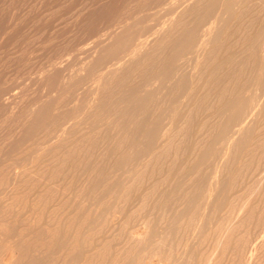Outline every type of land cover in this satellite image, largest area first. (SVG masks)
Masks as SVG:
<instances>
[{"label":"bare ground","instance_id":"obj_1","mask_svg":"<svg viewBox=\"0 0 264 264\" xmlns=\"http://www.w3.org/2000/svg\"><path fill=\"white\" fill-rule=\"evenodd\" d=\"M17 2H18V0H16ZM25 1H27V4L29 3V4H34L35 2H36V0H35V2L33 1L32 2V0H31V2L32 3H30V0L28 1V0H25ZM45 1V0H44ZM49 1H51V0H49ZM53 1V0H52ZM52 1L51 2H49V3H51L52 4V6L54 5L53 3H55L57 0H55L53 3H52ZM68 1V0H67ZM81 1H83V0H81ZM93 1V0H92ZM96 1H98V0H96ZM95 0H94V2H96ZM101 1V0H100ZM135 1V3L137 2V0H111V2L110 3H108V1H104L105 3H108L109 4V6L107 7V8H105V9H107L106 11L107 12H105V11H103V10H100L101 12L103 11V12H105V14H103V16H102V13L100 14L102 17H101V19L99 20V18L100 17H98L97 15H99V14H95V12L93 11V10H91L89 7H88V5L87 6H85L84 8L82 7V9H86V7H88L89 9H90V13H92L93 15H96L97 17L95 18L96 20H99L100 21V23H98L97 25H94V26H96V27H90L89 26V24H87V22L89 21V17L88 16H90V15H92V14H89V10H87L86 9V11L84 12V13H86L87 11H88V16L87 15H85L86 17H87V20H85L86 19V17H83L84 15H83V13H81V12H79V10H78V12L79 13H81L83 16H81L82 17V19H83V21L85 20L86 21V24L90 27H87V29L85 30L84 28L86 27L85 25V27L82 29L83 30V33H84V30L85 31H87L88 30V28L89 29H94V31H93V33H96V32H98L99 30L101 31V29H102V31L104 30V28L106 27V28H110L111 26H116V27H114L115 29H118L119 31L118 32H115V31H117V30H115L114 31V29H112V31L111 32H109L110 31V29H109V31H108V29H105L106 31H108L110 34L108 35V33H107V35L108 36H106L105 35V33H104V31H103V33L104 34H102V37H104V38H102V39H104V41L103 40H100V41H102V42H106L105 44L106 45H108V44H110V45H108V49H107V54L105 55V57L103 56V58H102V54H101V52H102V49L100 50V49H98L99 51H101V52H98L97 51V46H102V45H96L98 42H99V40H97L96 41V43L94 42V41H92V42H94L95 43V48H96V50H94L93 48L94 47H91L90 45H92V44H90L89 46V48H92V50H94V51H96V52H98V54H96V52H94V51H92L91 50V54H93V53H95V55H94V58L92 59V57H93V55H89L90 54V50H89V48L87 47V48H85V49H88V50H82L83 48H82V46L83 45H81L80 43L82 42H78L79 44L78 45H80L81 46V50H82V52H84V53H82L80 50V52H81V56H79V58H78V56L76 57V59H80V57H82L85 53V55H86V57L88 58H86L87 59V61L88 62H90L91 60H93V63L94 62H96L97 63V60H101V59H103L102 61H99L100 63H97V64H94V66L96 65V67L98 66V64H99V67L98 68H96V67H94L93 68V71H96L97 69V71H96V74H95V72H92V74H91V67H90V69L89 70H91L90 72L89 71H87V70H84V71H82V72H84L85 73V76L90 80L89 82L91 83V78H90V76H93V74H95L94 76H93V80H92V83L90 84L89 82H88V80H87V82H88V92L86 91V94L88 95V97L86 96V95H84V97H85V99L87 98H89L88 99V101H89V103H90V105L91 104H93V105H95L96 103H98V102H94V95L95 96H97L98 94H96V92H102V90H104V92L102 93V94H106L107 92H109V95L111 96L112 94H110V92L111 93H113L114 94V92H112V91H109L110 90V86H112V89L114 88V83H112L113 85H110V83L112 82V81H114L115 82V80H113V78H112V81L109 83V84H106L107 85V87H108V85H109V89L107 88V87H105L104 88V86H105V81L108 79L109 80V78H111V77H113V76H115L116 75V73L118 72V73H121L120 71V69L122 68V67H124V66H127L128 64H130L131 62H133V60L134 59H136V57H139V55L141 54V53H145V50H147L149 47H151L153 44H155V42H159L158 41V39L160 38V36L161 35H164L166 32H168V34H169V31L171 32V29L172 28H174V25H176L175 23H177L176 21H178L179 22V19H180V21H181V19L182 18H179V17H183V18H185L184 16H188V13H187V15H184V14H182V11L180 12L183 16H181L176 10L180 7V9H178V10H181V8H182V6H184L185 7V5L186 4H189V6L188 5H186V7L188 6V7H190L191 5H190V3H187V2H189V1H187V0H182L181 2H180V0H170L171 2H169V3H166L167 4V8L165 7V8H163V6H165V4L164 5H162V9H164V10H162L161 8V10L159 9V7L158 6H156V5H158V3L159 2H161V0H157L156 2H158L157 4L155 3L154 5L156 6V7H158L157 9V12L159 13V11H165V9L166 10H169V11H167V13H170V15L172 14L173 15V12H174V14H176V17L174 16V17H167V18H169L168 20H167V18H165V20L166 21H164V23H162L163 22V18H161V16H162V14H161V12H160V17H158L159 16V14H158V16H157V12L156 11H154V12H152V11H150V13H153V14H151V15H153V16H157L156 18L158 19V20H160L161 21V24L159 25V23H160V21H157L158 22V24L156 23V21L155 22H152V21H150V19H149V21L150 22H152V25H148L149 26V28H147L146 26H144V28H145V30L146 31H148L149 30V32L148 33H150L149 35H147L148 33L145 31L144 32V28H142V29H137V27L139 26V25H137V24H140L138 21V23L135 21V19H136V17H138V15H141V11L143 12V10H141V9H138L139 8V6H138V4H137V6L136 7H138V8H134V10H133V6H135V5H132V12H129L130 11V8H129V6L131 5V3L132 4H135V3H133ZM146 1H151V0H146ZM145 1V2H146ZM153 1H155V0H152V2L150 3V5L151 4H153ZM165 1V0H164ZM163 1V2H164ZM167 2L169 1V0H166ZM165 1V2H166ZM174 1H177L176 3L174 2ZM187 1V2H186ZM191 2L193 1V0H190ZM199 0H194L193 2H195V3H197ZM201 1V0H200ZM203 1H205V0H203ZM208 1V0H207ZM222 1V0H221ZM249 0H238V3L236 4V7L238 6V4L240 5V6H238L237 7V9L238 8H242V10L244 9V10H246L245 9V7L243 8V5L244 6H246L248 3H250V5L251 4H253V3H251L252 1H250V2H248ZM256 0H254V2H255ZM257 1H259V0H257ZM261 1V0H260ZM259 1V2H260ZM263 2H264V0H262ZM0 2H1V6H0V50L1 51H3L4 49V47H7L13 40H15L14 39V35H16V34H14V31L15 30H17V29H15L14 30V14H15V11H17V10H14V8H15V6L17 7V5L20 3L21 4V2L19 1L18 3H17V5H15L14 6V4H16V3H14V0H0ZM40 3H41V1H39ZM46 2H48V0H46ZM60 0L58 1V4H56L55 3V5L57 6V5H59L60 3H62V4H64V1L63 2H60ZM74 2V4L73 5H75V1H73ZM85 2V1H84ZM86 2H88L89 4H90V2H89V0L88 1H86ZM138 2H140L141 3V0H139ZM143 2V1H142ZM185 2H186V4H185ZM206 2V1H205ZM212 2V1H211ZM220 2V1H219ZM222 2H224V1H222ZM230 2V0L228 1V3ZM232 2V1H231ZM237 2V1H236ZM248 2V3H247ZM43 3V2H42ZM41 3V4H42ZM45 3V2H44ZM68 3V2H67ZM66 3V0H65V4H67ZM77 3H79L80 4V0H78V2ZM77 3H76V5H77ZM87 3V4H88ZM97 3V2H96ZM96 3L94 4L93 2H92V4H94V6H95V8L97 7V5H96ZM101 3V2H100ZM139 3V4H140ZM147 4H148V2H146ZM146 3H143L144 5H146L147 6V4ZM183 3L185 4V5H183ZM203 2H200V5L202 4ZM19 4V5H20ZM26 4V3H25ZM27 4H26V6H27ZM36 4V3H35ZM40 4V5H41ZM64 4V5H65ZM71 4V3H70ZM70 4H68L69 5V9H70ZM79 4H78V6H79ZM97 4H99V2L97 3ZM142 4V3H141ZM140 4V5H141ZM143 4L141 5L142 6V9L144 8L143 7ZM193 4V3H192ZM199 4V3H198ZM224 4V3H223ZM233 4H234V1H233ZM257 4V3H256ZM24 5V4H23ZM47 5H48V3L46 4V6L45 7H47ZM54 5V6H55ZM71 6V8L72 7H74V6ZM84 5H86V3H84ZM84 5H81V6H84ZM100 5V4H99ZM149 5V6H150ZM196 5V4H195ZM194 5V6H195ZM199 5V7H197V6H195V7H197V8H195V10L198 12L197 14H196V12H195V16L196 15H198V14H200V12H199V9L198 8H200L201 6ZM207 5H212V4H207ZM230 3L229 4H227L226 6H224L223 7V9H222V11H221V13H220V15H219V12H218V15L219 16H217V10H219L220 8H221V6H219L218 8L219 9H216V12L215 13H211V12H213V11H211V6H210V8H209V10H210V12H209V15L211 14H215V17H213L212 18V20H210L209 21V19L211 18V17H209L208 15H206V16H208L207 18L205 17V14H203L202 16H204L205 17V19H206V21L204 20V18H202L200 15V17H198L197 16V18L199 19H201L202 18V21L205 23H203L204 25L202 26V22L200 23L199 21L198 22H196V21H194V19H193V21L194 22H196V23H194V26H196L197 25V23H198V25L197 26H200L201 25V29H200V27H199V34H198V31H196V28H197V26L196 27H193V25L191 26L190 25V23L189 24H187V25H190L189 27H192L190 30H193V32H194V30L196 31V35L197 36H194V34L193 35H190V34H192L191 32L188 34V35H185V31L187 30V27L185 26L186 25V20H185V22L184 21H182V22H179L180 24H182L183 22L185 23V24H182V27H186V28H183V30L184 29H186L184 32L182 31V29L180 28V31H177V34H175L176 32H173V34H175L174 36H181V33L180 32H183L182 34L183 35H185V37L184 38H187L188 39V37H189V39H188V41L186 42L187 43V45L183 48V52H182V54H184V55H182V54H180L181 53V51H182V48H180V46H179V48H180V51H179V53H178V51H177V56L180 54L181 55V58L180 59H182V56L184 57L185 56V58L187 57V60H188V57H190V59H191V57H193L192 59L194 60V62H196V60H197V62L196 63H198V64H200L201 63V61H200V63L198 62L199 60H198V58L202 55V53L204 52V55H205V50L207 49V48H209V47H211L212 45V42H211V44H210V40H211V37H213V36H215L214 35V33H217L218 31H217V27H219V26H221V24L223 23V22H226V20L225 19H230L229 17H231V19H232V16H234V17H236L235 15H238V13H242L243 11H237L236 12V10H235V12L237 13V14H235V13H233L232 11H234V10H232L231 9V7H232V4L230 5ZM250 5H248L247 6V10H249L248 9V7H250ZM260 5H261V2H260ZM42 6V10H43V5H41ZM77 6V8H79V7H81V6H79L78 7ZM90 7H92L91 6V4L89 5ZM100 6H102V5H100ZM99 6V7H100ZM106 6V5H105ZM145 6V7H146ZM149 6H147V7H149ZM155 6H154V9H156L155 8ZM159 6H161V5H159ZM204 6V5H203ZM202 6V7H203ZM217 6V5H216ZM235 6V5H234ZM256 5L254 4V6L253 7H255ZM258 6V5H257ZM257 6H256V8H257ZM22 7H24V6H22V4H21V6H20V8L22 9ZM38 7H40V6H38ZM61 7H62V5H61ZM103 7V6H102ZM146 7V8H147ZM187 7V8H188ZM193 7V6H192ZM191 7V8H192ZM201 7V8H202ZM204 7H206L205 8V10L207 9L208 10V7L207 6H204ZM203 7V8H204ZM262 7V6H261ZM264 7V6H263ZM19 8V9H20ZM25 8V7H24ZM37 8V7H36ZM48 8V7H47ZM47 8H45L46 9V11H48V12H50V9H48L47 10ZM60 8V7H59ZM58 8V9H59ZM67 8V7H66ZM65 8V9H66ZM67 8V9H68ZM76 8V7H75ZM146 8H144V9H146ZM151 8V7H150ZM150 8H148L147 9V13H145V12H143V14L145 13L146 14V16H148V13H149V10H150ZM202 8V9H203ZM212 8H217V7H212ZM233 8V7H232ZM235 8V7H234ZM240 8V9H241ZM251 8V7H250ZM256 8L254 9V12L256 11ZM18 9V10H19ZM57 9V10H58ZM61 9H62V12H61ZM61 9H59V11H60V13H63V12H65V11H63V9H64V6H63V8H61ZM64 9V10H65ZM66 9V10H67ZM74 9V8H73ZM73 9L72 10H68V11H66V12H70L71 14H72V16H73V14H76L75 12L73 13L72 11H73ZM81 9V10H82ZM99 9H101V7L99 8ZM98 8H96V10H99ZM127 9H129L128 10V13H127V15H130V16H128V18H125V21H124V18H122V17H120L119 16V13H120V15L122 14L123 15V12L125 13V15L124 16H126V12H125V10L127 11ZM138 9V10H137ZM183 9V8H182ZM190 9V8H189ZM189 9H187L188 11H189ZM193 10H194V8H192ZM201 9V10H202ZM239 9V10H240ZM252 9V8H251ZM251 9L249 10V12L251 11ZM258 9H260V8H258ZM264 9V8H263ZM24 10V9H23ZM27 9H25V11H26ZM31 10V9H30ZM35 10V9H34ZM38 10H39V8L37 9V12H38ZM139 10H141V11H139ZM151 10H153V8H151ZM185 12L184 13H186V8L185 9H183ZM191 10V9H190ZM205 10H203V13H204V11ZM206 10V11H207ZM208 10V11H209ZM221 10V9H220ZM219 10V11H220ZM232 10V11H231ZM262 9H260L259 11H261ZM19 11H22V10H19ZM18 11V12H19ZM24 11V12H25ZM74 11H76V10H74ZM91 11H93V12H91ZM214 11H215V9H214ZM253 11V10H252ZM251 11V12H252ZM24 12H22V14L24 13ZM29 12H31V11H28V13ZM36 12V14H38ZM41 12V11H40ZM39 12V13H40ZM53 12V11H52ZM156 12V13H155ZM176 12V13H175ZM191 12H194V11H191ZM190 12V13H191ZM249 12L247 13L248 14V16H249ZM250 12V13H251ZM254 12H252V13H254ZM17 13V12H16ZM27 13V12H26ZM35 13V12H34ZM42 13H44V11H42ZM42 13H41V16H42ZM98 13V12H97ZM130 13V14H129ZM165 13V12H164ZM167 13H166V15H167ZM189 13V14H190ZM244 13H245V11H244ZM246 13H245V15H246ZM258 13V12H257ZM261 13H263L262 15H261V19H262V16H264V11L263 12H261ZM32 15V17L34 18V15L32 14V13H29V15ZM35 14V15H36ZM46 14H48V13H46ZM51 15H52V13H50ZM55 14V13H54ZM58 15H59V12L57 13ZM65 14V13H64ZM71 14H68V16L69 15H71ZM142 14V15H143ZM156 14V15H155ZM178 14L180 15V16H178ZM260 14V13H259ZM258 14V15H259ZM26 15V14H25ZM28 14H27V16H29ZM44 15H45V13H44ZM57 15V16H58ZM61 15V14H60ZM66 15V14H65ZM118 15V16H117ZM150 15V16H151ZM164 15V14H163ZM169 15V14H168ZM255 14H252L251 16H254ZM22 16V15H21ZM38 16V15H37ZM36 16V17H37ZM41 16H38V17H40L41 18ZM47 15H45V17H46ZM52 16H54V15H52ZM72 16H70V17H72ZM77 16H78V14H77ZM153 16H151L150 18H151V20H152V17ZM193 16H194V14H193ZM247 16V17H248ZM51 17V16H50ZM62 17V16H61ZM74 17H76V15L74 16ZM80 17V16H79ZM81 17L79 18V19H81ZM92 17V16H91ZM90 17V18H91ZM117 17H120L121 19H123V21L121 22V20H120V24H117L118 23V19H117ZM127 17V16H126ZM149 17V16H148ZM148 17L146 18L145 17V15H144V22H145V18L148 20ZM191 17H192V15H191ZM190 17V18H191ZM233 17V18H234ZM242 17H245V16H243V14H242ZM241 17V18H242ZM18 18V17H17ZM25 19H26V16L24 17ZM43 18H44V16H43ZM46 18H48L47 19V21L49 22V15H48V17H46ZM58 18H59V20L61 21V19H60V17L58 16ZM85 18V19H84ZM154 18V17H153ZM156 18H154V20L156 19ZM159 18H161V19H159ZM188 18V20L187 21H189V20H192V19H190L189 17H187ZM237 18V17H236ZM238 18H239V16H238ZM249 18H250V16H249ZM256 18H258L257 17V15H256ZM255 18V19H256ZM19 19H23V18H19ZM24 19V20H25ZM32 19V18H31ZM35 19V18H34ZM45 19V18H44ZM55 19V18H54ZM56 19H57V17H56ZM76 19H78V18H76ZM81 19V20H82ZM94 19V16H93V18H91V20H93ZM95 19H94V24H96L97 22L95 21ZM138 19V18H137ZM136 19V20H137ZM176 19H178V20H176ZM186 19V18H185ZM207 19H208V22H207ZM230 19V20H231ZM243 19V18H242ZM246 19V17L244 18V20ZM251 19H254V18H252L251 17ZM254 19V21H257V20H255ZM260 19V20H261ZM264 19V18H263ZM262 19V20H263ZM18 19H16V21H17ZM21 20H20V22H21ZM33 20V19H32ZM31 20V21H32ZM38 20V19H37ZM40 20V19H39ZM46 20V19H45ZM70 20V19H69ZM133 20L135 21V25L134 24H132V26L129 24V22H133ZM141 20H143V18H141L140 19V22H142ZM197 20V19H196ZM234 20H235V18H234ZM237 20V19H236ZM243 20V21H244ZM250 20V19H249ZM23 21V20H22ZM29 22H30V20H28ZM33 21H36V20H33ZM41 21L43 22V20H42V18H41ZM50 21H52V20H50ZM58 21V20H57ZM55 22V20H54V22L55 23H58V22ZM59 21V22H60ZM68 21V20H67ZM74 21V20H73ZM83 21H81V23L83 22ZM98 21V22H99ZM148 21V22H149ZM242 21V22H243ZM19 21H17V23H18V25H20L19 23H20ZM24 22V21H23ZM28 22V23H29ZM41 22V23H42ZM53 22V21H52ZM52 22H50V23H52ZM63 22V19H62V21H61V23ZM75 22V21H74ZM78 22H80V21H78ZM90 22V24H92L91 26H93V23H91V21H89ZM143 22V23H144ZM150 22H149V24H150ZM190 22V21H189ZM207 22V23H206ZM230 22V21H229ZM233 22V21H232ZM232 22H230V23H232ZM238 23H239V21H237ZM236 22V23H237ZM252 22V21H251ZM259 22V21H258ZM17 23L15 24V25H17ZM25 24H27L26 22H24ZM23 23V24H24ZM45 23V22H44ZM44 23H42L41 24V26L39 25V21H38V23L36 22V24H38L39 26H40V28H43L44 29V27L45 26H43V24ZM69 23L71 24L72 23V21L70 22L69 21ZM75 23H77V21L75 22ZM85 23V22H84ZM101 23H105L104 25H106V26H103L102 27V25H101ZM134 23V22H133ZM143 23H141L142 25H143ZM226 23H228V22H226ZM244 23V22H243ZM243 23H241V21H240V24H241V26L243 25ZM257 23V22H256ZM264 23V22H263ZM22 24V23H21ZM24 24V25H25ZM33 24L34 25H36L34 22H33ZM32 24V22H31V25H33ZM65 24H66V22H65ZM65 24H64V26H65ZM72 24H74V23H72ZM79 24V23H78ZM78 24H75V26L74 27H78V26H76V25H78ZM83 24V23H82ZM117 24V25H116ZM140 24V25H141ZM146 24V23H145ZM148 24V23H147ZM193 24V23H192ZM233 24H235V23H233ZM239 24V25H240ZM247 24H248V22H247ZM251 23H249V25H250ZM258 24V23H257ZM257 24H256V26H257ZM262 23H260V25H261ZM44 25H46V23L44 24ZM53 23H52V26H51V24H50V26L48 27V29H45V30H47V34H48V32L51 30V32L50 33H52L53 31H52V29H50V27H53ZM56 25V24H55ZM54 25V26H55ZM142 25L141 26H139V28L140 27H142ZM184 25V26H183ZM224 25H225V23H224ZM228 25H229V23H228ZM236 25V24H235ZM252 25L253 24H251V27H252ZM259 25V24H258ZM20 26H22V25H20ZM20 26H17V27H19L20 28ZM37 26V25H36ZM36 26L35 27H33L32 26V29L34 30V28H36ZM38 26V27H39ZM43 26V27H42ZM47 26V25H46ZM60 23H59V25H58V27L60 28ZM71 26H73V25H71ZM102 28H101V27ZM109 26V27H108ZM117 26H118V28H117ZM135 26V27H134ZM177 27H175V29L177 28V29H179V24L178 25H176ZM232 26V25H231ZM234 26V25H233ZM237 26V28H238V25H236ZM235 26V27H236ZM246 26V27H245ZM245 26H244V28L246 29V28H249V26L247 27V25H246V20H245ZM254 26H255V24H254ZM253 26V27H254ZM256 26L254 27V28H256ZM25 27V26H24ZM23 27V29H27V25H26V28H24ZM30 26H28V28H29ZM37 27V28H38ZM56 27V26H55ZM57 27V28H58ZM83 27V25L80 27L79 26V28H78V30L79 31H81V29L80 28H82ZM224 27H228V26H224ZM223 27V28H224ZM243 27V26H242ZM250 27V28H251ZM253 27L251 28V30H253L251 33H254V30L255 29H253ZM257 27H259V26H257ZM31 28V27H30ZM29 28V29H30ZM46 28V27H45ZM62 28H63V25H62ZM66 28H67V26H66ZM66 28H65V30H66ZM99 28H101V29H99ZM148 30H147V29ZM195 28V29H194ZM220 28H222V26L220 27ZM219 28V29H220ZM222 28V29H223ZM230 28H233V27H230L229 26V29ZM31 29V30H32ZM50 29V30H49ZM67 29H69V28H67ZM72 29V28H71ZM71 29H69V31H73V29L71 30ZM75 29V28H74ZM77 29V28H76ZM75 29V30H76ZM218 29V30H219ZM222 29L220 30L221 32H222ZM241 30H239V31H241V32H243L242 30V28H240ZM245 29H244V33H245ZM256 29H258V28H256ZM19 30V29H18ZM28 30V29H27ZM30 31L29 30V32H34V31ZM36 30V29H35ZM37 30H39V28L37 29ZM37 30H36V32L35 33H37ZM49 30V31H48ZM54 30V29H53ZM58 31V33L57 34H59L60 35V33H59V30L60 29H57ZM64 30V29H63ZM234 30V28L232 29V30H229V32H234L235 30H237L236 28H235V30ZM247 30H250V29H247ZM246 30V31H247ZM250 30V31H251ZM43 30L41 29V32H42ZM79 31H75L77 34H79L77 37H79L81 34L80 33H82V32H80V33H78ZM101 31V32H102ZM151 31H153L152 33H151ZM176 31V30H175ZM217 31V32H216ZM225 30L223 29V32H224ZM24 32V31H23ZM29 32L27 31V33H28V35H29ZM39 32V31H38ZM41 32H39V33H37V35L38 34H40V36H43V35H41ZM44 32V31H43ZM42 32V33H43ZM46 32V31H45ZM60 32H62V30H60ZM64 33H69V32H65V31H63ZM75 32L73 33V32H71V33H73V34H75ZM88 32V31H87ZM89 32H91V31H89ZM115 32V33H114ZM171 32V33H172ZM180 33V35H179V33ZM189 31H187L186 32V34L188 33ZM238 32V31H237ZM249 32V31H248ZM255 32H256V30H255ZM16 33H17V31H16ZM19 33V32H18ZM34 33V34H35ZM49 33V34H50ZM82 33V34H83ZM100 33V32H99ZM98 33V34H99ZM112 33V34H111ZM146 33V34H145ZM239 33V32H238ZM20 34H21V32H20ZM24 34H25V32H24ZM54 34V33H53ZM86 34H88L89 35V33H86ZM85 34V35H86ZM97 34V33H96ZM96 34H93V35H96ZM168 34H167V38L168 39H170L169 38V36L171 35H169L168 36ZM218 34V33H217ZM225 34H226V31H225ZM233 34V33H232ZM235 34V33H234ZM242 34V33H241ZM28 35H26V36H28ZM31 35V34H30ZM29 35V36H30ZM46 35V34H45ZM61 35H63V34H61ZM61 35L60 36H58V35H55V36H58L59 37V39H61ZM67 35H70L71 36V34L69 33V34H66V37L65 38H69V37H67ZM91 35H92V32H91ZM104 35V36H103ZM218 35H220V32H219V34ZM221 35L223 36L224 34H222L221 33ZM238 35V34H237ZM244 35H247V32L244 34ZM254 36H256L255 37V40L253 39L254 38V36H253V38H251L252 37V35L250 36V37H248V35H247V37L245 38L244 37V39H249L250 38V40L252 39V40H254V42L255 41H257V40H262V42H263V45H261V43H260V45L259 46H262L263 48H262V50H264V24L262 25V26H260V29L258 30V32L257 33H255V34H253ZM21 36H22V34H21ZM25 36V38H27ZM49 36V35H48ZM48 36H45V37H47L48 38ZM52 37V39H50V37L51 36H49V39L50 40H53L54 38H55V41H57V43H58V37L56 38V37ZM74 35H72V37H73ZM84 36V35H83ZM100 36V35H99ZM165 36V35H164ZM164 36H163V38H164ZM173 36V35H172ZM194 38H193V37ZM221 36V37H222ZM240 36V35H239ZM243 36V35H242ZM24 37V36H23ZM31 37V36H30ZM30 37H29V40H30ZM33 38L35 37L36 38V36H32ZM45 37H43V39L41 38V42H42V44L40 45H37V46H42V45H44L45 46V44L47 45V43H44L43 44V40L44 39H46ZM63 37V36H62ZM63 37V38H64ZM76 37V38H77ZM87 37V36H86ZM94 37V36H93ZM92 36L91 37H87V39H85V40H87L88 41V38L90 39V38H93ZM95 37H97V36H95ZM101 37V36H100ZM179 37H177V40L175 39V38H173V39H175V40H171L172 42L174 41V43H176V44H180V42H178V38ZM216 37H218L217 35H216ZM225 38L227 37V36H224ZM230 37V36H229ZM19 38V37H18ZM34 38V39H35ZM40 38V37H39ZM81 38H82V35H81ZM83 38H85V36L83 37ZM97 38H99V37H97ZM161 38H162V36H161ZM160 38V39H161ZM181 38V37H180ZM184 38L182 39V41H184ZM193 38V39H192ZM214 38V37H213ZM219 38V37H218ZM218 38H216V39H218ZM225 38H223V39H225ZM228 38V37H227ZM231 38V37H230ZM235 38H237V36L235 37ZM239 38V37H238ZM240 38L242 39V37L240 36ZM239 38V40H238V42H240V43H235L236 41H234V43L235 44H240V46L242 45L241 44V39ZM20 39L21 40H18V41H20V42H22V38L20 37ZM75 39V38H74ZM74 39H73V41H74ZM99 39H101V38H99ZM192 39V40H191ZM221 39V38H220ZM216 40V43H218L217 41H221V40ZM244 39H242V41H244ZM247 39V40H248ZM37 40V39H36ZM48 40V39H47ZM68 41L70 40V39H67ZM228 40V39H227ZM248 41V43L250 44L251 43V41ZM23 41H25L24 39H23ZM31 41V40H30ZM33 41V40H32ZM49 41V40H48ZM62 41H64L65 42V40H62ZM71 41V40H70ZM162 40H160V42H161ZM163 41H164V39H163ZM179 41H180V39H179ZM213 41V45H214V40H212ZM223 41V43H226V40H222ZM38 42V41H37ZM45 42H46V40H45ZM53 42H54V40H53ZM61 42V41H60ZM60 42H59V44H60ZM63 42V43H64ZM75 42V41H74ZM109 42V43H108ZM178 42V43H177ZM228 42V41H227ZM232 42V41H231ZM244 42H246V41H244ZM27 44H28V42H26ZM25 42H24V44H26ZM33 43V42H32ZM31 43V44H32ZM34 43H35V41H34ZM49 43H50V41H49ZM56 43V46L58 45ZM62 43V42H61ZM62 43V44H63ZM82 43H84L85 44V42H82ZM90 43V42H89ZM162 43H164V42H162ZM166 43V42H165ZM182 43V42H181ZM222 42L220 43L222 46L224 45ZM230 43V42H229ZM228 43V47H230V45H231V43L229 44ZM243 43V42H242ZM18 44V43H17ZM16 44V45H17ZM24 44H22L21 43V45H24ZM26 44V45H27ZM37 44V43H36ZM64 44H66V43H64ZM68 44V46H66V45H64V47L66 48V47H68V48H70V45L69 44H71V43H67ZM102 44V43H101ZM157 44V43H156ZM208 44L210 45L209 47H208ZM219 44V43H218ZM218 44L216 45L217 47H218ZM219 44V45H220ZM246 44H247V42H246ZM253 44H255L254 46L256 47L255 49L257 50V49H259V52H260V50H261V48H259L258 47V45L256 44V42L255 43H251V45L252 46H250V47H248V51H250L251 50V48H253L254 46H253ZM15 45V46H16ZM20 45V44H19ZM32 45H34V44H32ZM32 45H30V46H32ZM74 45H76V43H74ZM94 45V44H93ZM92 45V46H93ZM162 45V44H161ZM165 45V44H164ZM168 45V41H167V43H166V45L165 46H167ZM171 45H173V43H171ZM181 45V44H180ZM183 45V44H182ZM227 45V44H226ZM232 45H234L233 44V42H232ZM245 44L243 43V46H244ZM10 46H12V45H9V47ZM13 46H14V44H13ZM14 46V47H15ZM35 46V45H34ZM56 46H54V47H56ZM62 45H60V47H61ZM87 46H88V44H87ZM157 46V45H156ZM165 46L163 47V46H161V47H163V48H165ZM169 46V45H168ZM167 46V47H168ZM178 46V45H177ZM175 44L173 45V48H175V47H177ZM235 46V45H234ZM239 45H238V47H236V48H239L240 47ZM14 47H11V48H14ZM24 47H25V45H24ZM24 47H22V48H24ZM51 47H52V43H51ZM73 47V46H72ZM84 47V46H83ZM103 47H106L107 48V46H102V48ZM153 47H154V45H153ZM152 47V48H153ZM159 47H160V45H159ZM159 47H156V48H158V49H160ZM224 47V46H223ZM233 48V47H231V48H233V49H236V48ZM245 47H247V45H245L244 46V48ZM19 48V47H18ZM26 48V47H25ZM28 48H30L29 46H28ZM38 48H41V47H38ZM50 48V47H49ZM53 48V47H52ZM57 48H58V46H57ZM62 48H63V46H62ZM62 48H59L61 51L63 50ZM67 48V49H68ZM155 48V49H156ZM163 48H161V53H162V51L164 52L165 51V49L163 50ZM168 48H171V46H169ZM178 48V47H177ZM219 48V47H218ZM222 47H220L219 49H221ZM226 48V47H225ZM224 48V49H225ZM240 48H242V50H243V47H240ZM3 49V50H2ZM14 49H17L16 47L14 48ZM20 50H21V47L19 48ZM27 49V48H26ZM32 49V48H31ZM46 49V48H45ZM51 49V48H50ZM72 49V48H71ZM70 49V50H71ZM74 49H76V47H74ZM74 49H72L73 51H74ZM103 49H105V48H103ZM154 49V48H153ZM153 49H151V53L154 55V53H155V55H158V54H156V52H152V50ZM211 49H216V47L214 48V47H211ZM210 49V50H211ZM223 49V48H222ZM227 49V48H226ZM230 48H228L227 49V53H228V50H229ZM6 50V49H5ZM4 50V51H5ZM9 50V53L11 52L10 50L11 49H8ZM24 49H22V51H23ZM29 50L30 49H28V53H29ZM37 51L38 49H33V51ZM41 50V49H40ZM39 50V51H40ZM42 50H43V52H41V54L42 53H45L46 51H44V49H43V47H42ZM52 50V49H51ZM56 50H58V49H56ZM66 50V49H65ZM106 50V49H105ZM170 50V49H169ZM208 50V49H207ZM206 50V53L208 52ZM231 50V49H230ZM239 50V49H238ZM247 50V48H245L243 51L244 52H248V51H246ZM254 50V49H253ZM15 51V50H14ZM13 51V52H14ZM19 51V50H18ZM22 51H20L21 53H22ZM25 52H26V50H24ZM24 51H23V53H24ZM31 51V50H30ZM35 51V52H36ZM79 51H74L73 53H72V51H71V53L75 56V54H77L78 55V53H80ZM149 51H150V48H149ZM149 51L147 50V54L149 53ZM157 51V50H156ZM159 51V50H158ZM157 51V52H158ZM167 51H168V49H167ZM170 51H172V49L170 50ZM170 51H169V53L168 54H170ZM173 51H175V49L173 50ZM220 51H222V50H220ZM220 51L218 50L217 51V49H216V51H214V53H215V55L217 56V61H219L218 59H221L222 57H224V53L223 54H221L220 53ZM226 51V50H225ZM224 50H223V52H225ZM242 51V52H243ZM252 51V50H251ZM20 52H19V54H20ZM32 52V51H31ZM50 53H51V56H53L54 55V50H53V52H51V51H49ZM57 52V51H56ZM60 52V51H59ZM66 52V51H65ZM65 52H63V53H65ZM68 52V51H67ZM66 52V53H67ZM70 52V51H69ZM68 52V53H69ZM75 52H78V53H75ZM93 52V53H92ZM103 54H105L106 52L103 50ZM217 52H219V53H217ZM232 52V50L230 51V53ZM239 52V51H238ZM240 52H241V50H240ZM255 52V51H254ZM256 52H258V51H256ZM256 52L253 54L254 56H256L257 54H256ZM262 52V51H261ZM5 53V52H4ZM4 53H2V55L4 54ZM22 53V55L24 56V58L26 57L25 55L26 54H23ZM33 53V52H32ZM32 53H29V54H32ZM39 53V52H38ZM37 53V54H38ZM52 53H53V55H52ZM65 53V54H66ZM67 53V54H68ZM101 55H100V54ZM161 53H159V55L161 54ZM210 53H212L211 51H210ZM209 53V54H210ZM226 53V52H225ZM262 53H264V52H262ZM261 53V54H262ZM6 54H7V51H6ZM11 54H12V52H11ZM11 54H8V55H11ZM58 54V53H57ZM70 54V53H69ZM173 54H175V53H173L172 52V55ZM218 54L219 55H221L222 57H219L218 56ZM232 54H234V52L232 53ZM237 54H239V53H237ZM260 54V53H259ZM14 55H16V54H14ZM22 55H21V62L22 61H26L27 59V57L23 60L22 59ZM34 55V54H33ZM39 55H40V53H39ZM43 55V54H42ZM56 55V54H55ZM54 55V56H55ZM60 55H61V53L59 54V57H60ZM71 55V54H70ZM97 55V56H96ZM98 55H100V58L99 59H95L96 57L98 58ZM142 55V54H141ZM148 55H151V54H148ZM147 55V56H148ZM152 55V57H153V59H154V56ZM170 56L171 58L173 57V56ZM176 55V54H175ZM174 55V56H175ZM207 55V54H206ZM211 55V54H210ZM227 55H229V54H227ZM236 55V54H235ZM235 55H232V56H235ZM242 55V57H243V54H239V57ZM249 55H251L250 53H249ZM11 56H13V54L11 55ZM16 56H18L19 57V55H16ZM27 56L28 57H30L31 59H32V61H34L33 60V56H30V55H28L27 54ZM44 56V55H43ZM50 56V55H49ZM58 56V55H57ZM69 56V55H68ZM72 56V55H71ZM96 56V57H95ZM209 56V55H208ZM208 56H207V58H208ZM212 56V55H211ZM210 56V58L211 59H208L207 60V63H205L204 64V62L200 65L201 67L203 66V65H206V64H208V62L210 61V60H212L213 58V56L211 57ZM230 56V55H229ZM253 56V57H254ZM263 56H264V54H263ZM3 57V56H2ZM4 57H6V55H4ZM3 57V58H4ZM9 57V56H8ZM8 57L6 58V59H8ZM14 58H15V56H13ZM17 57V58H18ZM39 57V56H38ZM48 57V56H47ZM160 57V56H159ZM168 57H169V55H168ZM168 57H166V58H168ZM169 57V59H171ZM203 57V56H202ZM202 57H201V59H202ZM205 57V56H204ZM203 57V58H204ZM219 57V58H218ZM242 57H240L241 59H242ZM253 57H251L252 59L251 60H253ZM2 58V59H3ZM17 58H15L14 60H15V62H16V60H17ZM46 58V57H45ZM53 58V57H52ZM58 58V57H57ZM65 58V57H64ZM63 57H62V60L64 59ZM85 59V56H83L82 58H81V60L82 59ZM90 58H91V60H90ZM144 57L142 56V59H143ZM146 58V57H145ZM151 57H149L148 59L149 60H151L150 59ZM158 57L156 56V59H157ZM165 58V57H164ZM165 58V59H166ZM173 58H175V57H173ZM206 57H205V59H207ZM234 58H236V57H234ZM260 57L258 56V59H259ZM20 59V58H19ZM18 59V60H19ZM31 59H30V61L29 60H27V61H29L31 64H34V63H32L31 62ZM42 59V58H41ZM47 59V58H46ZM50 59V58H49ZM48 59V60H49ZM59 59V58H58ZM75 59V61H77ZM139 58H137L136 60H138ZM141 59V58H140ZM139 59V60H140ZM169 59H168V61H169ZM200 59V58H199ZM214 59H215V57H214ZM223 60H221L223 63H224V61L226 60H228L227 58L226 59H224V58H222ZM230 59V58H229ZM239 59V58H238ZM254 59H257V57L256 58H254ZM254 60V63H255V61H256V63H257V61H258V63L257 64H260V62H263L262 61V59H261V61H260V59L259 60ZM264 59V58H263ZM1 60V59H0ZM3 60H5V59H3ZM52 60H54V58L52 59ZM65 60H67V58H65ZM64 60V61H65ZM95 60V61H94ZM139 60H138V62H139ZM145 60H147V59H145ZM158 60V59H157ZM162 60H164V59H162ZM176 60H177V58H176ZM182 60H184V59H182ZM204 60V59H203ZM231 61H232V57H231V59H230ZM2 61V60H1ZM7 62H8V60H6ZM25 61H24V63H21L20 61H19V63L20 64H24V66L26 65L27 66V63L25 64ZM26 61V62H27ZM45 62L47 61V60H44ZM49 61H51V59L49 60ZM55 61V60H54ZM53 61V62H54ZM56 61H57V59H56ZM58 61H61V59H59ZM152 61V60H151ZM156 60H154V62H155ZM159 61H160V63H162L161 62V60H158L156 63L157 64H159ZM164 61H166V60H164ZM163 61V63H167V62H164ZM178 61L179 60H177V62L174 60V67H175V65L178 63ZM192 61V60H191ZM190 61V62H191ZM213 61V60H212ZM212 61H210V62H212ZM215 61V60H214ZM213 61V62H214ZM220 61V62H221ZM225 61V62H226ZM229 61V60H228ZM227 61V62H228ZM238 61V60H237ZM260 61V62H259ZM7 62H5V65L7 64ZM14 62V63H15ZM28 62V65L30 64ZM36 62V61H35ZM40 62H42L41 60H40ZM48 62V61H47ZM46 62V63H47ZM53 62H51V64L53 63ZM82 62V61H81ZM80 62V63H81ZM87 62V64H89ZM145 62H148V61H144V62H142V66H144V64H145ZM153 61L150 63V66H152L153 64H155ZM175 62H176V64H175ZM185 62H188V61H186V60H184L183 62H182V65L180 64L181 63V60H180V63H178L181 67H178V68H182L183 67V65L184 64H186ZM205 62H206V60H205ZM221 62V63H222ZM230 62V61H229ZM235 62V61H234ZM250 62H253V61H250ZM250 62H248V63H250ZM3 63V62H2ZM17 64H18V62H16ZM15 63V64H16ZM50 63V62H49ZM55 63V62H54ZM77 63H78V61H77ZM83 63V62H82ZM93 63H92V61L90 62V66H92L93 65ZM134 63H135V61H134ZM134 63H131V64H134ZM137 63V62H136ZM136 63L133 65L134 67H135V65H136ZM153 63V64H152ZM162 63V65L161 66H163L164 64ZM169 63V62H168ZM167 63V64H168ZM170 63H172L171 61H170ZM169 63V64H170ZM184 63V64H183ZM218 62H216V64H217ZM222 63V64H223ZM231 63V62H230ZM239 63V62H238ZM247 63V64H248ZM255 63V64H256ZM13 65V67H12V70H13V68H14V66H16V65ZM30 64V65H31ZM62 65L63 64H67L68 65V63H61ZM61 64H59V67L57 68L56 67V69H53V66L51 65V69H53V70H55V71H57L56 72V74L59 76L60 75V73H61V71L63 70V68H64V66L65 65H61ZM69 64H71V63H69ZM86 64V63H85ZM85 64H83L84 66H82V67H84L85 68ZM86 64V68H87V65ZM139 64V66H140V64H141V60H140V63H138ZM149 64V63H148ZM147 64V65H148ZM152 64V65H151ZM166 64V65H167ZM168 64V67H169V69L171 70V67H173V64L172 65H169ZM188 64H189V62H188ZM193 64V63H192ZM191 63H190V70H191V67H193V66H191L192 65ZM195 64V63H194ZM198 64H196L197 65V67L199 68L200 66L198 65ZM215 64V65H216ZM235 63H233V65H234ZM0 65H1V63H0ZM61 65V66H60ZM72 65V64H71ZM70 65V66H71ZM165 65V66H166ZM187 65V64H186ZM185 65V66H186ZM195 65V66H196ZM210 66L211 65H213V63H211V64H209ZM209 65H206V66H208L209 67ZM215 65H214V67L212 68V69H214L215 68ZM223 65H225V64H223ZM230 65V64H229ZM232 65V66H233ZM251 65H253L254 66V64H251ZM1 66H4V63H3V65H1ZM6 66H8V65H6ZM5 66V67H6ZM21 66V65H20ZM32 66V68L34 69L35 67H33V65H31ZM44 66V65H43ZM139 66H138V69H139ZM142 66H140L141 67V69H144ZM154 66H156V67H154L155 69L156 68H158L159 66H157V65H154ZM160 66V67H161ZM171 66V67H170ZM178 66V65H177ZM184 66V67H185ZM188 66V65H187ZM193 67V68H196V67ZM218 66L219 67H221V65H219V63H218ZM217 65H216V67H218ZM231 66V67H232ZM253 66H249V67H251V69H254V68H252ZM260 66H261V64H260ZM4 67V68H5ZM18 67V66H17ZM16 67V68H17ZM30 67V66H29ZM39 67V66H38ZM46 67H48V66H46ZM67 66H65V68H66ZM72 67V66H71ZM77 67V66H76ZM93 67V66H92ZM146 67V66H145ZM173 67V68H174ZM184 67L182 68V69H184ZM189 67V66H188ZM218 67V68H219ZM223 67V66H222ZM222 67L220 68V71H219V73H218V75H219V77H220V72H221V70H223L224 69V67H223V69H222ZM226 67V66H225ZM230 67V68H231ZM259 67V66H258ZM1 68V67H0ZM4 68L2 69V70H4ZM16 68H14V69H16ZM44 69H45V67H43ZM49 69H50V66L48 67ZM54 68H55V66H54ZM68 69H69V66L67 67ZM84 68H82V69H84ZM88 68H89V66H88ZM96 68V70H94ZM133 68V67H132ZM167 68V67H166ZM210 68V67H209ZM227 68V67H226ZM230 68H228V69H230ZM233 68V67H232ZM260 68H262L263 70L261 71H259V72H255V75H253V76H255V77H253V78H255V79H253V80H251V81H253V88H251L252 86H250L251 84H252V82L250 83V85H248V86H250V87H248V89L243 93L242 91H241V93H239L238 95H234V93L236 92L235 90H234V87H233V90L235 91V92H233V91H231V92H233V94L232 95H234L235 97L231 100V97H229L230 98V103L228 102L227 104H223V109H222V111H221V113H220V115H222V117L221 118H223L224 119V117H226L225 118V121L223 120V119H221L220 118V116H219V118L221 119V120H223L224 122H223V124L220 126V128H219V126H218V128H219V130L217 131V133L212 137V134H211V137L212 138H208V137H206V136H204V135H200V133H202V130H204V129H202L201 130V132L199 133V132H197V131H195V132H197V133H199V134H197V135H200V136H196L195 138L193 137L191 140L192 141H194V143L192 142V144L191 145H194V148L191 146V149H198V147H199V154H197L195 157H193L192 158V155L190 154V151H189V154H190V156L191 157H189L188 156V158H189V160H187V162H185V163H183L184 161H181L180 159H179V156H180V154H179V152L180 151H178L177 152V150H178V148H176L175 149V147L173 148V152H174V149L176 150L175 152H174V154H175V157L177 156V158H175L174 156H173V160L174 161H176L175 162V165H173L172 163H171V161L169 160V159H165V160H167V162H168V160L170 161V163L174 166V167H171V168H173L171 171H169L168 169V171H162L160 174L157 172H155V171H153V173H156V174H159V178L156 180L158 183H157V190L155 191V192H153V193H155L156 195V197H154V196H150L149 195V193L151 194V192L149 191V189H147L148 187H146L147 186V183L149 182V181H147L148 180V177H146V181H147V183L145 184V183H143V184H141L142 182H140V184H141V186L142 185H146L145 187H140V189H139V192L137 193L136 191H137V189H136V194H135V196H133V198H135L134 200H133V202H129V208L128 207H126V206H128V204H126L127 202H128V198L127 199H123L122 200V198L124 197V195H123V193H121V192H119L120 190L122 191V190H124L126 187H128L129 186V188H128V190L130 189V186L131 185H133V184H131V183H134L135 184V182L134 181H137V180H139L140 178H142V177H144V175H145V170L146 169H148L149 168V165H148V168H147V166H145L144 167V165H137V166H135V167H133V168H126V169H122L121 167V169H116V170H114L116 173H119V176H118V180H116L115 181V179H111L110 177H111V175H110V177H109V181L107 180V179H104V180H106L105 182H109V183H111V184H107L108 185V187H106V186H103V187H101L99 184H95V185H99V187L98 188H103V191L105 192H103L102 194L104 195L102 198H104L105 199V197H107V196H109V197H107V198H109L108 199V202L106 203V204H108L107 205V207L105 206V208H101V207H103V205H105V204H103V205H101V207L99 206V205H96L97 203H91L90 202V196H91V190H90V193H87L86 194V196L87 197H89V201L88 202H85V203H88L89 204V206H88V204H85V206H87V207H85L84 205H82L81 203H80V199H79V194L78 195H76V193L75 192H77V188H80V185H78V184H76V185H78L77 187H75V189H71L72 187H70V183H69V181H66V179L67 178H69V177H64V175L62 176L63 178H58L60 175H62V174H64L65 172H69L70 171V169L71 168H73V162H76L77 161V159L79 160V156L77 157V154H79L78 152H79V146H81V145H79V139H80V137H82V133L80 134V132L79 131H77V132H73L74 131V129H76V130H78V125H80L79 123L80 122H82L80 119L82 118V117H84V114H82L81 116H80V114H81V111H83V112H86V111H84V109H83V103H81L80 101H82V100H80V101H78V103H79V106H78V103H75V104H77L76 106H74V104H72V103H69L68 102V105L70 104V107L73 105L74 106V108H72V110L70 109H68L67 110V108H69L68 106L67 107H64V105H66V104H61L62 102H60V111H61V107H63L64 109H66L67 110V113H64L65 112V110L63 111V109H62V111L61 112H63L64 114H66L65 115V118L63 119V117L62 118H60L58 115H62V116H64V114L62 113H58L57 111H58V107H59V105H57V108H56V112L58 113V114H56L57 115V117L56 118H58V120L57 119H55V118H53L52 116H53V114L51 113V117H52V119H53V122H54V124H55V126L53 125V124H50L52 127H53V129L50 131V132H47L46 133V135H43V133L41 134V136H39V131H38V139L37 138H34V141H35V139L37 140L36 142V144H33V146L34 145H37V147L35 148V149H33L34 151H32V153L34 154V152H35V154L37 155V154H39L38 156H40V155H44V154H46V153H50L51 155H50V157H48V158H46V159H44V160H42L41 162L39 161V160H33V159H29V158H27V159H29L30 160V162H28L29 163V168L27 167H24L23 165L21 166V165H17V164H14V157L13 156H15L14 155V153H16L15 151H14V142L15 143H17V144H19L18 143V139L16 140V141H12V139L13 138H15L12 134V137L13 138H11V140H9L7 143L5 142V144L3 143L4 141H0L1 143H3V145H5V147H2V145L0 146L2 149H0V264H132V263H134V264H264V169H262L261 167H258V166H256V165H252L247 171H245L244 173H243V171H242V173H243V175H242V173H241V171H239V170H243V168L241 169L240 167H241V164H243L242 162H241V164H239V166H238V170H235L234 172H232V173H230V177L229 178H225L224 176H223V170L224 171H226L224 168H225V166L227 165V166H229L228 164H226L227 162H228V160H230L229 159V157L231 158H233V156H231L232 154H234L231 150H234L233 148L235 147V146H237V145H239L240 143H244V141H245V139L246 138H248L246 135V133H250V131H251V133H252V135H253V138L260 132V130H261V126H258V123L260 122V121H264V119H262V118H264V66H261ZM37 69V68H36ZM44 69H42V70H44ZM79 69V68H78ZM77 69V70H78ZM137 68H135V71L136 70H138ZM150 69H153V68H151L150 67ZM161 69V68H160ZM164 69V67L161 69L163 72V74L165 75V73H164V71L166 72V69L165 70H163ZM169 69H167V71L169 70ZM177 68H175V70H176ZM186 69V68H185ZM184 69V70H185ZM189 69V68H188ZM188 69H186V74H185V72L183 73V74H185L186 76H187V70ZM197 69V68H196ZM196 69H194V70H196ZM201 69H203V68H201ZM204 69H207V67L205 68L204 67ZM203 69V70H204ZM212 69H210V70H212ZM235 69V68H234ZM233 69V70H234ZM244 69V68H243ZM258 69V68H257ZM41 70V71H42ZM47 71H48V69H46ZM46 70H44V71H46ZM53 70H51V71H53ZM130 71H131V69H129ZM148 70H149V65H148ZM175 70H173V71H175ZM178 70H180V73H181V71L183 72V70H181V69H177V71ZM190 70H189V74H190ZM200 70V69H199ZM203 70H201V74L202 75H200V79H198L199 78V76H194L195 78L196 77H198V78H196L197 80H199L198 82H200V81H202V80H205L206 78V82L208 83V84H210V78L208 79V77L206 76L207 74H205L206 72H207V70H209V69H207V70H205L206 72H204ZM215 70V73H216V68L214 69ZM219 69H217V71H218ZM232 70V69H231ZM231 70H227L226 71V74H228V73H230V72H228V71H231ZM247 70V69H246ZM255 70H256V66H255ZM1 71V70H0ZM5 71H6V73L8 72V70L5 68ZM44 71H42V72H44ZM50 71V70H49ZM48 71V72H49ZM64 71H66V70H64ZM64 71H62V73L63 74H65L64 73ZM68 71V70H67ZM71 71V70H70ZM69 71V72H70ZM73 71V70H72ZM139 71V70H138ZM153 71H155L154 69H153ZM158 71H159V69H158ZM158 71H157V78H156V80H158L159 78L158 77H160V76H158ZM172 71V72H173ZM177 71H175L176 73H177ZM192 71V70H191ZM198 71V69L195 71V72H197ZM203 71V72H202ZM213 71V70H212ZM244 71V70H243ZM248 71H250V69H248ZM253 71V70H252ZM251 71V72H252ZM2 72H4V71H2ZM1 72V74L0 75H2V74H4L5 75V73H2ZM19 72V71H18ZM26 72V71H25ZM29 72V71H28ZM27 72V73H28ZM37 72V71H36ZM69 72H66V74L67 73H69ZM73 72H76V69L73 71ZM73 72H70L69 74H71V73H73ZM81 72V71H80ZM81 72V73H82ZM87 72H89V74L87 73ZM123 72V71H122ZM132 72H133V70H132ZM137 72V71H136ZM141 71H139V73H140ZM145 72V71H144ZM160 72V71H159ZM199 72H197V75H198V73ZM210 72V71H209ZM214 72V71H213ZM213 72L212 73H210L211 75L213 74ZM228 72V73H227ZM233 72V71H232ZM240 72V71H239ZM250 72V73H251ZM23 73H24V71H23ZM26 73V75H29V74H27ZM41 73V72H40ZM40 73H39V75H40ZM52 72H50V76H48V75H46V72H45V75H44V77H46V78H49V77H51V78H53V77H56V74H55V76H54V73H53V76H52V74H51ZM78 73V72H77ZM77 73H74L75 75H77ZM84 73H83V76H84ZM87 73V74H86ZM131 73V72H130ZM143 73V72H142ZM142 73H140V74H142ZM149 73H151V70L149 71ZM161 73V72H160ZM159 73V74H160ZM167 73V72H166ZM179 73V72H178ZM216 73V74H217ZM241 73H242V71H241ZM14 74V73H13ZM17 74L18 73H16V75L14 74V76H17ZM44 74V73H43ZM48 74V73H47ZM65 74V75H66ZM122 74V73H121ZM133 74V73H132ZM135 74V73H134ZM137 74V73H136ZM135 74V75H136ZM145 74V73H144ZM154 74H155V72H154ZM154 74H150V75H154ZM168 74H170V72L168 73ZM175 74V73H174ZM174 74H170V77L172 76V75H174ZM209 74V73H208ZM215 74V75H216ZM223 74V75H222ZM221 75H222V77H225L224 76V72L222 73ZM225 74V75H226ZM246 74V73H245ZM244 74V72H243V74H237L238 76L237 77H241L240 75H245ZM3 75V76H4ZM6 75H8V74H6ZM6 75L3 77V78H5V81H6V79H8V81L11 79V77H8V78H6ZM12 75V74H11ZM24 75H25V73H24ZM73 75V74H72ZM88 75H90V76H88ZM146 75L147 76H145V77H149L150 75H148L147 73H146ZM161 75V74H160ZM163 75V76H164ZM177 75V74H176ZM193 75H194V73H193ZM214 75V74H213ZM211 76V77H213V78H215V77H217V75L214 77V76ZM234 75V74H233ZM13 76V75H12ZM13 76V77H14ZM20 76L22 77V75H21V72H20ZM32 76H33V74H32ZM41 76H43L42 74H41ZM78 77L80 76V78L82 77V75H80V73H79V75H77ZM84 76V77H85ZM118 76V75H117ZM144 76V75H143ZM142 76V77H143ZM168 76V77H167ZM167 76H164L163 77V79L165 78V79H168V80H170V78H169V75H167ZM175 76V75H174ZM178 77L176 78V79H180L181 78V76H183L182 75V73H181V76H180V74L179 75H177ZM180 76V77H179ZM191 76V75H190ZM190 76L188 77V78H190ZM206 76V77H205ZM210 76V75H209ZM248 76V75H247ZM25 77V76H24ZM40 77V76H39ZM84 78L85 80L87 79V78ZM122 77H124V75L122 76ZM127 77V76H126ZM134 77V76H133ZM141 77V76H140ZM142 77H141V79H142ZM145 77H144V81H143V83H147V82H149L148 80H149V78H148V80L146 81L145 80ZM155 77H156V75H155ZM185 76H183V78L182 79H185L186 80V78L187 77H185ZM193 77V76H192ZM202 77H205L204 79H202ZM218 77V78H219ZM222 77H220V78H222ZM228 76H226V78H227ZM231 77L233 78L234 76H232L231 75ZM2 78V79H3ZM10 78V79H9ZM26 78V77H25ZM27 78H28V80L27 81H31V83H32V86H34V87H36L37 86V83H35L36 84V86L33 84L34 82H32V80H29V77L27 76ZM35 78H36V75H35ZM80 78H74V81H77L78 79H80ZM83 78V77H82ZM116 80H117V77H114ZM125 78V77H124ZM136 78H138V74H137V76H136ZM136 78H134L135 80H136ZM153 78H154V76H153ZM153 78H151V80L153 79ZM217 78V79H218ZM218 79V81L219 80H222V79ZM226 78H225V80H226ZM244 78H246V77H243V79ZM0 79H1V77H0ZM16 79V78H15ZM14 79V80H15ZM18 79V78H17ZM22 79V78H21ZM31 79V78H30ZM59 78H57V80H58ZM77 79V80H76ZM84 79L81 81V83L83 82L84 84H85V82L86 81H84ZM120 81H121V79H120V76H119V78H118ZM140 79V80H141ZM155 79V78H154ZM160 79L162 80V77H160ZM195 79V80H196ZM212 79V78H211ZM217 79L215 78L214 80H216V82H218L217 81ZM229 79H230V77H229ZM249 79V78H248ZM247 79V80H248ZM11 80H13V78L11 79ZM24 80V79H23ZM55 80V79H54ZM55 80V83H48L47 81H45L44 79H42L41 80V82L40 83H42L43 85H45V87H46V90H45V92H48V93H51L52 94V92L53 93H56L57 95L59 94L60 95V93H63V91L65 90V87L67 88L68 87V85H69V81L67 80L66 82H65V79L64 80H62V82H60L61 81V79L60 80ZM81 80V79H80ZM106 81V82H109V81ZM119 80H117V81H119ZM131 80V79H130ZM134 80V81H135ZM139 80V79H138ZM139 80V81H140ZM168 80H162V83L164 82L165 83V81H166V83L168 82ZM174 80V79H173ZM190 80V79H189ZM197 80L196 81H194L193 82V79H192V83H194L193 84V86L191 87V88H193L194 86H200V83H203L204 84V82H200V83H198L197 84ZM241 80H242V78H241ZM240 80V81H241ZM246 80V81H247ZM4 81V82H5ZM18 82V85H20L21 84V82L19 81V80H17ZM40 81V80H39ZM72 82H70V83H72L73 85H74V87H75V84L73 83L74 81L73 80H71ZM117 81H116V83H117ZM119 81V82H120ZM122 81H123V79H122ZM122 81H121V83H122ZM138 81V82H139ZM146 81V82H145ZM153 81H155V80H152V83H153ZM176 81L177 80H175L174 82L176 83ZM181 82H182V80H180ZM180 81H177V83H179ZM191 81V80H190ZM211 81H213V80H211ZM223 81V80H222ZM227 81V83H229V81H231L230 83L232 84V82H235L236 81V77H235V81H232V80H226ZM226 81H225V85L226 86H224L223 84V86L221 85V83H219L220 84V86H222L221 88L222 89H225V87H226V91L228 92V90H229V88H230V84H229V87L227 86L228 84L226 83ZM240 81H239V83H240ZM243 81V80H242ZM11 82V81H10ZM9 82V84H10V87H8V88H11V86L13 85H15L16 86V84H15V82H14V84L12 83V85H11V83ZM19 82H20V84H19ZM24 82V81H23ZM22 82V86L24 87V85H26L25 84V82L23 83ZM57 82V83H56ZM78 82V81H77ZM131 82V81H130ZM170 82V81H169ZM181 82H180V84H181ZM188 82V81H187ZM205 82V84H207ZM237 82V81H236ZM244 82H245V80H244ZM250 82V81H249ZM30 83V84H31ZM39 83V82H38ZM67 83H68V85H67ZM78 83H80V82H78ZM141 83V82H140ZM142 83V84H143ZM158 83H159V81H158ZM165 83V84H166ZM189 83V82H188ZM191 83V82H190ZM189 83V87L191 86V84ZM222 83H224V81L222 82ZM246 83V82H245ZM244 83V84H245ZM247 83H248V81H247ZM82 85V87L83 86H86L87 84H85V85ZM120 84V83H119ZM133 84V83H132ZM132 84H130V85H132ZM134 84H135V82H134ZM149 84H150V82H149ZM153 84H155V83H153ZM152 84V85H153ZM184 84H186L187 85V83H185L184 81H183V89H185L186 87H187V91H189V89L190 88H188V86H186V85H184ZM207 84V85H208ZM214 84V82L212 83V85ZM219 84H217V85H219ZM235 84H237V83H235ZM7 84H5V86H6ZM16 86V87H13V88H16L18 91V93H19V91H20V89H22L21 87L19 88V86ZM81 85V84H80ZM116 85H118V84H116ZM123 85V84H122ZM136 85H137V83H136ZM147 85V84H146ZM157 85H159V84H157ZM156 85V86H157ZM160 85H161V83H160ZM164 85V84H163ZM163 85H161V88H162V86ZM173 87L175 86L176 87V85H174V84H171ZM170 85V86H171ZM177 85H179V84H177ZM212 85H209V86H212ZM232 85H234V84H232ZM243 85V84H242ZM2 86V84H0V113H1V111L3 112V113H5V114H3V113H1L0 115L3 117V115L5 116L6 114V116H9V114L11 115V114H13L14 113V111H16L15 109L13 110V112L11 111L13 108H12V106H14V102H15V100L16 99H18L17 97L19 96L18 94V96L16 95V93H13V90H11L10 91V89H9V91H7L6 89H8V88H5V87H1ZM28 86V85H27ZM30 86V85H29ZM32 86L30 87V88H32ZM40 86V85H39ZM69 86H71V85H69ZM77 86H79V85H77L76 84V87ZM103 86V87H102ZM150 86H151V84H150ZM156 86H154V87H156ZM168 86H169V84H168ZM209 86H208V88L207 89H212L214 86H216V85H214L212 88L210 87L209 88ZM219 86V87H220ZM244 86V85H243ZM242 86V87H243ZM26 87V86H25ZM24 87V88H25ZM102 87V90H100V88ZM118 87H119V85H118ZM118 87L117 88H115V89H118ZM121 88H122V86H120ZM131 87V86H130ZM154 87H152L153 89H154ZM173 87H170V89H171V91L173 90L172 88ZM185 87V88H184ZM219 87H216L217 88V90L219 89ZM224 87V88H223ZM231 87V88H232ZM246 87H247V85H246ZM23 88V89H24ZM27 88V87H26ZM25 88V89H26ZM44 88V87H43ZM42 88V89H43ZM68 88H72V87H68ZM67 88V89H68ZM83 88H85V87H83ZM132 88H133V90L134 89H136L137 87L135 86V88H134V86L132 85ZM139 88V87H138ZM137 88V89H138ZM149 89H150V87H148ZM158 88V87H157ZM156 88V89H157ZM160 88V87H159ZM160 88V89H161ZM166 89H168L167 88V84H166V87H165ZM165 88L163 87L161 90H165ZM199 88V87H198ZM216 88H214V89H216ZM220 88V89H221ZM228 88V89H227ZM22 89V90H23ZM29 89V88H28ZM27 89V90H28ZM45 89V88H44ZM69 89V90H70ZM72 89H74L73 91H74V93H75V91L77 92V90H75L76 88H72ZM78 89V93H80L81 91H82V93L81 94H85L84 92H83V89L81 90V91H79L80 90V87H78L77 88ZM86 89H87V86H86ZM86 89H84V90H86ZM107 89V90H106ZM115 89H113V90H115ZM120 89V88H119ZM142 88H141V86H140V88L138 89V90H141ZM143 89H145V88H143ZM142 89V90H143ZM156 89H155V91H154V93L156 92ZM160 89H157V91H158V93H160L161 92V90ZM175 89V88H174ZM176 89H180V88H177L176 87ZM194 90L196 89L197 90V88L196 87H194L193 88ZM192 89V90H193ZM205 89V94L207 95V93L209 92V90L207 91V93H206V86L204 87L203 85H202V87L199 89L200 90V92H201V90H204ZM213 89V90H214ZM21 90V91H22ZM98 90H100V91H98ZM106 90V91H105ZM122 90V89H121ZM124 90V95L126 96V94H127V96L129 95L126 91H125V89H123ZM132 90V89H131ZM146 91H147V88L145 89ZM144 90V91H145ZM151 90V89H150ZM178 90H176V92H174L175 94L177 93V91ZM181 90V89H180ZM186 90H182V92L183 91H185V92H187ZM193 90V91H194ZM217 90H215V91H217ZM231 90V89H230ZM237 90H239L238 89V87H237ZM14 91H15V89H14ZM20 91V92H21ZM24 91L26 92V90H23V92H21V93H24ZM41 90L39 89V92H40ZM43 91L44 90H42L41 91V93H43ZM71 91V90H70ZM73 91H72V94H73ZM120 91V90H119ZM119 91H118V95L119 96H117V91L115 92L116 93V95L114 96V98L112 97V99H111V101L113 100V99H115V97H116V103H117V105L118 104H120V102H121V99H119L120 98V93H119ZM149 91V90H148ZM220 91V90H219ZM16 92V91H15ZM29 92H30V89H29ZM67 92V91H66ZM135 92V91H134ZM151 92V91H150ZM163 92V91H162ZM195 92V91H194ZM198 92V91H197ZM214 92V91H213ZM227 92H225V93H227ZM230 92V93H231ZM41 93H40V95H41ZM100 93H99V95H100ZM122 93V92H121ZM132 93H133V91H132ZM139 93H141V91L139 92ZM146 93V92H145ZM165 93V92H164ZM179 93V92H178ZM196 93V92H195ZM194 93V94H195ZM215 93V95H217L216 94V92H214ZM237 93H238V91H237ZM28 94V93H27ZM136 94V93H135ZM137 94H138V91H137ZM136 94V95H137ZM142 94L144 95V92H142ZM142 94H139L140 96L142 95ZM152 94H153V92H152ZM157 94V93H156ZM160 94H162V93H160ZM170 94H172V93H170ZM183 94V93H182ZM181 94V96H179L180 95V93H179V97L178 98H176L177 99V101L175 102L176 104L178 103L180 106H181V102L179 101V99L180 98H185V100L184 99H182L181 101L183 102V101H185L186 102V100H188V98H191L192 96V91L191 92H188V93H186V94H183L182 95ZM197 94V93H196ZM194 95V96H199V95ZM204 94V95H205ZM209 94V93H208ZM220 94H222L223 95V93L222 92H220ZM21 95H23V94H21ZM40 95H38V96H40ZM43 95V94H42ZM47 95V94H46ZM59 95H58V97H59ZM67 95H71V93L69 94V92H68V94ZM108 95V98L110 97ZM136 95H133V99H134V96H136ZM203 95V96H204ZM210 95H212L211 93L208 95V96H210ZM219 95V94H218ZM231 95V94H230ZM231 95V96H232ZM102 97H105V95H101ZM107 96V95H106ZM127 96H126V99H127ZM147 96H149V95H147ZM146 95H145V97H147ZM153 96V95H152ZM156 96V95H155ZM154 96V97H155ZM159 97H160V95H158ZM162 96V95H161ZM176 96V95H175ZM194 96H193V99H194ZM207 96V97H208ZM213 96V95H212ZM226 96V95H225ZM229 96V95H228ZM19 97H21L22 99L25 97H29V96H26V94H24V97L23 96H19ZM70 97V96H69ZM79 97V96H78ZM102 97H100V98H102ZM119 97V98H118ZM130 97H132V96H129V98ZM154 97H151V98H154ZM158 97V98H159ZM164 97V96H163ZM172 97H173V94H172ZM171 97V98H172ZM177 97V96H176ZM200 97V96H199ZM207 97H206V100H207ZM217 97H219V96H217ZM221 97V96H220ZM227 97V96H226ZM21 98H20V100H21ZM24 98V101L26 100ZM43 98V100H45V97H40V99H37V100H39V101H41V99ZM46 98L47 99H51L50 98V96H46ZM63 99L65 98L64 96L62 97ZM71 98V97H70ZM69 98V99H70ZM99 97H96V99H100ZM108 98H107V100H105V98H104V100L106 101V102H104V100H101L102 101V103L100 102V104L98 103V105L99 106H97L96 108L98 109V111L97 112H99L100 110H99V107L100 106H103V107H106L107 106V102H108ZM120 100H118V99ZM128 98V103H130V104H132V102H130L131 100H132V98L131 99H129ZM138 98H140L139 96L137 97V99ZM141 98H143L144 99V97L142 96ZM150 97H148L147 99H151ZM158 98H156L155 100H152L153 102L155 101V105H156V103H158L160 100V98L158 99ZM174 98V97H173ZM197 98V97H196ZM200 98H202V95H201V97ZM215 98H216V96H215ZM222 99H224L223 98V96L221 97ZM221 98H219V99H217V103H219V104H221L220 103V101H223L224 102V100H222ZM32 99H34L35 100V98H32ZM46 99V100H47ZM52 99H54V96H53V98ZM68 99V100H69ZM72 99V98H71ZM86 99V100H87ZM103 99V98H102ZM175 99V98H174ZM174 99H171V101L173 100V103H174ZM198 99V98H197ZM196 99V100H197ZM203 99H205V98H203ZM202 99V100H203ZM210 99L212 100V98L210 97ZM214 99V98H213ZM221 99V100H220ZM228 99V98H227ZM28 100H30V99H28ZM59 100L61 101V98H59ZM59 100H55L54 99V101L52 100V102H55V101H57V103H58V101ZM64 100H66V99H64ZM130 100V101H129ZM140 99H138V101H139ZM145 100V99H144ZM143 100V101H144ZM159 100V101H158ZM163 100V98L161 99V101ZM209 100V99H208ZM226 100V99H225ZM19 102V100H16V102ZM21 101H23V100H21ZM27 101V100H26ZM26 101H25V103H26ZM36 101V100H35ZM70 102L72 101V100H69ZM77 101V100H76ZM87 101V102H88ZM91 101L92 102H94V103H91ZM118 101H119V103H118ZM137 102V100H133V103L134 102ZM147 101H150V100H147ZM152 101H150L151 103L150 104H152L153 102ZM158 101V102H157ZM165 101V100H164ZM171 101H168L169 103L171 102ZM192 101V100H191ZM204 101V100H203ZM227 101V100H226ZM46 101H43V104L45 103ZM51 101L49 100V102L48 103H50ZM65 102V101H64ZM73 102V101H72ZM113 102V104L114 105H116L115 103H114V101H112ZM135 102V103H136ZM163 102V101H162ZM185 102H184V104H185ZM188 102V101H187ZM198 103H199V100L197 101ZM197 102H193L192 101V104L194 103V106H195V104H197ZM202 102V101H201ZM24 103V102H23ZM40 103V102H39ZM39 103H37L38 104V110H39ZM47 103V102H46ZM66 103H67V101H66ZM103 103H105L104 105H103ZM109 103H110V105H113L111 102H110V100H109ZM109 103H108V105H109ZM138 103L139 102H137V105H138ZM141 103H142V100H141ZM141 103L139 104V107H140V105H141ZM145 103H148V102H145ZM169 103H167L166 102V104H169ZM173 103H170V104H172V105H175V104H173ZM189 104L191 103L190 102V100H189V102H188ZM187 103V104H188ZM210 103V102H209ZM216 103V102H215ZM26 104H28V103H26ZM53 103H50V104H48V105H46L45 106V104H44V107H43V109L45 108V110H46V107H47V109H48V107H49V105H52ZM55 104H56V102H55ZM130 104H128V106L130 105ZM154 104V103H153ZM170 104L168 105V108L169 109H172V107H170ZM186 104V105H187ZM188 104V105H189ZM201 104H203V103H201ZM211 104V103H210ZM219 104H218V106H217V104H216V106L218 107V109H220L219 108ZM20 105V106H19ZM21 105L23 106V104H22V102L21 103H18V106L19 107H21ZM33 105V104H32ZM88 105V104H87ZM109 105V106H110ZM117 105H116V107H117ZM144 105H146V104H144L143 103V106ZM171 105V106H172ZM178 105V106H179ZM186 105H182V108H180V109H182V110H184L185 108L184 107H187ZM198 105V104H197ZM196 105V106H197ZM206 105V104H205ZM208 105V104H207ZM17 106V105H16ZM53 106L54 105H52V107L51 108H53ZM142 106V105H141ZM154 106V105H153ZM157 106V105H156ZM156 106H154L155 107V109L157 108ZM160 105H159V103H158V107H159ZM162 106H164V104L162 105ZM162 106H160V108H159V110L158 111H160V109H162L161 107ZM176 106V107H175ZM174 107L175 108H173V109H176L177 110V105H175ZM198 106H200V107H202L200 104L198 105ZM197 106V107H198ZM215 106V107H216ZM31 107H33V106H31L30 105V108ZM37 107V106H36ZM55 107V106H54ZM77 107H82L81 108V111H80V108H79V111L78 110H76L77 109ZM85 107H86V105H85ZM88 107V106H87ZM103 107H101L100 109H101V111H103L104 109L106 110V108L108 109V107H106V108H104V109H102ZM114 108V106H112V109H116V110H119L120 108L122 109L123 107H122V104H120V105H118V107L117 108ZM145 107V106H144ZM147 108H149V105H147L146 106ZM151 107V106H150ZM190 106H188V108H189ZM199 107V108H200ZM206 108H207V106H205ZM222 107V106H221ZM18 108V107H17ZM50 107H49V109H51ZM90 108V107H89ZM119 108V109H118ZM128 108H131V107H128ZM143 108V107H142ZM142 108H138L137 110H140L141 111V109ZM166 109V108H164V110L166 109L167 111L169 110V109ZM179 108V107H178ZM203 108V110H204V106L202 107ZM208 108H211V105H210V107H208ZM19 109V108H18ZM18 109H17V111H18ZM22 109V108H21ZM33 109V108H32ZM48 109V110H49ZM53 109H55V108H53ZM73 109L74 110H76V112H74L73 114L72 113H68V111H73ZM83 109V110H82ZM88 109V108H87ZM86 109V110H87ZM91 109V108H90ZM111 109V106L109 107V109L108 110H110ZM120 109V110H121ZM132 109V108H131ZM150 109V108H149ZM152 109V108H151ZM158 109V108H157ZM179 109V110H180ZM187 109V108H186ZM191 109V108H190ZM192 109H193V107H192ZM191 109V110H192ZM196 108H194V110H195ZM216 109L217 108H215L214 110L216 111ZM25 110H27V109H25ZM52 110V109H51ZM50 110V111H51ZM104 110V111H105ZM107 110V111H108ZM136 110V111H137ZM143 110H147L146 108H143ZM163 110V111H164ZM165 110V111H166ZM198 111H199V109H197ZM200 110H201V108H200ZM202 110V111H203ZM206 110H208V109H206ZM211 110V109H210ZM209 110V113L211 112ZM16 111V112H17ZM28 112L30 111V110H27ZM53 111V110H52ZM59 111V112H60ZM78 111V112H77ZM93 111H94V109L92 110V111H89L88 113H92L93 115H88V116H94V114H96V112H94L93 113ZM103 111V112H104ZM107 111H105V112H107ZM114 111L115 110H113V113H114ZM122 111V110H121ZM124 112H125V110H123ZM122 111V112H123ZM144 111V112H145ZM157 111V110H156ZM156 111H154V112H156ZM157 111V112H158ZM170 111V116H169V114H168V117L166 116L164 119H163V121H162V119L161 118H163L162 116H163V114H164V116H165V112H163V114L161 115V113L162 112H158L159 114H160V116L159 117H161V118H159L158 117V119H159V121H160V119H161V123H160V125H158V128H156V126L157 125H155L154 124V120H153V123L151 124V126L154 124V126H155V128L157 129V130H155V129H153V131L155 130V131H157V133L156 132H154V134L157 136V138H158V142L156 143V145L158 146V143H160V144H163V143H165L166 141H167V139L168 138H170V136H172L171 134H175V133H173L174 132V130H175V125H176V123H178V121L175 123V121H174V118H176L175 117V115H173L172 116V112H174L175 110H169ZM169 111H168V113H169ZM190 111V110H189ZM219 110H218V112H220ZM28 112H26L25 114H27ZM39 112H40V110H39ZM48 112V111H47ZM47 112H45L44 114H46V115H43V116H45L46 118H48V115H47ZM82 112V113H83ZM103 112H101V113H103ZM104 112V113H105ZM111 112V111H110ZM110 112H109V115H111L110 114ZM121 112V113H122ZM128 112V111H127ZM127 112H125V113H127ZM156 112V113H157ZM176 112V111H175ZM174 112V113H175ZM177 112H179V111H177ZM177 112H176V115H178L179 113H181V112H179L178 114H177ZM187 112V111H186ZM191 112V111H190ZM196 112V111H195ZM214 112V111H213ZM9 113V114H8ZM18 113V112H17ZM19 113H20V110H19ZM18 113V115H20V116H18L19 118H16V120L17 119H20V118H22V116L24 115H22L21 116V114H19ZM22 113V112H21ZM54 113V112H53ZM124 113V114H125ZM137 113V112H136ZM140 113V112H139ZM143 113V111L141 112V114ZM148 114H149V112H147ZM153 113V112H152ZM156 113H154L155 115H156ZM167 113V112H166ZM173 113V114H174ZM189 113V112H188ZM193 113V112H192ZM197 113V112H196ZM199 113V112H198ZM208 113V111H206V114ZM29 115H31L32 116V114L29 112L28 113ZM27 114V115H28ZM55 114V113H54ZM72 114V115H71ZM86 114V113H85ZM115 115H116V112L114 113ZM145 114V113H144ZM185 114V113H184ZM191 114V113H190ZM190 114H186L187 116H191ZM194 114V113H193ZM192 114V115H193ZM204 114H205V112H204ZM215 114H217V112H215ZM219 114V113H218ZM217 114V115H218ZM27 115H25L26 117H27ZM34 115H35V113H34ZM38 115H39V113H38ZM41 115H42V112H41ZM41 115H39V117L40 118H43ZM68 115H70V116H68ZM96 115H98L97 117L99 118H101L104 114H102V115H100V113L99 114H96ZM95 115V116H96ZM100 115V116H99ZM118 116H119V114H117ZM127 116H131L132 118H130V119H133L134 118V115L135 114H133V116L130 114V109H129V115H128V113L126 114ZM126 115H125V117H126ZM136 115H138V114H136ZM143 115V114H142ZM153 114H151V116H152ZM156 115V116H157ZM180 115V114H179ZM181 115H182V113H181ZM195 115V114H194ZM196 115H198V114H196ZM211 115V114H210ZM209 115V117L211 118V116ZM49 116H50V114H49ZM79 116L81 117V118H79ZM86 116H87V114H86ZM94 116V117H95ZM106 116H108V114H106ZM105 115H104V117H106ZM121 116H123V113H122V115ZM121 116H119V117H117V119L119 120H117L118 122H120V121H123V120H125V119H123V120H121L123 117H121ZM154 116V115H153ZM155 116V117H156ZM203 116V115H202ZM201 116V117H202ZM208 116V114L206 115V117ZM213 116V115H212ZM224 116V117H223ZM1 117V118H2ZM43 118L42 120H44V122H43V124H47V123H45V119L46 118ZM51 117H49V119H51ZM104 117L102 118V119H104ZM109 117V116H108ZM111 117H113V116H111ZM115 117V116H114ZM113 117V118H114ZM137 117V119H138V117L139 116H136ZM180 117V116H179ZM183 117V116H182ZM181 117V118H182ZM194 117H196L197 118V116H194ZM194 117H191L190 119H191V123H192V125L193 124H196L195 122L193 123V118ZM206 117H204V119L206 118ZM218 117V116H217ZM215 118L216 120H215V123H212V125L213 124H215L214 126L215 127H217V125H220L219 123V120L220 119H218V118ZM1 118H0V120H1ZM4 119L6 118V117H3ZM30 118V117H29ZM28 118V119H29ZM34 118H37L38 119V117L37 116H34ZM39 118V119H40ZM86 117H84V119H85ZM90 118H92V120L93 119H95V118H93V117H90ZM89 118V119H90ZM146 118V117H145ZM152 118V117H151ZM181 118H179L178 120H180ZM184 118V117H183ZM187 118V117H186ZM195 118V119H196ZM6 119H8V118H6ZM23 120H24V118H22ZM31 120H32V118H30ZM55 119V120H54ZM59 119H61L60 121H59ZM108 120H110L111 118L109 117V118H107ZM106 119V120H107ZM135 119V118H134ZM141 120H143L142 118H140ZM140 119H138L139 121H140ZM188 119V118H187ZM198 119V118H197ZM207 119H209V118H207ZM211 119H214V118H211ZM8 120H11L10 118L8 119ZM13 120V122H14V120L15 119H12ZM11 120V121H12ZM23 120H19V121H23ZM47 120V119H46ZM82 120H83V118H82ZM87 120H88V117L86 118V123H90V124H92L91 125V128L93 127V125L95 124V122L94 121H91V122H87ZM91 120V119H90ZM96 120V119H95ZM101 120V119H100ZM106 120L104 121H102V122H105L106 123ZM113 120H116V118H114V119H112V121ZM136 120V119H135ZM135 120H132V122L133 121H135ZM148 120V119H147ZM156 120V119H155ZM218 120V121H217ZM220 120V121H221ZM2 121V120H1ZM41 120H39V125H41V123H42V121L40 122ZM48 121V120H47ZM49 121H51V123H52V120H49ZM84 121V120H83ZM98 121V123H99V119L97 120ZM97 121H96V125L94 126V127H98V125L99 124H97ZM137 121V120H136ZM139 121H137L138 122V124H140L139 123ZM187 121V120H186ZM185 121V122H186ZM206 122L208 121V120H205ZM219 122V123H217V122ZM3 122V121H2ZM13 122H10V123H13ZM16 122H18V121H16ZM37 122V121H36ZM35 122V123H36ZM93 122H94V124H93ZM116 122V121H115ZM147 122V121H146ZM149 122V121H148ZM147 122V123H148ZM150 122H151V120H150ZM158 122V121H157ZM190 120L187 122L188 124H189V127H191L190 126ZM201 121H197V123L199 124ZM206 122H204V123H206ZM214 122V121H213ZM4 123V122H3ZM6 123V122H5ZM8 123V122H7ZM10 123H8V126H9V124ZM15 123V122H14ZM24 124H26V125H28V121H27V123H25V122H23ZM35 123H33V124H35ZM103 124V126L104 125H106V124ZM113 123H114V121L111 123L112 125H113ZM123 123V122H122ZM155 123H156V121H155ZM181 123H183V120L181 121ZM180 123V126L182 127V126H184L185 128H186V126L188 127V125L187 124H181ZM211 123V122H210ZM260 123H262V122H260ZM264 123V122H263ZM262 123V124H263ZM18 124V123H17ZM17 124H15V126L17 125ZM21 124V123H20ZM24 124H23V126H24ZM49 124H47V126L49 125ZM83 124H85V121H84V123ZM109 124V123H108ZM110 124V125H111ZM116 124V123H115ZM118 124V123H117ZM131 121H130V126H131ZM133 124H134V122H133ZM137 124V123H136ZM141 124H142V122H141ZM198 124L197 125H194V126H198ZM202 124H203V121H202ZM217 124V125H216ZM7 125V124H6ZM5 125V126H6ZM19 125V124H18ZM37 125V124H36ZM82 125V124H81ZM86 125V124H85ZM110 125H108L107 127L108 128H110V129H116L115 127H112V126H110ZM120 125H121V122H120ZM179 125V124H178ZM204 125V124H203ZM206 125V124H205ZM210 125V124H209ZM208 125V126H209ZM256 125L258 126V127H256ZM261 125V124H260ZM35 126V125H34ZM43 126V129H44V126H46V125H41V127ZM47 126H46V128H47ZM82 126H84V125H82ZM115 126V125H114ZM211 126V125H210ZM209 126V127H210ZM25 127V126H24ZM38 127V126H37ZM50 127V126H49ZM51 127V128H52ZM87 127V126H86ZM85 127V128H86ZM96 127V128H97ZM106 127V128H107ZM118 127H120L119 125H118ZM117 127V128H118ZM121 127H124V123L122 124V126ZM141 127H143V125L141 126ZM178 127V126H177ZM184 127H182L183 129H184ZM206 128H208L207 126H205ZM264 127V126H263ZM2 128H3V126H2ZM10 128H12L11 127V125H10ZM9 128V129H10ZM16 128H17V126H16ZM19 128H21V129H23L22 127H20L19 126ZM26 129H28L27 128V126L25 127ZM51 128H49V129H51ZM80 128V130H81V128L82 127H79ZM88 128V127H87ZM96 128L94 129L95 131H96ZM101 128V127H100ZM100 128H97L98 130H100ZM131 128H134L133 126L131 127ZM137 128V127H136ZM148 128V127H147ZM151 128V127H150ZM180 130H181V128L180 127H178ZM196 128H198V127H196ZM196 128H194L195 130H196ZM201 128H204V126H202L201 125V127H199V129H201ZM258 128H259V131H258ZM18 129V128H17ZM17 129H15L14 128V131L15 130H17ZM30 129V128H29ZM28 129V130H29ZM37 129V128H36ZM39 129V128H38ZM42 129V130H43ZM93 129V128H92ZM91 129V130H92ZM104 129V128H103ZM149 129V128H148ZM189 129V128H188ZM188 129H186V130H188ZM198 129V130H199ZM212 129H214L213 127H212ZM212 129H210L209 128V130L211 131ZM217 129V128H216ZM8 130V129H7ZM27 130V131H28ZM34 131H35V129H33ZM40 130H41V128H40ZM45 130V129H44ZM43 130V131H44ZM48 130V129H47ZM75 130V131H76ZM88 130V129H87ZM94 130H93V133H95L94 132ZM107 130H109V129H107ZM140 130H141V128H140ZM151 130H152V128H151ZM176 130H177V128H176ZM176 130H175V132H176ZM177 131V132H181V131ZM185 130V129H184ZM192 130H193V126L191 127V132H192ZM206 130V129H205ZM3 130H1V132H2ZM8 131H10V130H8ZM19 131V130H18ZM17 131V132H18ZM23 131V130H22ZM24 131H25V129H24ZM46 131V130H45ZM49 131V130H48ZM102 131V130H101ZM100 131V132H101ZM110 131V130H109ZM116 131H119V132H121V130H119V129H116ZM124 131H125V128H124ZM124 131H122V133L124 132ZM131 131H132V129H131ZM136 131L137 130H135V134H136ZM142 131H144V129L142 130ZM152 131V132H153ZM200 131V130H199ZM207 132H208V130H206ZM262 131H264V128H263V130ZM0 132V133H1ZM29 132H30V130H29ZM36 132V131H35ZM35 132H33V133H35ZM74 133V134H76V133H78L79 132V135H80V137H79V139L77 140L78 142V144H77V146L79 147H75V145L74 144H76V142L73 140V142H75L74 144H72V146L74 145V147L70 150V151H68V150H66V152H64V153H62L61 152V150L59 149V146H62L61 144L62 143H65V144H63V146L65 145V147L64 148H66V145L68 146V141H67V143H66V139L69 137V136H71V133ZM104 132H105V129H104ZM113 132H114V130H113ZM112 132V133H113ZM119 132H116V134L117 133H119ZM145 132H147V130L146 131H144V133ZM177 132H176V134H177ZM195 132H194V134H195ZM212 132V131H211ZM210 132V133H211ZM214 132V131H213ZM6 133H7V131H6ZM15 133V132H14ZM13 133V134H14ZM28 133V132H27ZM26 132H25V134H27ZM88 133V131L86 132L85 131V134H87ZM108 133V132H107ZM112 133L111 134H109V136L110 135H112ZM122 133H119V135H121L122 136ZM138 133V132H137ZM140 133H141V135H142V132L140 131ZM148 133V132H147ZM186 133V132H185ZM190 133V132H189ZM204 133V132H203ZM209 133V134H210ZM261 133V132H260ZM264 133V132H263ZM3 134V133H2ZM9 134V133H8ZM37 134V133H36ZM36 134L34 135V137L36 136ZM74 134L72 135V136H74ZM92 134V133H91ZM90 134V135H91ZM99 134V133H98ZM104 134V133H103ZM103 134H100L99 135V137L100 138H102V137H104L103 136ZM133 134V133H132ZM134 134V136L136 137V135ZM179 135H181L180 133H178ZM182 134H184V133H182ZM188 134V133H187ZM193 134V135H194ZM246 134V135H245ZM4 135V134H3ZM2 135V136H3ZM10 135V134H9ZM11 135H10V137H11ZM16 135V134H15ZM29 135V134H28ZM78 135V136H79ZM88 135H89V133H88ZM87 135V136H88ZM92 135H94V134H92ZM96 135V134H95ZM114 135V134H113ZM138 135H140V134H138ZM145 135V134H144ZM143 135V136H144ZM147 135V134H146ZM150 135V137L152 136L151 134H149ZM148 135V136H149ZM154 135V136H155ZM186 134H184V136H185ZM191 135V134H190ZM243 135H245L246 136V138L244 139V137H243ZM251 135V134H250ZM259 135V134H258ZM6 136V135H5ZM8 136V135H7ZM71 136V137H72ZM77 136V135H76ZM76 136H75V138H76ZM77 136V137H78ZM108 135H106V139L108 138L107 137ZM116 136V135H115ZM124 136H126L125 134L123 135V137H118V136H116V138L117 139H119V138H121V140H122V138H124L121 142H123L125 139H127L126 137H124ZM143 136H142V141L144 140V138H143ZM176 136V135H175ZM178 136V135H177ZM176 136V137H177ZM188 136H189V134H188ZM210 136V135H209ZM262 136V135H261ZM260 136V138H262ZM4 137V136H3ZM24 137V136H23ZM29 137V136H28ZM86 137V136H85ZM84 137V139H86ZM89 137V136H88ZM112 137V136H111ZM139 137V136H138ZM145 137V136H144ZM174 137V136H173ZM178 137H180V136H178ZM190 137V136H189ZM188 137V138H189ZM192 137V136H191ZM190 137V138H191ZM252 137V136H251ZM251 137H249V138H251ZM5 138V137H4ZM7 138V137H6ZM18 138V137H17ZM20 138H22L21 137V134H20ZM19 138V139H20ZM33 138V137H32ZM74 137H72V139H73ZM74 138V139H75ZM83 138V137H82ZM81 138V139H82ZM97 138H98V136H97ZM110 138V137H109ZM145 138H147V137H145ZM172 138V137H171ZM184 138V137H183ZM182 138V139H183ZM187 138V139H188ZM249 138L248 139H246V140H249ZM259 138V137H258ZM8 139H10L9 137H8ZM7 139V140H8ZM96 139V138H95ZM102 139H105V137L104 138H102ZM106 139H105V141H106ZM113 139H114V137H113ZM135 139V138H134ZM149 139L150 138H148L147 140H148V144L150 143V141H149ZM152 140L154 139H156V138H151ZM150 139V140H151ZM193 139H195V140H193ZM210 139V140H209ZM244 139V140H243ZM88 140V139H87ZM110 140H112V138L110 139ZM114 140H116V139H114ZM118 140V141H119ZM136 140V139H135ZM139 140V139H138ZM146 140V141H147ZM175 140H177L176 138H175ZM184 140H186L185 138L183 139V141ZM189 140V139H188ZM209 140V141H208ZM242 140H243V142H242ZM254 140V139H253ZM6 141V140H5ZM104 141V142H105ZM141 141V140H140ZM146 141L144 142V143H146ZM169 141V140H168ZM180 141V142H179ZM256 141V140H255ZM255 141H254V143H255ZM257 141H259V140H257ZM257 141H256V143H257ZM261 142H258V143H260L261 145H263L262 143H264V141H263V138H262V140H260ZM72 142V143H73ZM114 142H116V141H114ZM126 142V140L124 141V143ZM127 142H128V139H127ZM137 142V141H136ZM136 142H134V144L136 143ZM172 142H173V140H172ZM175 143H176V145L178 144L176 141H174ZM178 142L179 143H182L181 142V140H180V138H179V140H178ZM185 142V141H184ZM187 142V141H186ZM204 142H208V144H207V146L206 147H202L203 146V144H204ZM248 142V141H247ZM244 143V144H249V143ZM253 142V141H252ZM251 142V143H252ZM0 143V144H1ZM23 142H21L20 144H22ZM25 143H27V142H25ZM69 143H71L70 141H69ZM86 143V142H85ZM88 143H89V141H88ZM87 143V144H88ZM95 143V142H94ZM107 143L109 144V142L107 141ZM106 143V144H107ZM138 143V142H137ZM141 143V142H140ZM151 143H152V141H151ZM171 143V142H170ZM190 143V142H189ZM188 143V144H189ZM205 143V144H206ZM250 143V144H251ZM256 144L255 146L258 148V146L260 145V144ZM19 144V145H20ZM85 145L86 147L88 146V145ZM93 144V143H92ZM91 144V146H96V144H93L92 145ZM105 144V143H104ZM105 144V145H106ZM120 144V143H119ZM123 144V143H122ZM139 144V143H138ZM153 144H155V142L153 143ZM159 144V145H160ZM185 144V143H184ZM27 145V144H26ZM25 144H22V146L24 147V146H26ZM84 145V144H83ZM83 145L81 146V147H83ZM175 145V146H176ZM258 145V146H257ZM17 145L15 144V147H16ZM21 146V145H20ZM19 146V147H20ZM91 146L88 148L89 150H85V151H90L91 149H93L94 147H92L91 148ZM154 146V145H153ZM156 146V147H157ZM182 146H184V145H182ZM241 146H242V144H241ZM245 145H243V148H245V147H248V146H245ZM254 146V144L251 146V145H249V147L251 148L252 147V150H253V147ZM18 147V146H17ZM16 147V148H17ZM19 147H18V150H19ZM126 147V146H125ZM148 147H150V145H148ZM151 147H152V145H151ZM150 147V148H151ZM155 147V148H156ZM177 147V146H176ZM239 147V146H238ZM248 147V148H249ZM262 147V146H261ZM263 147H264V145H263ZM26 148V147H25ZM28 148H30V146L29 147H27V149L26 150H28ZM68 148V147H67ZM66 148V149H67ZM127 148V147H126ZM154 148V147H153ZM158 148H159V146H158ZM241 148V147H240ZM239 148V149H240ZM24 149V148H23ZM22 149V151H24ZM31 149V148H30ZM58 149L60 150V152L58 151ZM79 149V150H78ZM82 149V148H81ZM95 149V148H94ZM93 149V150H94ZM98 148H96L95 150H97ZM118 149V148H117ZM119 149L121 150V148L119 147ZM118 149V150H119ZM185 149H186V147H185ZM259 149V148H258ZM262 149V148H261ZM260 149V153H262V155H263V153H264V149H263V152H262V150ZM18 150H17V153H18ZM32 150V149H31ZM30 150V151H31ZM94 150V151H95ZM159 150V149H158ZM164 150V149H163ZM248 150V149H247ZM250 150V149H249ZM59 153H61V154H59L58 156L56 155L58 152ZM68 151V152H67ZM80 151H83V149L82 150H80ZM93 151V152H94ZM103 151V150H102ZM111 151V150H110ZM160 152H162L163 153V155L161 154V156L163 157V156H165V157H167L166 155H164V153H165V151L166 150H164V152L163 151H161V149L159 150ZM171 152H172V150H170ZM196 151V152H197ZM235 151H236V153H237V147H236V149H235ZM240 151H242V150H239V152ZM258 152H259V150H257ZM257 151H250V152H245V153H247V155L250 153V156H251V153L253 154L254 152V155L256 154V152ZM20 152V151H19ZM55 152H57V153H55ZM92 152V151H91ZM90 152V153H91ZM92 152V153H93ZM97 152V151H96ZM107 152V151H106ZM167 152V151H166ZM171 152H168V153H171ZM172 152V153H173ZM188 152V151H187ZM232 152V154L230 155V153ZM238 152V153H239ZM243 152H244V150H243ZM30 153V152H29ZM28 152H27V154H29ZM55 153V154H54ZM81 154H82V152H80ZM86 153V152H85ZM83 154V155H85L86 156V154ZM89 153V152H88ZM99 153V152H98ZM143 153V152H142ZM141 153V154H142ZM144 153H146V152H144ZM152 153V152H151ZM158 152H154L153 154H155V156H156V154H157ZM182 153V152H181ZM235 153V154H236ZM260 153H259V155H260ZM26 154V155H27ZM34 154V155H35ZM53 154L54 155H56L55 157L53 156ZM109 154H111V153H109L108 152V155ZM116 154V153H115ZM148 154V153H147ZM165 154H167V153H165ZM195 154V151H194V153H193V155ZM244 154V153H243ZM18 155V154H17ZM25 155V154H24ZM30 155V154H29ZM80 155V154H79ZM93 155H94V153H93ZM95 155H96V153H95ZM94 155V156H95ZM107 155V154H106ZM119 155V154H118ZM130 155V154H129ZM129 155H127L128 157H129ZM144 155V154H143ZM146 155V154H145ZM144 155V156H145ZM152 155V154H151ZM184 155V154H183ZM258 155V156H259ZM90 156V155H89ZM97 156V155H96ZM95 156V157H96ZM144 156H142V157H144ZM158 156H159V153H158ZM158 156H157V158H158ZM169 156V155H168ZM172 156V155H171ZM235 156V155H234ZM238 156H240V154L238 155ZM241 156H243V155H241ZM261 156V155H260ZM259 156V157H260ZM18 157V156H17ZM16 157V158H17ZM19 157H20V154H19ZM28 157V156H27ZM35 157V156H34ZM42 158L44 157V156H41ZM87 157V156H86ZM85 157V158H86ZM98 157V156H97ZM125 157V156H124ZM146 157H147V155H146ZM149 157H150V155H149ZM152 157V156H151ZM154 157V156H153ZM165 157H163L162 158V160L161 161H163L164 160V158ZM180 157H183V156H180ZM186 156H184V158H185ZM248 157H249V155H248ZM22 158H23V156H22ZM35 158H37V156L35 157ZM39 158V157H38ZM41 158V159H42ZM45 158V157H44ZM130 159H131V157H129ZM128 158V159H129ZM140 158V157H139ZM168 158H170V157H168ZM177 159V160H175V159ZM187 158V159H188ZM231 158V159H232ZM237 158H239V157H237ZM244 158V157H243ZM260 158H262V157H260ZM259 158V159H260ZM264 158V157H263ZM263 158L261 159V162L263 161ZM26 159V158H25ZM84 159V158H83ZM125 159H126V157H125ZM129 159V160H130ZM141 159V158H140ZM140 159H138V160H140ZM144 159V158H143ZM145 159H147V161H148V157L147 158H145ZM159 159V158H158ZM172 159V158H171ZM182 159V158H181ZM186 159V158H185ZM236 159V158H235ZM245 159V158H244ZM248 159H250V158H248ZM254 159V158H253ZM76 160V161H75ZM81 160H82V158H81ZM128 160V161H129ZM138 160H136L137 162H138ZM150 160H151V158H150ZM255 160V159H254ZM23 161H25V160H23ZM134 162H135V158H134V160H133ZM143 161H145V160H143ZM231 161V160H230ZM232 161H235L234 159L232 160ZM238 161V160H237ZM240 161H244V163H245V161H246V159L245 160H240ZM249 161H251V160H249ZM256 161V160H255ZM259 161V160H258ZM35 162H39L41 165H39L40 167H43L42 165L45 163V162H47V164L45 165V167H48V165L50 166L49 168H46V169H48V171L50 170H52V172L50 173V175H48V177L46 176H41V174L40 173H37L36 171H35V169H36V167H37V165L35 164ZM97 162V161H96ZM120 162H123V161H120ZM120 162H118L119 164H120ZM126 162V161H125ZM132 161H130V163H131ZM38 163V164H39ZM76 163H78V162H76ZM80 163V162H79ZM82 163V162H81ZM80 163V164H81ZM89 162H87V164H88ZM94 163H95V161H94ZM92 163L93 165H95L96 164V166H98V164H100V163ZM111 163V162H110ZM126 163H128V162H126ZM164 163V162H163ZM166 163V162H165ZM169 163V162H168ZM170 163L169 164H167L168 166L170 165ZM248 163H250V162H248V160H247V162H246V164H248ZM264 163V162H263ZM87 164H85L84 165V163H83V165H84V167L83 168H85V166H87ZM91 164V163H90ZM109 164V163H108ZM117 163H113V165H116ZM123 164V166H124V163H122ZM245 164V165H246ZM252 164V163H251ZM250 164V165H251ZM255 164V163H254ZM257 164V163H256ZM260 162H259V166H260ZM34 165H36V166H34ZM77 165V164H76ZM75 165V166H76ZM79 165V164H78ZM77 165V166H78ZM82 165V164H81ZM82 165V166H83ZM118 165V164H117ZM155 165V164H154ZM164 165H166V164H164ZM172 165H170V166H172ZM188 165H190L191 167H195V168H191L190 166H188ZM234 165V164H233ZM233 165H232V168H233ZM249 165V164H248ZM261 165H263L262 167H264V164H261ZM82 166H80L81 168H82ZM100 166V165H99ZM156 166V165H155ZM155 166H154V168H155ZM170 166H169V168H170ZM254 166H256V167H254ZM79 167V166H78ZM79 167V168H80ZM92 167V166H91ZM89 168L88 166H87V168H89V169H87L88 171L90 170V169H92V168ZM94 167V166H93ZM111 167V166H110ZM151 167V166H150ZM158 167V166H157ZM166 167V166H165ZM247 167V166H246ZM75 168V167H74ZM78 168V170H80ZM124 168V167H123ZM227 168V167H226ZM231 168V169H232ZM102 169V168H101ZM158 169L159 168H157V171H158ZM39 170V172H40V169H38ZM72 170V169H71ZM77 170V169H76ZM85 170V169H84ZM84 170H82L81 171V176H83V175H86V170H85V174H84ZM94 169H92V171H93ZM103 170H105V169H103ZM103 170H101V171H99L100 173L103 171ZM107 170H109V169H107ZM152 170H153V168H152ZM152 170H151V172H152ZM229 170H230V168H229ZM47 171V170H46ZM87 171V172H88ZM160 171V170H159ZM228 171V170H227ZM239 171V172H238ZM71 172V171H70ZM74 172H76V171H74ZM77 172H79V171H77ZM97 171H95V173H96ZM114 172V173H115ZM149 172V171H148ZM82 173H83V175H82ZM115 173V174H116ZM228 173V172H227ZM228 173V174H229ZM241 173V174H240ZM37 174H40V176L41 177H39V180H38V178H36V180H38V182L36 183V184H34V183H25V182H23V184L24 185H27V186H24L25 187V195L24 196H22V197H19V198H17L18 197V195H16L15 194V192L17 191L16 190V187L22 182V181H20L21 180V178H22V176L23 175H28L30 178H33V177H35L34 175H37ZM72 174L73 175H76V174H74L73 172H72ZM79 174H80V172H79ZM79 174H78V176H79ZM87 174H89V173H87ZM92 174H94V173H92ZM97 174V173H96ZM99 174V173H98ZM226 174V173H225ZM58 176V177H56V179L55 180H52L53 178H55V176ZM67 175V174H66ZM100 175H102V174H100ZM99 175V176H100ZM104 176H105V174H103ZM117 175V174H116ZM153 175V174H152ZM227 175V174H226ZM77 176V177H78ZM80 176V177H81ZM88 176V175H87ZM95 176V175H94ZM93 176V177H94ZM97 176V175H96ZM109 176V175H108ZM107 176V177H108ZM146 176V175H145ZM24 177V176H23ZM37 177V176H36ZM92 177V178H93ZM106 177V176H105ZM105 177H102V179L103 178H105ZM115 177V176H114ZM117 177V176H116ZM41 178V179H40ZM70 178H74V177H70ZM79 178V177H78ZM82 178V177H81ZM96 178V177H95ZM101 178V177H100ZM99 178V179H100ZM156 178V177H155ZM87 179V178H86ZM85 179V180H86ZM88 179H91V176H90V178H89V176H88ZM97 179V178H96ZM99 179H98V181H99ZM111 179V180H110ZM143 179V178H142ZM145 179V178H144ZM69 180V179H68ZM71 180V179H70ZM76 180H77V178H76ZM82 179H80V181H81ZM84 180V181H85ZM94 180V178L92 179V181ZM103 180V181H104ZM141 180V179H140ZM95 181V180H94ZM101 182L100 183H102V180H100ZM111 181V182H110ZM156 181H155V183H156ZM33 182V181H32ZM72 182V181H71ZM77 182V181H76ZM87 182L88 181H86V184L85 185H88V184H91L92 185V183H89L88 182V184H87ZM90 182H91V180H90ZM104 182V183H105ZM139 182H137V184H139ZM144 182V181H143ZM192 182H196L195 184H193ZM73 183V182H72ZM99 183V182H98ZM191 183H192V185H191ZM79 184H83V180H82V183H79ZM94 184V183H93ZM113 184V185H112ZM136 184V185H137ZM150 183H148V185H149ZM75 184H74V186H76ZM90 185V186H91ZM103 185V184H102ZM105 185V184H104ZM82 187H84V184L83 185H81ZM97 186H95L96 188H97ZM114 186V187H113ZM138 186V185H137ZM20 187H23V186H20ZM24 187H23V189H24ZM88 187V186H87ZM93 187V186H92ZM90 188V189H93V188ZM104 187H106L107 188V190H104ZM112 187H113V189H114V191L112 190ZM133 187V186H132ZM132 187H131V189H132ZM134 187H136V186H134ZM149 187H150V185H149ZM95 188V189H96ZM151 188V187H150ZM85 189H86V187H85ZM131 189L129 190L130 191V193L132 194V192H131ZM135 189V188H134ZM173 189V190H172ZM51 190H53L52 192H54V193H51V192H49V191H51ZM79 190H82V189H79ZM78 190V191H79ZM84 190V189H83ZM88 190V189H87ZM97 190V189H96ZM95 190V191H96ZM115 190H119V191H116L115 192ZM133 190V189H132ZM151 191H152V189H150ZM21 191V190H20ZM93 191H94V189H93ZM100 191V190H99ZM102 191V190H101ZM125 191H127L126 189L124 190V192ZM89 192V191H88ZM123 192V191H122ZM23 193V192H22ZM49 193V195H47ZM84 193H85V191H84ZM83 193V191H82V194H84ZM125 193H128V191L127 192H125ZM133 193H134V190H133ZM95 194V193H94ZM93 192H92V197H93ZM97 194H98V192H97ZM122 194V195H121ZM130 194V196H132ZM126 195V194H125ZM73 196V198H71ZM83 196V195H82ZM85 196V195H84ZM83 196V197H84ZM98 196H102V195H99L98 194ZM130 196H129V198H130ZM125 197H127V196H125ZM78 198V199H77ZM94 198H95V196H94ZM96 198H98L97 196H96ZM102 198H99V199H102ZM133 198H131V200L133 199ZM153 198H155V202H156V204L155 205H157L158 206V210L156 211L157 213H156V216H155V211H154V213H153V215H152V211H151V207H149V200L151 201H153L154 199ZM174 198H177V203H176V201H175V203L176 204H174V205H170V201L172 200V199H174ZM68 199H69V201H70V205L68 206L67 204V202H68ZM70 199H72V201L70 200ZM82 199H85V197L84 198H82ZM94 200V199H93ZM103 200V199H102ZM102 200H100L99 201V203L102 201ZM107 200V199H106ZM125 201V207L126 208H128V210H125L124 208H123V205H122V208L125 210V211H123L122 209V211H119V209H118V207H120V206H118L117 207V204H119V202L120 201ZM146 200H147V202H146ZM96 201H98V199L96 200ZM121 201V202H122ZM80 204H79V203ZM90 202V203H89ZM94 202H95V200H94ZM102 202H104V200L102 201ZM120 202V203H121ZM172 202V201H171ZM98 203V204H99ZM173 203H174V201H173ZM153 204V203H152ZM81 205V206H80ZM155 205H154V207H155ZM85 207L86 208V211H85V213H84V215L82 216H80V212L82 211H80V209H82L83 207ZM153 209H156V208H153ZM152 209V210H153ZM82 213V212H81ZM130 213V214H129ZM131 213H133L132 215L134 216L135 215V219H133V221L136 223H132V224H130V222L129 221H127L128 222V224H125L126 223V219L127 218H129L130 219V221L132 220V218H134L132 215H131ZM130 216H132V217H130ZM158 214V215H157ZM129 216V217H128ZM151 217L152 218H154L153 220L155 221V222H153V223H155V224H153V226H154V228H153V230H156L158 233L157 234H155L154 236H152V234H151V231H153L152 230V221L153 220H151ZM83 218V219H82ZM128 219V220H129ZM128 225H130V227L128 226ZM122 234L123 235V239L121 238V236H119L118 234ZM121 238V240H120V238H119V240L117 239L118 238V236ZM116 236H117V238H116ZM169 236L171 237V238H169ZM168 239H171L170 240V244L168 243H166V242H168L167 240ZM173 240V242H171ZM110 241H112V242H110ZM129 247H134V248H136L135 249V251H137L138 252V254H137V256H128V249H129ZM110 249V250H109ZM84 253H83V252ZM109 251V252H108ZM130 251V250H129ZM133 252H134V249H133ZM136 252V253H137ZM82 253L84 254V255H82ZM54 255V256H53ZM132 255V254H131ZM53 256V257H52ZM36 258H38V259H36ZM49 258V259H48ZM187 258V259H186ZM36 260V261H35Z\"/></svg>","mask_w":264,"mask_h":264},{"label":"rangeland","instance_id":"obj_2","mask_svg":"<svg viewBox=\"0 0 264 264\" xmlns=\"http://www.w3.org/2000/svg\"><path fill=\"white\" fill-rule=\"evenodd\" d=\"M19 1L21 2L22 6H24L25 8L22 7V9H21V8H20V6H21L20 3H19L20 5H19V4L17 5V3H18ZM28 1H29V0H28ZM33 1L35 2V0H32V2H33ZM39 1H41V3H42V2H43V3L41 4ZM51 1H52V0H51ZM51 1L48 0V2H46V0H45V1H44V0H36V2H35L36 4H35V3L33 4V3L31 2V0H30V3H32V4H29V3L27 4V1H25V0H18V2H17L16 0H14V3L17 2L16 4H14V6L17 5V7L15 6V8H14V10H17V11H15V14H14V18H15V19H14V21H15V22H14V27H15L14 30L17 29V30L14 31V34H16V35H14V36H15V37H14L15 40H13V41L9 44V45H12V46L9 47V45H8L7 47H4V48H3L4 50L6 49L5 51H4L3 49H2L3 51L0 50V59L2 60V61L0 60V63H1V65H3V63H4V66H1V65H0V67H1V68H0V70H1V71H0V74H1L2 71H4V72H2V73H5V75L8 74V75H6V78L11 77V79L13 78V80H11V79L9 78V79H10L9 81H8V79H6V81H5V78H3L5 75L2 74V75H0V77H1V79H0V84H2L3 87L8 88V87H10V84H9L10 81H11V82H10L11 85H12V83L14 84V82L16 81V82H15L16 86L18 85V83H17L18 81H17V80H19L20 82H21V81H22V82L24 81L25 84H26V85H24V87L26 86V87H27V88L25 87L26 89L22 86V85H23L22 82H21L22 85H21L20 82H19L20 85H18V86H19V88H20V87H21V88L23 87L24 89H23V88H22V89H23V90H26V92L24 91V93H21V92H23V90L20 89V91H21V90H22V91H21V92L19 91V93H18L17 91H18L19 89H18L15 85H14V86L12 85L11 88H8V89H6V90L9 91V89H10V91L13 90V93H16V95L18 94L19 96H23V97H24V94H26V96H29V97H26V98L24 97V98L27 100V101L25 100L26 103H28V104H26L25 101H24V98L22 99L21 97H19V96L17 95V96H18V97H17L18 99H16V100H19V102H18V101L16 102V100H15V102H14V106H12V108H13V107H14V108L11 110V111L13 112L14 109L17 111V109L19 108L17 112L19 113V110H20V113H19V114H21V116L24 114V115L22 116V118H24V120H23L22 118L16 120V118H19L18 116H20V115H18V113H17L16 111H14V113L11 114V115L8 113L9 116H6L7 114H6L5 116L3 115V117H6V118H8V119H9V118H10L11 120H12V119H15V120H14L15 123H14L13 120L11 121V120H8V119H6V118L4 119V118L1 116V115H2L1 113H3V112L1 111V113H0V114H1V115H0V118L2 117L1 120H2L4 123L0 120V132H1V130H3V131L0 133V141H1V140L4 141L3 143L5 144V142L7 143L9 140H11V138H13V137H12V135H13L15 138H13L12 141H16V140L18 139L17 141H18L19 144H20L21 142H23L22 144H25V145L27 144L26 146L23 147L22 144H20V145H21V146H20L19 144H17V143L14 142V151H15L16 153H14L15 156H13V157H14V164L21 165V166L23 165L24 167H26V168L28 167V168H29V166H28L29 163H28V162H30L31 159H33V160H39V161L41 162L42 160H44V159L50 157V155H51L49 152L46 153V154H44V155H40V156H38L39 154L36 155L35 152H34V154H35V155H34V154L32 153V151H34L33 149H35V148L37 147V145H34V146H33V144H36V143H37V142H36L37 140L35 139V141H34V138H37V139H38L37 136H38L39 133H40L39 136H41L42 133H43V135H46L47 132H50V131L53 129V127L55 126V124H56V123L54 124V122L56 121L55 119L58 120L59 117H60V118L63 117V119H64V118H65V115H66V114H64V113H67V110H68V109H69V110H70V109L72 110V108H74V106L77 105V104H75V103H78V101L82 100V101H80V102H81V103L84 102V103H83L84 105H83L82 107H83L84 111H86V112L81 111V108H82V107H81V108H80V107H77L76 110L79 111V108H80V111H81L80 116H81L82 114H84V117H86V118L88 117L87 122L94 121L95 124H94V122H93L94 125H93V127H92L93 129H92V128H91V125H92V124H90V123H89V124L86 123V118L84 119V117H82V116H83V115H82L81 117H82L83 120L85 121V124H86V125L83 124L84 121H83L82 118L79 116V118H81L80 120H81L82 122L79 123L80 125H78V127H77L78 130L74 129L73 132L75 133V132L79 131L80 134L82 133L81 135H82L83 138L80 137L79 132L76 133V134H74V133L72 132V133H71V136L74 134V136H72V137L75 138L76 135H77V136L79 135V136H78V137L76 136L75 139H74V138L72 139V137L69 136V137L66 139V143H67L68 140L71 142V143H69V141H68V146L66 145V148L68 147L67 149L64 148L65 145L63 146V144H65V143H62V144H61L62 146H59V149L61 150L62 153L66 152V150L70 151V150L74 147V145H75V147L77 146V144H78V143H77V142H78L77 140H78L79 137H80V139H79V141H80V142H79V145H81V146H82L83 144H84V145H83V147L79 146L80 148L77 146L80 150L83 149V151H80V150L78 149V150H79L78 153H79L80 155L77 154V157L79 156V160H78V159H77V161L75 160V161L78 162V163L73 162L74 165H73V168H71L72 170L70 169L71 172H70V171H69V172L67 171V172H65L64 174L60 175L59 177L56 175L55 178H53L52 180H55L56 177H58V178H63L62 176L64 175L65 178H66V177H69V178L66 179V181H69V183L71 184V185H70V187H72L71 189H75V187H77L78 185H80V188H77V189H76L77 192H75V193H76V195L79 194V199H80L79 201H80V203H81L82 205H84V206H85V204H88V203H85V202H88V201H89V197H87L86 194H87V193H90V190H91V193H90V194H91V196H90V197H91V198H90V202H91V203H92V202H93V203H97V202L99 203V201L103 199L104 202H102V201H103V200H102L99 204L97 203L96 205H99V206L101 207V205L105 204V205H103V207H101L102 209L105 208V206L107 207L108 204H106V203L108 202V199H109V198H107V197H109V196L105 197V199L102 198V197L104 196V195L102 194L104 191H103V188H101V187H103V186L108 187V185L112 183L111 181H110L111 183L108 182V181H109L108 179H109L110 175H111L110 178H111L112 180H113V179H115V181L118 180L119 173H116L114 170H116V169H118V168H119V169H121V168H122V169H126V168L129 169V168H133V167H135V166H137V165H144V167L147 166V168H148V165H149V168L145 170V171H146V172H145V175H146V176L144 175V177H142L143 179L140 178L141 180L139 179V180H137V181H134L135 184H134V183H131V184H133V185L130 186V189H131V187L133 186L132 189L134 190V193H133V190L131 189V192H132L133 195L130 193V191H129L130 189L128 190L129 186L125 188V189L128 191V193H125V192H127V191L124 192L125 189L122 190L123 192H122L121 190H120V191H119V190H115V192H116V191H119V192L123 193L124 197L122 198V200H123V199L125 200V199L128 198V199H127L128 202L126 203V204H128V206H126V207L129 208V206H130V205H129V202H130V201L133 202V200L135 199V198H133V196H135L136 192H137V193L139 192L140 187H145V186H146V185H142V186H141V184H143V183L146 184L147 181H149L148 183H150L149 185H150L151 188L149 187L148 183H147V186H146V187H148L147 189H149V191L151 192V194L149 193V195H150L151 197H152V196L156 197V196H155V195H156V194H155V193H156L155 191L157 190L156 188H157V183H158L156 180L159 178V174H160L162 171H163V172H164V171H168V170L171 171V170L173 169V168H171V167H174L173 165H175V162H176V161L173 160V156L175 157V154H174V152L176 151L175 149L178 148L177 152L180 151V152H179L180 156H183V157H180V156H179V159H180L181 161H184L183 163H185V162H187V160H189L188 156L191 157L190 154L192 155V158L195 157L197 154H199V152H198V151H199V150H198L199 147H198V149H197V148H196V149H191V146L194 148V145H191L192 142L194 143V141H192L191 139H192L193 137L195 138L196 136L204 135L205 133H206V134H205L204 136H206V135L208 134L206 137H208V138H212V137L217 133V131L219 130L220 126L223 124V122L225 121V118H226V117L223 116V117H224V119H223V118H221L223 114L220 115V113H221V111H222V109H223V104H227L228 102L230 103V101L235 97L234 95H238L239 93H241L242 90H243L242 92L244 93V92L248 89V87H250V86L253 85V81H254L253 79H255V78H253V77H255V76H253V75H255V72H259L260 70H261V71L263 70V69L260 68V67H261V66H264V61H263V60H264V59H263V58H264V56H263L264 53H262V52H264V50H262V48H263L262 46H259L260 43L262 42V40H257V41H255L257 45L259 44L258 47L261 48L260 52H259V49H257V50L255 49V48L257 47L255 44H253V46L255 45L256 47L254 46L253 48H251L252 51H251V50L248 51V50L250 49V48L248 49V47L252 46L251 43H255L254 40H255V37H256V36H254L253 34L257 33L258 30L260 29V26H262V25L264 24V23H263V22H264V19H263L264 16H262V19H263V20L260 18L261 15L263 14V13H261V12L264 11V9H263V8H264V7H263V6H264V2H263L262 0H261V1L259 0V1L261 2V5H260V2L257 1V0H256L255 2H254V0H249L248 2L252 1L251 3H253V4L250 5V3L247 2L248 4H247L246 6L243 5V8L245 7V9H246V10L243 9V10L245 11V13H246V12L248 13L249 10H250L251 8H252L251 11L253 10L252 12H254V9H255L256 6L258 5L257 8H256V11H255L254 13H252L251 11H250L251 13L249 12V16H250V18H249L248 14L246 13V15H245V13H244V11L242 10L241 7H240L241 9H240V8L237 9V7L240 6V5L238 4V6L236 7V4L238 3V0H230L229 3H230V5L232 4V7H233V8L231 7L232 10L235 9L236 12H237V11H238V12H239V11H240V12L243 11V12H242V13H238V12H237L238 15H235L237 18L234 17V16H232V19H231V17H229L231 20H230V19H229V20H228V19H225L226 22L229 23V25H228V23L223 22V23L221 24V26H222V28H223L225 25L228 26L227 28H226V27L223 28V29L226 31V34H225V31L223 32V29L220 28L221 26L217 27V31H218V32H217V31H216V32H217L218 34H219V32H220V35H218L217 33H214V35L216 34L219 38L216 37V35L213 36L214 38L211 37L210 44H211V42H212V44H211L212 46H211V47H214V48L216 47L217 51H218V50H219V51L222 50V51H220V53H221V54L224 53V54H223L224 57H222L221 55H219L220 53L217 52V53H219L218 56H219V57H222V58H224V59L227 58L231 63H230L228 60H227L228 62L225 60L226 62L224 61V63H223V62L221 61V60H223L222 58H221V59H218L219 61H217V60H216V59H217V56H216L217 54L215 55L216 52L214 53V51H216V49H211V47H209L210 45L208 44V47H209V48H207L208 50L206 49L208 52L206 53V50H205V55H204V52H203L202 55L199 57L200 59L198 58V60H199L198 62H199V63H200V61L202 60L200 64L196 63L197 60H196V62H194L195 59L193 60V59H192L193 57H191V59H190V57H188V60H187V57L185 58V56H184V57L182 56V59H184V60H186V61L189 62V64H188V62H185L189 67H188L186 64L183 63V64H184L183 67L186 65V66L184 67V69H185V68H186V69L189 68V69L187 70V73H188V74H187V76H186V75H185V74H186V69H185V70L182 69L183 67H182V68H178V67H181L178 63H180V60H181V63H180V64L182 65V62L184 61V60L180 59V58H181V55H180V54H182V52H183V48L187 45L186 42L188 41V39H189L190 36L188 37V39H187V38H184V37H185V35H188L191 31L193 32V30H190L192 27H189V26H190V25H191V26L193 25V27H196V26L198 25V23H197L196 26H194V23L198 22L199 20H200V21H199L200 23L202 22L201 24H202V26H203V25L205 24L204 22L206 21L205 17L207 18L208 16L211 17V18L209 19V21L212 20V18L215 17V14H212V15L210 14V15H209V12H210L209 8H210V6H211V8H210L211 11H213V12H211V13H215V12H216V9H219V8H220L219 6H221V8H220L221 10L219 9L220 11L217 10V12H216V13H217V16H219L220 13H221V11H222V9H223V7L226 6L227 4H229V3H228L229 0H222V1H224V2H222L221 0H208V1L205 0L206 2L203 1V0H201V1L199 0L197 3L193 2L194 0H193L192 2H191L190 0H187V1H189V2H187V1H186V2H187V3H190L191 6L188 7L189 4H186V2H185V4L188 5V6H187L188 8L186 7V5H185L184 3H183V5H185V7L182 6V8H183V9L186 8V10L190 8L191 10H190V9H189V11L187 10L186 13H184L185 11H184L182 8H181V10H178V9H180V7L176 10L181 16H183L182 14L187 15V13H188V16H184L186 19L183 18V17H179V18H182L181 21H180V19H179V22H182V21L185 22V20H186V25H185V26L187 27V30H186V29L183 30V28H186L184 25H183L184 27H182V24H185V23L183 22L182 24H180L178 21H176L177 23H175V24H176V25H178V24L180 25V26H179V29H177V28L175 29V27H177L176 25H174V28H172L174 31L171 29V32H172V31H173V32H176L175 34H177V31H180V28L182 29L183 32L186 30V31L184 32L185 35H183V34H184L183 32H180V33H181V36H180L181 38H180V37L177 36V35L174 36L175 34H173V32L171 33V32L169 31V34H168V32H166V33L164 34L165 36H164V35H161L162 38H161V36H160L161 39H160V38L158 39L159 42H155V44H153L154 47H153V45H152L151 47H149V48H150V51H149V48L147 49V50L149 51L148 54H151V55H148V54H147V50H145V53L143 52V53H141L142 55L140 54L139 57H136V59H137V58H139V59L141 58V59H140V60H141V64H140V66L143 65L142 62H144V61H148V62H145L144 66H142L144 69H141V67H140L139 64H138V63H140V60L138 59V60H139V62H138V60L134 59L133 62H131V63H134V61H135V63L137 62L136 65H135V67L133 66L135 63H134V64H131V63H130V64H128L127 66H124V67H122V68L120 69V70H121L120 72H121L122 74H121V73H118V72H119V71H118V72L116 73L115 76L109 78V80L111 79L110 81L107 79L109 82H106L107 80L105 81V86H104V88L107 87L106 84H109V83L112 81V78H113V80H115V82L112 81V82L110 83V85H113L112 83H114L115 86L113 85V86H114L113 89L117 88L118 85H119L118 89L113 90V89H112V86H110V90H109V91H112V92H114V91L116 92V91H117V92H116V93H117V96H119V95H118V91L120 90V91H119V93H120V98H119V97H118V98L121 99L120 104H122V107H123L122 109H121V108H120V109H121L122 111L125 110V112L128 111V112H127L128 115H129V109H130V114H131L132 116H133V114H135V115H134V118H135L137 121H139L138 119H140V118L143 119V120L140 119V121H139L140 124H138V122H137L134 118H133V119H130V118H132V117H131L130 115L127 116V115H126L127 113H125L124 111L122 112L119 108H118L119 110L112 109V106H114V108H115L116 105H117V103H116L117 101L115 100L116 97H115V99L112 100V101H114V103H115L116 105H114L113 102L111 101L112 97L114 98V96L116 95V93L114 92V94H113V93L110 92V94H112V95H111L112 97L109 95V92H107L106 94H102V93L104 92V90H102V87H103V86L100 88V90H102L101 93L99 92L100 95H99L98 92H96V94H98V95H97V96L94 95V99H93V100H94L95 103L98 102V103L100 104V102L102 103L101 100H104V98H105V100H107L108 95H109L110 97L108 98V102H107V106H106V107H108V109H109V107L111 106V109L108 110L106 107L100 106V107H99V110H100V111L97 112L98 109H97L96 107L99 106L98 103L95 104L94 102L91 101V103H94L95 105H93V104L90 105V103H89V101H88L89 98H88V99L86 98V99H87V100H86L85 97H84V95H86L87 97H88V95H89L88 93H87L88 95L86 94V91H87L88 88H89V87H88V82L90 81V80L88 79L89 77L87 78V77L85 76V73H84L85 71H84V70H87V69H88L87 71H89V72L92 70V71H91V74H92V72H95V74H96V71L98 70V69L96 70V68L99 67V64H98L97 67H96V65L94 66V64L100 63L99 61H102V60H103V59H101V60L99 59V58H100V55L102 54V58H103V56L105 57V55L107 54L108 45H110V44L106 45V44H107L106 42H105V43H106V44H105L104 42L100 41V40H103V41H104V39H102V38H104L105 36L103 35L104 37H102V34L105 33V35L108 36V35L110 34L109 32H111L112 29H114V31L117 30V31H115V32H118V31H119V30H118V29H119L118 26H117L118 29H115L114 27H116V26H114V25L111 26V27L109 28V29H110V31H109V29L106 28L107 26L104 25L105 23H104V24L101 23V25L103 24L102 27H103V26H106V27L104 28V30H105V29H108L109 32L106 31V30H105V31L103 30V31H104V33H103V31H102L103 28L100 26L102 29H101V28H99V29H101L102 32L99 30L98 32H96L97 34H96V33H93V31H94V29H95L94 27H96V26H94V25H97L98 23H100L99 20L101 19V17L103 16V14H105V12H107L106 10L108 9L107 7L109 6L108 3H110L111 0H101V1H100V0L96 1V0H95L97 3L99 2V4L102 5L103 7L100 6L99 4H97L96 2H94V0H93V1H92V0H89V2L91 1L90 4H91L92 7H90V6H89L90 4H89L88 2H86V1H88V0H83V1L80 0V4L77 3L78 0H68V1L66 0V3L68 2L67 4H65V0H60V2H63V1H64V4H65V5L59 2L60 4L57 5V6L55 5V3L57 2L56 4H58V1H59V0H57L55 3H53L55 0L52 1V3H53L55 6H54V5L52 6V4L49 3V2H51ZM73 1H75V5H73V4H74ZM84 1H85V2H84ZM104 1H105V2L108 1V3H105ZM138 1H139V0H137L136 3H135V1H134L133 3H135V4H132V3H131V5L129 6V8H130V11H129V12H132V11L134 10V8H135V9L138 8V7H136L137 4H138V6H139L138 9L143 10V12H145V13L148 12L147 9L150 8V7L153 8V10H151V8H150L149 13H148V16H149V17L146 16L145 13L143 14V12H142L141 10H139V11H141V12H140L141 15H138V17H136V19H137V18H138V19H137V20L135 19V21H136V22L138 21L140 24L143 23V22H144V15H145L146 18L148 17V20L145 18V22L143 23V25L141 24L142 27H140V28H139V26H141V25H140V24H137V25H139V26L137 27V29H142V28H144V26H146L147 28H149V26L152 25V22H155V21H156V23L158 24L157 21H160V20H158L156 17L158 16V14H159L158 17L161 16V15H160V12H161V14H162V13L164 14V15L162 14V16H161V18H163V19H162V20H163L162 23H164V21H166L165 18L170 17V16L172 15V14L170 15V13H167V11H169V10H166V9H165V11H159V13L157 12V10H158L157 8H158V7H159V9H160V8L162 7V5L165 4V6H163V8H165V7L167 6L166 3L171 2L170 0H169L168 2H167L166 0H165L166 2H165L164 0H161V2H159V3L156 2L157 0H155V1H153V4H151V5H150V3L152 2V0H151V1L141 0V3H142V4L148 2V4L146 3L147 6L150 5L149 7H147L146 5L143 4V7H144V8L147 7L146 9H144V8L142 9V6H141L142 4H141L140 2H138ZM142 1H143V2H142ZM145 1H146V2H145ZM158 1H159V0H158ZM163 1H164V2H163ZM172 1H173V0H172ZM177 1H178V0H177ZM177 1H174V2L176 3ZM181 1H182V0H180V2H181ZM195 1H196V0H195ZM211 1H212V2H211ZM219 1H220V2H219ZM231 1H232V2H231ZM233 1H234V4H233ZM236 1H237V2H236ZM44 2H45V3H44ZM92 2H93L94 4L96 3V5H97L96 8L99 9V8L101 7V9L96 10V8H95L94 4H92ZM100 2H101V3H100ZM149 2H150V3H149ZM178 2H179V1H178ZM178 2H177V3H178ZM200 2H203V3L200 5ZM25 3L27 4V6H26ZM47 3H48V5H47L48 8L45 7ZM70 3H71V4H70ZM72 3H73V4H72ZM76 3H77V5H76ZM84 3H86V5H84ZM87 3H88V4H87ZM139 3H140L141 5H140ZM155 3H156V4L158 3V5H156V6H158V7H156V6L154 5ZM192 3H193V4H192ZM198 3H199V4H198ZM223 3H224V4H223ZM256 3H257V4H256ZM0 4H1V2H0ZM23 4H24V5H23ZM40 4L43 5V10H42V6H41ZM68 4H70V9L68 8V7H69ZM78 4H79V6H81V5H84V6L79 7ZM195 4H196V5H195ZM207 4H212V5H207ZM254 4L256 5L255 7H253ZM61 5H62V7H61ZM72 5H73L74 7L71 8ZM87 5H88V7H89L91 10H93V11L95 12L96 15L99 14V15H97L98 17H100L99 20H96V19H95L97 16H96V15H93L92 13H90V9H89L88 7H86V9L89 10V14H92V15L88 16V15H87V14H88V11L86 12L87 14L84 13V12L86 11V9H82V7L84 8V7L87 6ZM105 5H106V6H105ZM132 5H135V6H133V10L131 9V8H132ZM159 5H161V6H159ZM194 5L197 6V7H199V5H200L201 7H202L203 5H204V6H207L209 11H208L207 9H206V10H207V11H206V10H205L206 7H204V6H203L204 8L202 7L203 9L200 7V8H198L200 14H198V15L195 16V12H196V14H197L198 12L195 10V8H197V7H195ZM216 5H217V6H216ZM218 5H219V6H218ZM230 5H229V6H230ZM234 5H235V6H234ZM248 5H250V7H251V8L248 7L249 10H247V6H248ZM0 6H1V5H0ZM38 6H40V7H38ZM63 6H64V9H65L66 7H67L68 9H67V8H66L67 10H66V9H65V10L63 9V11H65V12L60 13L59 9L63 8ZM77 6H78L79 8H77ZM99 6H100V7H99ZM145 6H146V7H145ZM154 6H155L156 9H154ZM192 6H193V7H192ZM261 6H262V7H261ZM36 7H37V8H36ZM59 7H60V8H59ZM75 7H76V8H75ZM191 7L194 8V10H193ZM212 7H217V8H212ZM218 7H219V8H218ZM234 7H235V8H234ZM19 8H20V9H19ZM38 8H39V10H38V12H37V9H38ZM45 8H47V10L50 9V12H48L49 10L46 11ZM58 8H59V9H58ZM73 8H74V9H73ZM105 8H107V9H105ZM166 8H167V7H166ZM258 8H260V9H262V10L259 11L260 9H258ZM18 9H19V10H22V11H19ZM23 9H24V10H23ZM25 9H27V10L25 11ZM30 9H31V10H30ZM34 9H35V10H34ZM57 9H58V10H57ZM72 9H73V11H72L73 13H74V12H75V13L77 12L76 14H73V16H72V14H71L70 12H69V13L66 12V11H68V10L70 11V10H72ZM77 9H78V10L80 9L79 12H81V13H83V15L85 14V15H87V16L89 17V21H91V23H93V26H91L92 24H90L89 21L87 22V24H89V26H90V27H93L94 29H92V28L89 29L90 27L86 24V21H85V20H87V17H86L85 15L83 16L81 13H79ZM81 9H82V10H81ZM103 9H104V10H103ZM138 9H137V10H138ZM161 9H162V8H161ZM161 9H160V10H161ZM201 9H202V10H201ZM214 9H215V11H214ZM239 9H240V10H239ZM74 10H76V11H74ZM100 10H103V11H105V12L102 11V12H103V13H102ZM128 10H129V9H127V11L125 10V12H126V16H127V17L124 16V15H125L124 12H123V15H122V14L120 15L121 12L119 13V16L122 17V18H124V21H125V18H128V16H130V15H127ZM162 10H164V9H162ZM203 10H205L204 13H203ZM232 10H231V11H232ZM235 10L232 11V12L235 13V14H237V13L235 12ZM18 11H19V12H18ZM24 11H25V12H24ZM28 11H31V12H29V13H32V14L34 15V18H35V19L32 17L31 14L29 15ZM40 11H41V12H40ZM42 11H44L45 15H47L46 17H48V15H49V22L47 21L48 18L45 17V15H44V13H42ZM52 11H53V12H52ZM93 11H91V12H93ZM150 11H152V12L156 11L157 13H156V12H155V13L157 14V16L155 17V16L151 15V14H153V13H150ZM181 11H182V14L180 13ZM191 11H194V12H191ZM16 12H17V13H16ZM22 12H24V13L22 14ZM26 12H27V13H26ZM34 12H35V13H34ZM36 12H37L38 14H36ZM39 12H40V13H39ZM58 12H59V15L57 14ZM61 12H62V9H61ZM97 12H98V13H97ZM100 12L102 13V16L100 15V14H101ZM164 12H165V13H164ZM190 12H191V13H190ZM218 12H219V15H218ZM257 12H258V13H257ZM41 13H42V16H41ZM46 13H48V14H46ZM50 13H52V15H54V16H52ZM54 13H55V14H54ZM64 13H65L66 15H65ZM166 13H167V15H166ZM175 13H176V12H175ZM189 13H190V14H189ZM259 13H260V14H259ZM25 14H26V15H25ZM27 14H28L29 16H27ZM35 14H36V15H35ZM60 14H61V15H60ZM68 14H71V15L68 16ZM77 14H78V16H77ZM129 14H130V13H129ZM142 14H143V15H142ZM156 14H155V15H156ZM168 14H169V15H168ZM176 14H177V13H176ZM176 14H174V12H173V15H172L171 17H174V16L176 17ZM179 14H178V16H180ZM193 14H194V16H193ZM203 14H205V17L202 16ZM242 14H243V16L246 17V19H245V20H246V25H247V27L249 26V28H246V29L244 28V26H245V20H244V18H245V17H242ZM252 14H255V15H254V16H251ZM258 14H259V15H258ZM21 15H22V16H21ZM37 15H38V16H41L43 22L41 21V18L38 17ZM57 15L60 17L61 21H62V19H63V22H62V23H61V21L59 20V18H58ZM75 15H76V17H74ZM150 15L153 16V17L156 18V19L154 20V18L152 17V20H151V18H150L151 16H150ZM191 15H192V17H191ZM199 15H200L202 18H204V20H205V21L203 20L204 22L202 21V18H201V19H200V18H199V19L197 18V16L200 17ZM206 15H208V16H206ZM256 15H257L258 18H256ZM25 16H26V19L24 18ZM36 16H37V17H36ZM43 16H44V18H45L46 20L43 18ZM50 16H51V17H50ZM61 16H62V17H61ZM70 16H72V17H70ZM79 16H80V17H81V16L86 17V19L84 18L85 20L83 21L82 17H81L82 20L79 19V18H80ZM91 16H92V17H91ZM93 16H94L95 21L97 22L96 24H94V22H93L94 19L91 20V18H93ZM117 16H118V15H117ZM166 16H167V17H166ZM238 16H239V18H238ZM247 16H248V17H247ZM17 17H18V18H17ZM20 17L23 18L22 20H23L24 22H26L27 24H25L21 19H19ZM56 17H57V19H56ZM90 17H91V18H90ZM98 17H97V18H98ZM120 17H117V19H118V23H117V24H120V20H121V22L123 21V19H121ZM171 17H170V18H171ZM187 17H189V18L191 17L190 19H192V20H189L190 22L187 21V20H188ZM233 17L235 18V20H234ZM241 17H242L243 19H242ZM251 17L254 18V19L256 18L255 20H257V21H254V19H251ZM31 18H32L33 20H36V21H33ZM54 18H55V19H54ZM76 18H78V19H76ZM141 18H143V20H141L142 22H140V19H141ZM161 18H159V19H161ZM176 18H177V17H176ZM194 18H195V19H194ZM16 19H18L17 21H19V22H20V20H21V22H20L19 24L22 25V26L18 25ZM24 19H25V20H24ZM37 19H38V20H37ZM39 19H40V20H39ZM69 19H70V20H69ZM119 19H120V20H119ZM149 19H150V21H152V22H150ZM168 19H169V18H167V20H168ZM193 19H194V21H196V22H194ZM196 19H197V20H196ZM236 19H237V20H236ZM249 19H250V20H249ZM260 19H261V20H260ZM28 20H30V22H29ZM31 20H32V21H31ZM50 20H52L53 22L50 21ZM54 20H55V22L58 20V21H57L58 23H55ZM67 20H68V21H67ZM73 20H74L75 22L77 21V23H75ZM176 20H178V19H176ZM243 20H244V21H243ZM38 21H39V25H40V26H41L42 23L45 22L47 26L44 25L45 23L43 24V26H45L46 28H45V27H44V29H43V28H40V26H39L38 24H36V22L38 23ZM59 21H60V22H59ZM69 21H70V22L72 21V23H74V24H72V23L70 24ZM78 21H80V22H78ZM81 21H83V22H82L83 24L81 23ZM98 21H99V22H98ZM124 21H123V22H124ZM135 21L133 20L134 23L131 21V22H129V24H130L131 26H132V24L135 25ZM148 21L150 22V24H149ZM229 21H230V22L233 21V22L230 23ZM237 21H239V23H238ZM240 21H241V23L244 22L243 25H242L243 27L241 26ZM242 21H243V22H242ZM251 21H252V22H251ZM258 21H259V22H258ZM28 22H29V23H28ZM31 22H32V24H33V22H34L37 26L34 25V24L31 25ZM41 22H42V23H41ZM50 22H52L54 25L56 24V25H55L56 27H55L54 25H53V27H50V29H52L53 32L50 33L51 30L49 29L50 31L48 30L49 32H48V34H47V30H45V29H48V27L50 26V24H51V26H52V23H50ZM65 22H66V24H65ZM84 22H85V23H84ZM138 22H137V23H138ZM207 22H208V19H207ZM207 22H206V23H207ZM236 22H237V23H236ZM247 22H248V24H247ZM256 22H257L259 25H258ZM16 23H17V25H15ZM21 23H22V24H21ZM23 23H24L25 25H24ZM59 23H60V25H61L60 28L58 27ZM78 23H79V24H78ZM145 23H146V24H145ZM147 23H148V24H147ZM189 23H190V25H187V24H189ZM192 23H193V24H192ZM203 23H204V24H203ZM224 23H225V25H224ZM233 23H235L236 25H238V28H237V26H236L235 24H233ZM249 23L253 24L252 27L254 26V24H255V26H256V24H257V26H259V27L256 26V28H258V29L254 28L255 26L253 27V29H255L256 32H255V30H254V33H251L253 30H251L252 27H251V24L249 25ZM260 23H262V24L260 25ZM64 24H65V26H64ZM75 24H78V25H76V26H78V27H74ZM117 24H116V25H117ZM160 24H161V21H160L159 25H160ZM239 24H240V25H239ZM26 25H27V29H28V30H27V29H23L24 26H25L24 28H26ZM62 25H63V28H62ZM71 25H73V26H71ZM82 25H83V27L80 28L81 31H79L78 28H79V26L81 27ZM84 25H85L86 27H85ZM148 25H149V26H148ZM153 25H154V24H153ZM153 25H152V26H153ZM231 25H232V26H231ZM233 25H234V26H233ZM17 26H20V28L17 27ZM28 26H30L31 28L29 27V28H30V29H29ZM32 26H33V27L36 26V28H34V30H33V29H32ZM38 26H39V27H38ZM43 26H42V27H43ZM66 26H67V28H69V29L72 28L73 31H69V29H67ZM229 26H230V27H233L234 30H235V28H236L237 30H235V31L233 30L234 32H232V31L229 32V30H232V29H233V28H230V29H229ZM235 26H236V27H235ZM37 27L39 28V30H37V29H38ZM57 27H58V28H57ZM84 27H85V28H84ZM87 27H89L88 30H87L88 32L85 31V30L87 29ZM108 27H109V26H108ZM112 27H113V28H112ZM134 27H135V26H134ZM199 27H200V29H201V25H200V26H197V28H196V31H198V34H199V32H200V31H199ZM245 27H246V26H245ZM250 27H251V28H250ZM65 28H66V30H65ZM74 28H75V29L77 28V29L75 30ZM83 28L85 29V30H84V33H83V30H82ZM111 28H112V29H111ZM147 28H146V29H147ZM219 28H220V29H219ZM240 28L243 29V30H242L243 32L239 31V30H241ZM18 29H19V30H18ZM31 29H32L34 32H29V30L32 31ZM35 29L37 30V33L41 32V29H42L44 32L42 31L43 33L41 32V35H43V34H44V35H43V36H40V34L37 35V33H35V32H36ZM53 29H54V30H53ZM57 29L62 30V32H60V30H59L60 35L63 34V35H61V39H59V37H58V36H60V35L57 34V33H58V32H57V31H58ZM63 29H64V30H63ZM72 29H71V30H72ZM194 29H195V28H194ZM218 29H219V30H218ZM221 29H222V32L220 31ZM238 29H239V30H238ZM244 29H245V33L247 32L248 37H250V36L252 35L251 38H253V36H254V38H253L254 40L251 39V40H252V41H251L250 38H249V39L247 38L248 40H247V39H244L245 36L247 37V35H244V34H245V33H244ZM247 29H250L251 31H250V30H247ZM142 30H143V29H142ZM147 30H148V29H147ZM175 30H176V31H175ZM246 30H247V31H246ZM16 31H17V33H16ZM23 31L25 32V34H24ZM27 31L29 32V35L31 34V35H30L31 37L28 35ZM38 31H39V32H38ZM45 31H46V32H45ZM63 31H65V32H69V33L71 34V36H70V35H67V37H69V38H65V37H66V34H69V33H64ZM75 31H76V32L79 31L78 33L82 32L83 34L80 33V34L82 35V38H81V35H80L79 37H77L79 34H77ZM89 31L92 32V35H91V32H89ZM145 31H146V30H145V28H144V32H145ZM187 31H189V32L186 34ZM196 31L194 30V32H193V33L191 32L192 34H190V35H193V34L195 33L194 36H197L198 34L196 35ZM237 31H238L239 33H238ZM248 31H249V32H248ZM18 32H19V33H18ZM20 32H21L22 36H21ZM56 32H57V33H56ZM71 32H73V33L75 32V34H73V33H71ZM99 32H100V33H99ZM106 32L108 33V35H107ZM115 32H114V33H115ZM146 32L148 33L149 30L146 31ZM152 32H153V31H151V33H152ZM34 33H35V34H34ZM49 33H50V34H49ZM53 33H54V34H53ZM86 33H89V35L86 34ZM98 33H99V34H98ZM178 33H179V32H178ZM180 33H179V35H180ZM182 33H183V34H182ZM221 33L224 34V35L222 36ZM232 33H233V34H232ZM234 33H235V34H234ZM241 33H242V34H241ZM45 34H46V35H45ZM85 34H86V35H85ZM93 34H96V35H93ZM111 34H112V33H111ZM145 34H146V33H145ZM149 34H150V33H148L147 35H149ZM167 34H168V36L171 34V35L169 36V38H170L171 40H172L173 38H175V39L177 40V37H179V38H178V42H180L181 45H180V44H176V43H174V41L172 42L170 39H168V38H167ZM237 34H238V35H237ZM26 35H28V36H26ZM48 35L51 36L50 39H52V37H54L55 35H58V36H55L56 38L58 37V38H57V39H58V43H57V41H55V38L53 39L54 42H53V40H50ZM72 35H74V36L72 37ZM83 35L85 36V38H83V37H84ZM99 35H100L101 37H100ZM172 35H173V36H172ZM239 35L242 37V39H244V41L247 42V44H246V42L242 41V39L240 38ZM242 35H243V36H242ZM249 35H250V36H249ZM23 36H24V37H23ZM25 36H26L27 38H25ZM32 36H36V38L34 37V38H35V39H34ZM45 36H48V38L45 37ZM62 36H63V37L65 36V37L63 38ZM86 36H87V37H91V36L93 37V36H94V37H93V38H90V39L88 38V41H87V40H85V39H87ZM95 36H97V37H99V38H101V39H99V38H97V37H95ZM163 36H164V38H163ZM221 36H222V37H221ZM224 36H227L228 38H227V37L225 38ZM229 36H230L231 38H230ZM236 36H237V38H235ZM18 37H19V38H18ZM20 37L22 38V42L18 41V40H21ZM29 37H30V40H31V41L29 40ZM39 37H40V38H39ZM43 37L46 38V39L43 40V44H44V43H47V45L45 44V46H44V45H42V46H37V45H39L40 43L42 44V42H41V41H42L41 38L43 39ZM76 37H77V38H76ZM172 37H173V38H172ZM192 37H193V36H192ZM238 37L241 39V44H242L241 46H240V44H238V45H239L240 47H243V50H244L245 48H247L246 51H248V52H244V51L242 50V48H240V47H239V48H236V47H238V45L235 44V43H240V42H238V40H239ZM246 37H245V38H246ZM74 38H75V39H74ZM183 38H184V41H182ZM193 38H194V37H193ZM193 38H192V39H193ZM216 38H218V39H216ZM220 38H221V39H220ZM223 38H225V39H223ZM23 39H24L25 41H23ZM36 39H37V40H36ZM47 39L50 41V43H49V41H48ZM67 39H70L71 41H70V40L68 41ZM73 39H74L75 42L73 41ZM163 39H164V41H163ZM175 39H173V40H175ZM179 39H180V41H179ZM192 39H191V40H192ZM219 39L221 40V41H217L219 44H220L221 42L223 43L222 40H226V43H223V44H224V45H223L224 47H223L221 44L219 45L218 43H216V40H219ZM227 39H228V40H227ZM235 39H236V40L238 39V40L236 41ZM32 40H33V41H32ZM45 40H46V42H45ZM62 40H65V42L62 41ZM97 40H99V42H98L96 45H98V44H99V45H102V46L104 45V46H107V48H106V47H103V48L106 49V50H105V49L102 48V46H97V47H98V48H97V51H98V52H101V51L98 50V49L101 48V49H102V52H101V54L99 53L100 55H98V58L96 57L97 55L95 56V57H96V58H95L96 60L99 59V60H97V63H96V62L93 63V60H91V58H90V60H91L92 63H93V65H92L93 67L90 66V62H91V61H90V62H88L89 60L87 61L88 58H87L86 55H85L86 53L83 55V56H85V59L83 58V59L81 60V58H82L83 56L80 57V59H76L77 56H78V58H79V56H81V52H82V50H88V49H85V48H87V47L89 48V47L91 46V47H94V48H93L94 50H96V48H95V47H96V46H95V43H96ZM160 40H162V41L160 42ZM186 40H187V41H186ZM212 40L215 41V42H214V45H213V41H212ZM249 40L251 41L250 44L248 43ZM34 41H35V43H34ZM37 41H38V42H37ZM60 41H61L62 43H63V42L66 43V44H64V43L62 44ZM81 41H82V42H85V44L82 43ZM92 41H94L95 43L92 42ZM167 41H168V45L171 46V48H168V47H169L168 45H167L168 47L165 46L166 43H167ZM227 41H228V42H227ZM231 41L233 42V44H234L236 47H235L234 45H232V42H231ZM234 41H236V42L234 43ZM260 41H261V42H260ZM24 42H25V43L28 42V44L26 43V44H27V45H26V44H24ZM32 42H33V43H32ZM59 42H60V44H59ZM78 42H79V43L81 42L80 44L84 46V47L82 46V48H83L82 50H81V46L78 45V44H79ZM89 42H90V43H89ZM162 42H164V43H162ZM165 42H166V43H165ZM178 42H177V43H178ZM181 42H182V43H181ZM229 42L231 43L230 47H228V46H229V45H228ZM242 42H243L245 45H247V47L244 48L245 45L243 46V43H242ZM17 43H18V44H17ZM21 43L24 44L25 47H26L27 49L24 47V45H21ZM31 43L34 44L35 46L32 45ZM36 43H37V44H36ZM51 43H52V47H53V48L51 47ZM56 43L58 44V45H57L58 48H57V46H56ZM67 43H71V44H69V45H70V48H68L69 46H68ZM74 43H76V45H74ZM101 43H102V44H101ZM108 43H109V42H108ZM156 43H157V44H156ZM171 43H173V45L175 44L176 46L178 45V46H177L178 48H177V47L173 48V45H171ZM230 43H229V44H230ZM13 44H14V46L17 44V45L15 46L17 49H14L15 47L13 46ZM19 44H20V45H19ZM41 44H40V45H41ZM87 44H88V46H87ZM90 44H92V45L94 44V45L92 46V45H90ZM161 44H162V45H161ZM164 44H165V45H164ZM182 44H183V45H182ZM185 44H186V45H185ZM217 44H218V47H219V48L222 47L223 49H222V48L219 49V48L216 46ZM226 44H227V45H226ZM30 45H32V46H30ZM60 45H62L63 48H62V46L60 47ZM64 45H66V46H68V47L65 48ZM89 45H90V46H89ZM156 45H157V46H156ZM159 45H160V47H159ZM184 45H185V46H184ZM261 45H263V42L261 43ZM28 46H29L30 48H28ZM54 46H56V47H54ZM72 46H73V47H72ZM161 46H163V47L165 46V48H163V47H161ZM179 46H180V48H182V51H181V53L177 56V54H178L179 51H180ZM11 47H14V48H11ZM18 47H19V48L21 47V50H20ZM22 47H24V48H22ZM38 47H41V48H38ZM42 47H43L44 51H46L45 53H42L44 56L41 54V52H43ZM49 47H50L52 50H51ZM74 47H76V49H74ZM99 47H100V48H99ZM152 47H153L154 49H153ZM156 47H159L160 49H158V48H156ZM225 47H226L227 49L230 48V49L232 50V52L230 53L231 50L229 49V50H228V53H227V49H226ZM231 47H233V48L235 47L236 49H233V48H231ZM31 48H32V49H31ZM45 48H46V49H45ZM59 48H62L63 50L61 51ZM67 48H68V49H67ZM71 48L74 49V51H75V50H76V51H79V50H80L81 52H80V51H79L80 53L75 52V53H78V55L75 54V56H74V55H73V54H74V53H73L74 51H73ZM155 48H156V49H155ZM161 48H163V50L165 49V51H164V52L162 51V53L160 52V51H161ZM224 48H225V49H224ZM8 49H11L10 51L12 52L13 56H15V58L18 57V56H16V55H19V57H18L17 60H16V62H18V64L15 62V60H14L15 58H14L13 56H11L12 54H11V52L9 53V50H8ZM22 49L26 50V52L23 50V51H24V53H23ZM28 49H30L33 53L29 50V53H32V54H29V53H28ZM33 49H38V50H37V51L35 50V51H36V52H35V51H33ZM40 49H41V50H40ZM56 49H58V50H56ZM65 49H66V50H65ZM70 49H71V50H70ZM101 49H100V50H101ZM151 49H153L152 52L155 50L154 52H156V54H158V55H155V53H154V55H153V54L151 53ZM167 49H168V51H167ZM169 49H170V50L172 49V51H170ZM174 49H175V51H173ZM184 49H185V48H184ZM210 49H211V50H210ZM238 49H239V50H238ZM253 49H254V50H253ZM14 50H15V51H14ZM18 50H19V51H18ZM39 50H40L41 52H40ZM53 50H54V52H53ZM89 50H90V54H89L90 56L93 55V54L95 55V53H93V52H92L93 54H91V50H92V48H89ZM89 50H88V51H89ZM94 50H92V51H94ZM103 50L106 52L105 54H103V53H104ZM156 50H157V51L159 50V51L157 52ZM176 50L178 51V53H177ZM223 50H224V51L226 50V51H225L226 53L223 52ZM240 50H241V52H240ZM6 51H7V54H6ZM13 51H14V52H13ZM20 51H22L23 54H26L25 56H26L27 58H26V57H25V58H26L27 60H29V61H30L31 58L28 57L27 54L30 55V56H33V60H34V61H32V59H31V62L34 63V64H31V63H30L29 61H27V60H26V61H27V62H26V61L24 60V59H25L24 56L22 55V53H21ZM49 51L53 52L54 55H55V54H56V55L54 56L53 53H52L53 56H51V53H50ZM56 51H57V52H56ZM59 51H60V52H59ZM65 51H66V52H67V51H68V52L70 51L69 53H70L72 56H71L68 52H67V53H68V54H67ZM71 51H72L73 54L71 53ZM169 51H170V54H168ZM210 51H211L212 53H210ZM238 51H239V52H238ZM242 51H243V52H242ZM254 51H255V52L258 51V52H256V54H257L256 56L253 55V54L255 53ZM261 51H262V52H261ZM4 52H5V53H4ZM19 52H20V54H19ZM38 52L40 53V55H39ZM63 52H65L66 54L63 53ZM84 52H85V51H84ZM84 52H82V53H84ZM94 52H96V51H94ZM98 52H96V54H98ZM172 52L175 53L176 55H175V54L172 55ZM233 52H234V54H232ZM2 53H4V54L2 55ZM37 53H38V54H37ZM57 53H58V54H57ZM60 53H61V55H60V57H59V54H60ZM159 53H161V54L159 55ZM183 53H184V52H183ZM209 53H210L213 57H212ZM237 53H239V54H243V57H242V55L240 56V57H242V59L239 57V54H237ZM249 53H250L251 55H249ZM259 53H260V54H259ZM261 53H262V54H261ZM8 54H11V55H8ZM14 54H16V55H14ZM33 54H34V55H33ZM206 54H207V55H206ZM227 54H229L230 56L227 55ZM235 54H236V55H235ZM4 55H6V57H4ZM21 55H22V59L24 58L23 60L25 61V64L27 63V66H26V65L24 66V64H20V63H19V61L21 62ZM49 55H50V56H49ZM57 55H58V56H57ZM68 55H69V56H68ZM94 55H93L92 59L94 58ZM147 55H148V56H147ZM152 55L154 56V59H153ZM168 55H169V57L172 55V56L175 57V58H173V57L171 58V57H170L171 59H169ZM174 55H175V56H174ZM182 55H184V54H182ZM208 55H209V56H208ZM232 55H235V56H232ZM2 56H3L4 58H3ZM8 56H9V57H8ZM38 56H39V57H38ZM47 56H48V57H47ZM142 56L144 57L143 59H142ZM156 56L158 57L157 59H158V60H161L162 63H163L164 60H166V61H164V62H167V63H168V62L170 63V61H171L172 63H170V64L168 63L169 65H172V64L174 63V60H175L176 62H177V60H179V61H178L177 64H176V62H175V64H176L175 67H174V64H173V67H174V68L170 66V67H171V70H170L169 67H168V64H167V63H163L164 65L161 66L162 63H160V61H159V64H157L156 62H157L158 60L156 59ZM159 56H160V57H159ZM202 56H203V57L205 56L206 58H207V56H208V58L205 59V57L203 58ZM210 56L213 58L212 60H213V61L215 60V61L213 62L212 60H210V61H212V62L209 61L208 64H206V65H209V64H211V63H213V65H211V66L209 65L210 68H209L208 66H206V65H203V66L201 67L200 65H201L203 62H204V64H205V63H207V60H208V59H211ZM253 56H254V57H253ZM258 56L260 57V58H259L260 61H261V59H262V61H263V62H260V61H259L260 64H261V66H260V64H257L258 61H257V63H256V61H255L256 64L254 63V60H257V59H258ZM7 57H8V59H6ZM45 57H46L47 59H46ZM52 57L54 58L55 61L52 60V59H53ZM57 57H58L59 59H61V61H58L59 59H58ZM62 57H63V58H64V57L67 58V60H65V58L62 60ZM145 57H146V58H145ZM149 57L152 58V59H151V58H150V59H151L153 62H154V60H156V61L154 62L155 64H153V63H152L153 65L151 64L152 66H150V63H151L152 61L148 59ZM164 57H165V58L168 57V58L165 59ZM201 57H202V59H201ZM214 57H215V59H214ZM219 57H218V58H219ZM231 57H232V61L230 60ZM234 57H236V58H234ZM251 57H253V60H251V59H252ZM256 57H257V59H254V58H256ZM2 58L5 59V60H3ZM19 58H20V59H19ZM41 58H42V59H41ZM49 58L51 59V61H49V60H50ZM86 58H87V59H86ZM176 58H177V60H176ZM229 58H230V59H229ZM238 58H239V59H238ZM18 59H19V60H18ZM48 59H49V60H48ZM56 59H57V61H56ZM75 59L78 61V63H77V61H75ZM145 59H147V60H145ZM162 59H164V60H162ZM168 59H169V61H168ZM203 59H204V60H203ZM259 59H258V60H259ZM6 60H8V62H7ZM40 60H41L42 62H40ZM44 60H47L48 62L46 61V62H47V63H46ZM64 60H65V61H64ZM191 60H192V61H191ZM205 60H206V62H205ZM237 60H238V61H237ZM24 61H22L21 63H24ZM35 61H36V62H35ZM53 61H54L55 63H54ZM81 61H82L83 63H82ZM94 61H95V60H94ZM190 61H191V62H190ZM220 61H221L223 64H225V65H223ZM234 61H235V62H234ZM250 61H253V62H250ZM2 62H3V63H2ZM5 62H7L6 65H8V66L5 65ZM14 62H15L16 64H15ZM28 62H29L31 65H33V67H35V66H36V67L33 69L32 66H31L30 64L28 65ZM49 62H50V63H49ZM51 62H53V63L51 64ZM80 62H81V63H80ZM87 62H88L89 64H87ZM216 62H218L219 65H221V67H222V66L224 67V69H223V67H222L223 70H221V72H220V77H222V75H223L222 73H223V72L226 74V71H227V70H231V69H232V70H231V71H228V72H230V73L227 72L228 74H226V75L224 74L225 77L220 78L219 75H218V73H219L221 67H219V66H218V63L216 64ZM238 62H239V63H238ZM248 62H250V63H248ZM61 63H68V65H67V64H66V65L63 64V65H65V66H67V67L69 66V69H68L67 67L65 68V66H64V68H63L62 71L66 70V71H64L65 74H66V72H69L70 70H71L70 72H73L75 69H76V72H73V73H71V74H69V73H70V72H69V73H67V74L65 75V74H63L62 71H61L60 75L58 76V75L56 74L57 71H55V70H53V69H56V67L58 68V67H59V64H61ZM69 63H71L72 65L69 64ZM85 63L89 66V68H88V66H87V68H86V64H85ZM148 63H149V64H148ZM190 63H191V64L193 63V64L191 65V66H193V67H194L196 64H198V65L200 66L199 68L197 67V65L195 66V67L198 69L197 72H199V71L201 72V70H203L204 67H205V68L207 67V69H209V70L204 69L203 71L206 72L205 70H207V72H206L205 74H207L206 76L208 77V79L210 78V80H209V81H210V84H208V83L205 81L207 78H206L205 80L200 81V82H204V84L198 82L199 80L196 79V78H198V77L195 78L194 76H195V75H196V76H199L198 79H200V78H201L200 75H202L203 73L201 74V73L199 72L198 75H197V72H195L197 69H196V68H193V67H191V70H192V71H191V70H190ZM194 63H195V64H194ZM233 63H235V64L233 65ZM247 63H248V64H247ZM14 64L16 65V66H14V68H16L17 66H18V67H17L16 69L13 68V70H12V67H13ZM83 64H85V68L82 67V66H84ZM147 64L149 65V70H148V65H147ZM166 64H167V65H166ZM215 64H216L219 68L216 67ZM229 64H230V65H229ZM251 64H254V66L251 65ZM20 65H21V66H20ZM43 65H44V66H43ZM51 65H52V66L54 65L55 68H54V66H53V69H51ZM61 65H62V64H61ZM61 65H60V66H61ZM63 65H62V66H63ZM70 65H71L72 67H71ZM154 65H157V66L160 65L161 67L159 66L158 68L155 69L154 67H156V66H154ZM165 65H166V66H165ZM177 65H178V66H177ZM214 65H215V68H216V73L218 72L217 74L215 73V70H214L215 68L212 69V68L214 67ZM232 65H233V66H232ZM5 66H6V67H5ZM29 66H30V67H29ZM38 66H39V67H38ZM46 66H48V67L50 66V69H49L48 67H46ZM76 66H77V67H76ZM138 66H139V69H138ZM145 66H146V67H145ZM212 66H213V67H212ZM225 66H226L227 68H226ZM231 66H232L233 68H232ZM249 66H253L252 68H254V69H251V67H249ZM255 66H256V70H255ZM258 66H259V67H258ZM4 67L8 70L7 73H6ZM43 67H45V69H44ZM90 67L92 68L91 70H89ZM94 67H96V68L94 69V70H96V71H93V68H94ZM132 67H133V68H132ZM150 67L153 68L155 71H153V69H150ZM163 67H164L163 70L166 69V72H167V73H166V72L164 71L165 75L162 73L163 71L161 70ZM166 67H167V68H166ZM230 67H231V68H230ZM3 68H4V70H2ZM36 68H37V69H36ZM78 68H79V69H78ZM82 68H84V69H82ZM135 68H137L139 71H141L140 73H142V72H143V73L140 74L138 70H136V71H137V72H136V71H135ZM160 68H161V69H160ZM175 68L183 70V72L181 71V73H182L183 76L187 77L186 80H185V79H182L183 76H181L180 70L177 71V69L175 70ZM201 68H203V69H201ZM228 68H230V69H228ZM234 68H235V69H234ZM243 68H244V69H243ZM257 68H258V69H257ZM42 69H44V70L48 69V71H49V70H50V71L48 72L47 70L44 71V70H42ZM77 69H78V70H77ZM129 69H131V71H130ZM158 69H159V71H160L161 73L158 71ZM167 69H169V70L167 71ZM194 69H196V70H194ZM199 69H200V70H199ZM210 69H212L214 72H213L212 70H210ZM217 69H219V70L217 71ZM233 69H234V70H233ZM246 69H247V70H246ZM248 69H250V71H248ZM41 70L44 71V72H42ZM51 70H53V71H51ZM67 70H68V71H67ZM72 70H73V71H72ZM132 70H133V72H132ZM150 70H151V73H152V74H154V72H155V74L153 75L155 79L153 78L152 75H150V74H151V73H149ZM173 70L177 71V73H176L175 71H173ZM189 70H190V74H189ZM243 70H244V71H243ZM252 70H253V71H252ZM258 70H259V71H258ZM18 71H19V72H18ZM23 71H24L25 75H24ZM25 71H26V72H25ZM28 71H29V72H28ZM36 71H37V72H36ZM80 71H81V72L84 71V72L81 73ZM122 71H123V72H122ZM144 71H145V72H144ZM157 71H158V76L162 77V80H163V81H164V80H168V79H165L166 77L163 79V77L169 75L170 80H168L167 83H166V81H165V83L167 84V88H168V89L165 88V87H166V84H165L164 82L162 83V80L160 79V77H158L159 79L156 80V78H157ZM172 71H173V72H172ZM203 71H202V72H203ZM209 71H210V72H209ZM232 71H233V72H232ZM239 71H240V72H239ZM241 71H242V73H241ZM251 71H252V72H251ZM20 72H21L22 77L20 76ZM27 72H28V73H27ZM40 72H41V73H40ZM45 72H46V75H48V76H50L49 74H50V72H52V73H51L52 76H53V73H54V76H55V74H56V77H53V78L49 77V78H46V77H44ZM77 72H78V73H77ZM89 72H87V73L89 74ZM130 72H131V73H130ZM169 72H170V74H171V73H172V74L175 73V74H174L175 76L172 75V76L170 77V74H168ZM178 72H179V73H178ZM184 72H185V74H183ZM212 72H213V74H214V75L212 74L214 77L217 75V77H215L216 79L219 77L220 79H222V80L224 81V83H222V82H223L222 80H219V81H218L219 78L217 79L218 82H216V80H214L215 78L211 77L212 75H211L210 73H212ZM243 72H244V74H245V73H246V74L243 75V76L240 75V76H241L240 78L237 77L239 74H243ZM250 72H251V73H250ZM13 73H14L15 75H16V73H18V74H17V76H14ZM26 73H27V74L30 73V74H29V75H26ZM39 73H40V75H39ZM43 73H44V74H43ZM47 73H48V74H47ZM74 73H77V75H79V73H80V75H82L83 78H82V77L80 78V76L78 77V76L75 75ZM83 73H84V76L87 78L86 80L84 79L85 77L83 76ZM87 73H86V74H87ZM132 73H133V74H132ZM134 73H135V74H136V73L138 74V78H136L137 74L135 75ZM144 73H145V74H144ZM146 73H147L148 75H150V76H149L150 78L148 77L149 80H148L147 77H145V76H147ZM159 73H160L161 75H160ZM193 73H194V75H193ZM208 73H209V74H208ZM11 74H12L14 77H13ZM32 74H33V76H32ZM41 74H42L43 76H41ZM72 74H73V75H72ZM95 74H93V76H94ZM176 74H177V75L180 74L181 78H180V79H179V78L176 79V78L178 77ZM215 74H216V75H215ZM221 74H222V75H221ZM233 74H234V75H233ZM237 74H238V75H237ZM3 75H4V76H3ZM35 75H36V78H35ZM46 75H45V76H46ZM117 75H118V76H117ZM123 75H124L125 78L122 77ZM143 75H144V76H143ZM155 75H156V77H155ZM163 75H164V76H163ZM190 75H191V76H190ZM209 75H210V76H209ZM231 75L234 76V77L232 78ZM247 75H248V76H247ZM7 76H8V77H7ZM24 76H25L26 78H25ZM27 76L29 77V80H32V82H34L33 84H34L35 86H36L35 83H37V86H36V87L32 86L31 81H27V80H28ZM39 76H40V77H39ZM88 76H90V75H88ZM93 76H90V78H91L92 80H93ZM119 76H120L121 81H122V79H123L122 83H121V81L118 79ZM126 76H127V77H126ZM133 76H134V77H133ZM140 76H141V77L143 76L142 79H141ZM180 76H179V77H180ZM189 76H190V78H188ZM192 76H193V77H192ZM206 76H205V77H206ZM226 76H228V77L226 78ZM252 76H253V77H252ZM76 77L81 79V80H80V79H78V80L76 79V80H77L78 82H80V83H78L77 81H74V78H76ZM114 77H117V80H119L120 82L117 81ZM144 77H145V80L147 79V80L150 82L151 86H150L149 82L146 83L147 85H146L145 83H143V81H144V80H143ZM167 77H168V76H167ZM185 77H184V78H185ZM205 77H202V79H204ZM229 77H230V79H229ZM235 77H236V81H237V82L235 81ZM243 77H246V78L243 79ZM2 78H3V79H2ZM15 78H16V79H15ZM17 78H18V79H17ZM21 78H22V79H21ZM30 78H31V79H30ZM57 78H59L58 80L61 79L60 82H62V80H64V79H65V82L68 80V81H69V82H68L69 85H71V86H69L68 83H67L68 87L76 88L75 90H77V92L75 91V93H74V91H73L74 89H72V88L70 89V88H68V87H67L68 89L65 87V90L63 91V93H60V95L58 94L59 97H58V95H57L56 93H53V92H52V94H51V93L45 92L47 86L45 87V85H43L42 83H40L41 80L44 79V80L47 81V82L49 81L48 83L50 84V83H55V80H57ZM134 78H136V80H135ZM151 78H153L152 80H155V81H153V83H155V84L152 83ZM211 78H212V79H211ZM225 78H226V80H228V81H229V80L235 81V82H232V84H234V85H232V84L230 83L231 81H229V83H227V81L225 80ZM241 78H242L243 81L241 80ZM248 78H249V79H248ZM14 79H15V80H14ZM23 79H24V80H23ZM54 79H55V80H54ZM83 79H84V81H86L85 84H87V85H86V86H87V89H86V86H83V87H85V88L82 87V85H83L84 83H83V82L81 83V81H82ZM130 79H131V80H130ZM138 79H139V80L141 79V80L139 81ZM173 79H174V80H173ZM189 79H190L191 81H190ZM192 79H193V82L197 80V84L200 83V86H199V85H198V86H197V85L194 86V87L197 88V90H196V89L194 90V89H193L194 87L191 88V87L193 86V84L195 83V82L192 83ZM195 79H196V80H195ZM247 79H248V80H247ZM39 80H40V81H39ZM58 80H57V81H58ZM71 80L74 81L73 83L75 84V87H74V85H73L72 83H70V82H72ZM87 80H88V82H87ZM92 80H91V83H92ZM134 80H135V81H134ZM147 80H146V81H147ZM175 80H177V81L182 80V82L180 81L181 84H180V82L177 83V81H176V83H175V82H174ZM211 80H213V81H211ZM240 80H241V81H240ZM244 80H245L246 83L244 82ZM246 80L248 81V83H247ZM251 80H253V81H251ZM4 81H5V82H4ZM13 81H14V82H13ZM116 81H117V83H116ZM130 81H131V82H130ZM138 81H139V82H138ZM146 81H145V82H146ZM158 81H159V83H158ZM169 81H170V82H169ZM183 81H184L185 83H187V85H186V84H184V85H186V86H188V88H190L189 91H187V90H188L187 87H186V88L184 87L185 89H183V85H182V84H183ZM187 81H188L189 83H190V82L192 83V84L190 83V84H191L190 87H189V83H188ZM225 81H226V83L228 84V85H227L228 87H229V84L231 85L230 88H229V90H228V92L226 91V87H225V89H222V88H221L223 85L226 86V85H225ZM239 81H240V83H239ZM249 81H250V82H249ZM24 82H23V83H24ZM38 82H39V83H38ZM134 82H135V84H134ZM140 82H141V83H140ZM205 82H206L208 85L205 84ZM213 82H214V84L212 85ZM251 82H252V84L250 85ZM30 83H31V84H30ZM56 83H57V82H56ZM89 83H90V82H89ZM91 83H90V84H91ZM119 83H120V84H119ZM132 83H133V84H132ZM136 83H137V85H136ZM142 83H143V84H142ZM160 83H161V85L164 84V85L162 86V88L164 87L165 90H161L162 88H161ZM219 83H221V85H222V84H223V85L220 86ZM235 83H237V84H235ZM244 83H245V84H244ZM5 84H7V85L5 86ZM76 84L79 85V86L76 87ZM80 84H81V85H80ZM85 84H84V85H85ZM116 84H118V85H116ZM122 84H123V85H122ZM130 84H132V85L134 86V88H135V86H136L137 88H138V87L140 88V86H141L142 89H143V88H145V89L147 88V91H146L145 89H143V90H142V89H141V90H138L139 88H138V89L136 88V89L133 90L132 85H130ZM152 84H153V85H152ZM157 84H159V85H157ZM168 84H169V86H168ZM171 84L176 85V87H177V88H180L181 90H180V89H179V90L176 89V87H175V86L173 87ZM177 84H179V85H177ZM217 84H219V85H217ZM242 84H243L244 86H243ZM27 85H28V86H27ZM29 85H30V86H29ZM39 85H40V86H39ZM156 85H157V86H156ZM170 85H171V86H170ZM202 85H203L204 87L206 86V89L208 88L209 85H212V86H209V88H210V87L212 88L214 85H216V86H214L211 90H210V89H207V90H206V93H207V91L209 90L208 93H209V94L211 93L213 96H212V95L208 96V95H209L208 93H207V95H206V94H205V89H204V90H201V92H200L199 89L202 87ZM246 85H247V87H246ZM248 85H250V86H248ZM2 86H1V87H2ZM31 86H32V88H30ZM120 86H122V88H121ZM130 86H131V87H130ZM154 86H156V87H154ZM219 86H220V87H219ZM232 86L234 87V90H235L236 92L233 90V87H232ZM242 86H243V87H242ZM13 87H16L18 90H17L16 88H13ZM43 87H44L45 89H44ZM78 87H80V90H79V91H81V90L83 89V92H84L85 94H81L82 91H81L80 93H78V89H77ZM108 87H109V85H108ZM108 87H107V88H108ZM148 87H150L151 90H150ZM152 87H154V89H153ZM157 87H158V88H157ZM159 87H160L161 89H160ZM170 87H173V88H172V89H173L172 91H171ZM198 87H199V88H198ZM216 87H219V89L217 90ZM231 87H232V88H231ZM237 87H238L239 90H237ZM28 88L30 89V92H29V89H28ZM42 88H43V89H42ZM81 88H82V89H81ZM119 88H120V89H119ZM156 88H157V89H160V90H161L160 93H162V94L158 93L159 90L157 91ZM174 88H175V89H174ZM214 88H216V89H214ZM220 88H221V89H220ZM223 88H224V87H223ZM251 88H253V86H252ZM14 89H15L16 92L14 91ZM27 89H28V90H27ZM39 89H40L41 91L44 90L43 93H41V91L39 92ZM69 89H70L71 91H70ZM84 89H86V90H84ZM108 89H109V88H108ZM121 89H122V90H121ZM123 89H125V91L129 94L128 96H127V94H126L127 99H126V96L124 95L125 93H124V90H123ZM131 89H132V90H131ZM155 89H156V92L154 93ZM186 89H187V90H186ZM192 89H193L197 94H196ZM213 89H214V90H213ZM227 89H228V88H227ZM230 89H231V90H230ZM245 89H246V90H245ZM47 90H48V89H47ZM47 90H46V91H47ZM100 90H98V91H100ZM106 90H107V89H106ZM106 90H105V91H106ZM144 90H145V91H144ZM148 90H149V91H148ZM176 90H178V91H177V93L175 94L174 92H176ZM182 90H186L187 92H185V91L182 92ZM215 90H217V91H215ZM219 90H220V91H219ZM48 91H49V90H48ZM66 91H67V92H66ZM72 91H73V94H72ZM132 91H133V93H132ZM134 91H135V92H134ZM137 91H138V94H137ZM140 91H141V93H139ZM150 91H151V92H150ZM162 91H163V92H162ZM191 91H192V95H191L192 97H191V98H188V100H186V102H185V101H183V102L181 101L182 99L185 100L184 97L179 99V101L181 102V103H180L181 106L178 104L179 102H178L177 104L175 103V102L177 101L176 98H178L179 96H181L182 93H183V94H186V93L191 92ZM197 91H198V92H197ZM213 91L216 92V94L218 93L219 95H218V94L215 95V93H214ZM231 91L235 92L234 95H232L233 92H231ZM237 91H238V93H237ZM68 92H69V94L71 93V95H67ZM87 92H88V91H87ZM121 92H122V93H121ZM142 92H144V95L142 94ZM145 92H146V93H145ZM152 92H153V94H152ZM164 92H165V93H164ZM178 92L180 93V95H179ZM220 92H222L223 95L220 94ZM225 92H227V93H225ZM230 92H231V93H230ZM27 93H28V94H27ZM40 93H41V95H40ZM104 93H105V92H104ZM135 93H136L137 95H136ZM156 93H157V94H156ZM170 93L173 94V97H174L175 99L172 97V94H170ZM194 93H195L196 95H199V94L201 93L199 96L201 97V95H202V98H200L199 96H194V95H195ZM21 94H23V95H21ZM42 94H43V95H42ZM46 94H47V95H46ZM139 94H142V95L140 96ZM177 94H178L179 96H178ZM183 94H182V95H183ZM204 94H205V95H204ZM230 94H231L232 96H231ZM241 94H242V93H241ZM38 95H40V96H38ZM101 95H105V97H102ZM106 95H107V96H106ZM133 95H136V96H134V99H133ZM145 95H146V96L149 95V96L145 97ZM152 95H153V96H152ZM155 95H156V96H155ZM158 95H160V97H159ZM161 95H162V96H161ZM175 95H176L177 97H176ZM203 95H204V96H203ZM225 95H226L227 97H226ZM228 95H229V96H228ZM41 96H42V97H45V100H43V98L41 99V101L37 100V99H40ZM46 96H47V97L50 96L51 99H47ZM53 96H54V99H55V100H59V98H61V101L59 100L58 103H57V101H55V102H56V104H55V102H52V100L54 101V99H52ZM63 96L65 97L64 99H66V100H64V99L62 98ZM69 96H70L72 99H71ZM78 96H79V97H78ZM129 96H132V97L129 98ZM138 96L140 97V98H138V99H140L139 101H138V99H137ZM142 96L144 97L145 100H144L143 98H141ZM154 96H155V97H154ZM163 96H164V97H163ZM183 96H184V95H183ZM193 96H194V99H193ZM207 96H208V97H207ZM215 96H216V98H215ZM217 96H219V97H217ZM220 96H221V97L223 96L224 99H222ZM96 97H99V98L102 97L103 99H102V98H100V99H96ZM148 97H150V98H151V97H154V98L147 99ZM158 97H159L160 99H159ZM171 97H172V98H171ZM181 97H182V96H181ZM196 97H197L198 99H197ZM206 97H207V100H206ZM210 97L212 98V100L210 99ZM229 97H231V100H230ZM20 98H21V100H23V101H21ZM32 98H35L36 101H35L34 99H32ZM69 98H70V99H69ZM118 98H117V99H118ZM128 98H129V99L132 98L131 101L129 100L130 102H132V104H130V103L127 102V101H128ZM156 98H158V99L160 100V101L158 100L159 102L157 101V102L159 103L160 106H162V105L164 104V106L161 107L162 109H160V111H158L159 108H160V106L158 107V103H156V105H157V106H156V105H155V101H154V102L152 101V100H155ZM162 98H163V100H162L163 102L161 101ZM203 98H205V99H203ZM213 98H214V99H213ZM219 98H221L222 100H224V102H223V101H220L221 104L217 103V102L219 101V100L217 101V99H219ZM227 98H228V99H227ZM28 99H30V100H28ZM46 99H47V100H46ZM68 99H69V100H72L73 102H72V101L70 102ZM79 99H80V100H79ZM119 99H118V100H119ZM171 99H174V103H173V100L171 101ZM196 99H197V100H196ZM202 99H203L204 101H203ZM208 99H209V100H208ZM221 99H220V100H221ZM225 99H226L227 101H226ZM49 100L51 101L50 103H53L52 105L55 106V107L53 106V108H55V109H53V108H51L52 105H49V107H50L53 111H52L51 109H49V107H48L49 110L47 109V107H46V110H45V108L43 109L44 104H45V106L48 105V104H50V103H48ZM76 100H77V101H76ZM98 100H99L100 102H99ZM105 100H104V102H106ZM109 100H110V102H111L113 105H110ZM133 100H137V102H139L138 105H137V102H136V101H135L136 103H135V102L133 103ZM141 100H142V103H141ZM143 100H144V101H143ZM147 100L152 101L154 104H153V103L150 104L151 102H150V101H147ZM164 100H165V101H164ZM189 100H190V102H191L190 104L188 103ZM191 100H192L194 103L197 102V101L199 100V103L197 102V104H198V105L200 104L202 107L204 106V110H203L202 107L198 106L197 104H195V106H194V103L192 104V101H191ZM229 100H230V101H229ZM43 101H46L47 103L45 102V103L43 104ZM64 101H65V102H64ZM66 101H67V103H66ZM87 101H88V102H87ZM119 101H120V100H119ZM119 101H118V103H119ZM168 101H171L170 103H173V104H175V105H177V106L179 105V106H178L179 108L177 107V110H176V109H173V108H175L176 106L170 104ZM187 101H188V102H187ZM201 101H202V102H201ZM21 102H22L23 106L21 105V107H19L20 105L18 106V103H21ZM23 102H24V103H23ZM39 102H40V103H39ZM60 102H62L61 104H66V105H64V107H67V106L69 107V108H67V110L64 109L63 107H61V108L63 109V111L65 110L64 113L61 112L62 109H61V111H60ZM68 102L74 104V106L72 105V106L70 107V104L68 105ZM74 102H75V103H74ZM80 102H79V103H80ZM145 102H148V103H145ZM166 102L170 104V107H172V109H169V108H168V105H169V104H166ZM184 102H185V104H184ZM209 102H210L211 104H210ZM215 102H216V103H215ZM37 103L40 104V105H39V110H40V112H39V110H38V104H37ZM79 103H78V106H79ZM108 103H109L110 106L108 105ZM140 103H141L142 106L140 105V107H139V104H140ZM143 103L146 104V105H144L145 107L143 106ZM187 103H188L189 105H188ZM201 103H203V104H201ZM32 104H33V105H32ZM87 104H88V105H87ZM104 104H105V103H103V105H104ZM120 104H118V105H120ZM128 104H130V105L128 106ZM186 104H187V105H186ZM205 104H206V105H205ZM207 104H208V105H207ZM216 104H217V106H218V104H219V108H220V109H218V107L216 106ZM16 105H17V106H16ZM30 105L33 106V107L30 108ZM57 105H59V107H58V111H57V112H58V113H61V114L63 113L64 116H62V115H58L59 117L56 118V117H57L56 114H58V113L56 112ZM85 105H86V107H85ZM96 105H97V106H96ZM105 105H106V104H105ZM118 105H117V107H118ZM147 105H149V108H150V109L146 107ZM153 105L156 106L158 109H157V108L155 109V107H154ZM171 105H172V106H171ZM182 105H183V106L186 105L187 107H184L185 109L182 110V109H180V108H182ZM196 105H197L198 107H197ZM210 105H211V108H208V107H210ZM36 106H37V107H36ZM87 106H88V107H87ZM150 106H151V107H150ZM174 106H175V107H174ZM188 106H190V107L188 108ZM205 106H207V108H206ZM215 106H216V107H215ZM221 106H222V107H221ZM17 107H18V108H17ZM89 107H90L91 109H90ZM101 107H103L102 109L106 108V110H105V109H104V110H105V111L108 110V111L105 112V111L103 110V111L105 112V113H104L103 111H101V109H100ZM117 107H116V108H117ZM128 107H131L132 109H131V108H128ZM142 107H143V108H146L147 110H146V111L143 110ZM192 107H193V109H192ZM199 107L201 108V110H200ZM21 108H22V109H21ZM32 108H33V109H32ZM75 108H76V107H75ZM75 108H74V109H75ZM87 108H88V109H87ZM138 108H142L141 111H140V110H137ZM151 108H152V109H151ZM164 108H166V109L168 108V109L171 110V111H172V110H175L176 112L179 111V112L182 113V115H181V113L177 112V114L179 113L180 115H179V114L176 115V112H175V111H174L175 113L172 112V116L175 115V117H176V118H174L175 123L178 121V123H176V125H175V130H176V128H177L176 132L180 130L178 127H180L182 131L180 130L181 132H177V134H176V132H175V130H174L173 133H175V134H174V135L171 134L172 136H170V138H168L167 141H166L165 143H163V144L158 143V146H159V148H158V146L156 145V143L158 142V138H157V136H156L157 134L155 135L154 132L157 133V131H155V130H157L156 128H158V125H160V123H161V122H160L161 119H162V121H163V119H164L166 116L168 117V114H169V116H170V111L168 110V111H169V113H168V111H167L166 109H165V110H166V111H165ZM186 108H187V109H186ZM190 108H191L192 110H191ZM194 108H196V109L194 110ZM215 108H217L216 111L214 110ZM25 109L30 110L29 112L32 114V116L29 115V114H28L29 112H28L27 110H25ZM74 109H73V111H68V113H69V114H70V113L73 114L74 112H76V110H74ZM83 109H82V110H83ZM86 109H87V110H86ZM93 109H94L93 113L96 112V114H99V113H100V115L104 114L105 116H106V114H108V116H109L111 119L108 120L107 118H109V117H108V116L104 117V115H103L101 118H100V117L98 118V117H97L98 115H96V114H94V116L96 115V116H95L96 118H95L94 116H88V115H93L92 113H91V114L88 113L89 111H92ZM179 109H180V110H179ZM197 109H199V111H198ZM206 109H208V110H206ZM210 109H211V110H210ZM50 110H51V111H50ZM113 110H115L114 113L116 112V115L113 113ZM136 110H137V111H136ZM156 110H157L158 112H162L161 115L163 114V112H165V116H164V114H163V116H162L163 118L159 117L160 114H159ZM163 110H164V111H163ZM189 110H190L191 112H190ZM202 110H203V111H202ZM209 110L211 111L210 113H209ZM218 110H219V111L221 110V111L218 112ZM47 111H48V112H47ZM59 111H60V112H59ZM78 111H77V112H78ZM110 111H111V112H110ZM142 111H143V113H142L143 115L141 114ZM144 111H145V112H144ZM154 111H156L157 113L154 112ZM186 111H187V112H186ZM195 111H196L197 113H196ZM206 111H208V113H207L208 116H207V117H206V115H207V114H206ZM213 111H214V112H213ZM21 112H22V113H21ZM26 112H28V113H27L28 115L25 114ZM41 112H42V115H41ZM45 112H47L48 118H46L45 116H43V115H46V114H44ZM53 112H54L55 114H54ZM82 112H83V113H82ZM101 112H103V113H101ZM109 112H110L111 115H109ZM121 112L123 113V116H124V117L121 116V115H122ZM136 112H137V113H136ZM139 112H140V113H139ZM147 112H149V114H148ZM152 112H153V113H152ZM166 112H167V113H166ZM188 112H189V113H188ZM192 112H193L195 115H194ZM198 112H199V113H198ZM204 112H205V114H204ZM215 112H217V114H218V113H219V114L217 115V114H215ZM34 113H35V115H34ZM38 113H39V115H41L43 118L45 117V118L48 120V121H47V120L45 119V123H47V124L50 123V124H53L54 126L52 127L50 124H49L48 126H47V124H43L44 120H42L43 118H40V117H39ZM51 113L53 114L52 117L55 118V119H54V120H55L54 122H53V119H52V117H51ZM85 113L87 114V116H86ZM124 113H125V114H124ZM144 113H145V114H144ZM154 113H156V115L158 114L159 116H158V115L156 116ZM173 113H174V114H173ZM184 113H185V114H184ZM190 113H191V114H190ZM3 114H5V113H3ZM49 114H50V116H49ZM72 114H71V115H72ZM117 114H119V116L123 117L121 120L125 119V120H123V121H120V122H121V125H120V122H118V121H119L118 119H119L120 117H119ZM136 114H138V115H136ZM151 114H153L154 116H153V115L151 116ZM186 114H187V115L190 114L191 116H187ZM192 114H193V115H192ZM196 114H198V115H196ZM210 114H211V115H210ZM25 115H27V117H26ZM100 115H99V116H100ZM125 115H126V117H125ZM202 115H203V116H202ZM209 115L211 116V118H214V119H211V118L209 117ZM212 115H213V116H212ZM34 116H37L38 119H37V118H34ZM55 116H56V117H55ZM66 116H67V115H66ZM68 116H70V115H68ZM111 116H113V117L115 116L114 118H116V120H113V121H114L113 125H112L111 123L113 122L112 119H114V118L111 117ZM136 116H139L138 119H137ZM155 116H156V117H155ZM179 116H180V117H179ZM182 116H183L184 118H183ZM194 116H197L198 119H197L196 117H194ZM201 116H202V117H201ZM217 116H218V117H217ZM219 116H220V118L223 119L224 121L221 120V119L219 118ZM29 117L32 118V120H31ZM49 117H51V119H49ZM90 117H93V118H95L96 120H95V119L92 120V118H90ZM103 117H104V119H102ZM117 117H119V118L117 119ZM145 117H146V118H145ZM151 117H152V118H151ZM158 117L161 118L160 121H159ZM173 117H174V116H173ZM181 117H182V118H181ZM186 117H187L188 119H187ZM191 117H194V118H193V123L195 122L196 124H193V125H192V123H191V122H192V121H191L192 118H191ZM204 117H206V118L204 119ZM216 117H217L218 119L221 120V121L219 120L220 123L217 122L218 120L216 121L217 123L220 124V125H217V124H216L217 127L214 126L215 124L212 125V123H215V120H216L215 118H216ZM28 118H29V119H28ZM39 118H40V119H39ZM89 118H90L91 120H90ZM179 118H181V119L178 120ZM190 118H191V119H190ZM195 118H196V119H195ZM207 118H209V119H207ZM98 119H99V123H98V121H97ZM100 119H101V120H100ZM106 119H107V120H106ZM147 119H148V120H147ZM155 119H156V120H155ZM262 119H264V118H262ZM19 120H23V121H19ZM39 120L42 121L41 125H46V126H47V128H46V126H44V129H45L46 131L43 129V126L41 127V125H39V124H40V123H39ZM49 120H52V123H51V121H49ZM60 120H61V119H59V121H60ZM103 120H104V121L106 120V123H107V124H106L105 122H102ZM117 120H118V121H117ZM132 120H135V121H133L134 124H133ZM150 120H151V122H150ZM153 120H154V124L157 125L156 128H155L154 124L151 126V124L153 123ZM182 120H183V123H181ZM186 120H187V121H186ZM189 120H190V122H189V123H190V126H191V127L193 126V130H192V132H191V127H189V124L187 123ZM198 120L201 121L199 124L197 123ZM205 120H208V121L206 122ZM16 121H18V122H16ZM27 121H28V125H26V124L23 123V122L27 123ZM36 121H37V122H36ZM41 121H40V122H41ZM96 121H97V124H99L98 127H97V126H96V127H97V128H100V127H101L100 130H98L96 127H94V126L96 125ZM115 121H116V122H115ZM130 121H131V123H132L131 126H130ZM146 121H147V122L149 121V122L147 123ZM155 121H156V123H155ZM157 121H158V122H157ZM185 121H186V122H185ZM202 121H203V124H204V125L202 124ZM213 121H214V122H213ZM5 122H6V123H5ZM7 122H8V123L13 122V123H10L9 126H8V123H7ZM35 122H36V123H35ZM56 122H57V121H56ZM122 122L124 123V127H121L122 124H123ZM141 122H142V124H141ZM204 122H206V123H204ZM210 122H211V123H210ZM260 122L263 123L264 121H260ZM260 122L258 123V126H261V130H260L261 133L259 132V133H258L259 135L257 134V135L253 138V135H254V134L252 135L251 131H250V133H246L247 135H246V134H245V135H246L248 138L252 136L251 138H249V140H246V139H248V138H246V136L243 135L244 139L246 138L245 141H244V143H246V142L248 141L247 143H249V144L247 145V144H244V143H240L239 145H237V146H235V147L233 148L234 150H231L232 152L234 151V152H233L234 154H232V152L230 153V155L232 154L231 156H233V158L231 157V158H232V159H231V158L229 157V159H230L231 161L228 160V162L226 163V164H228L229 166L226 165L225 168H224L226 171L223 170V172H224V173H223V176H224V177L226 176L225 178H229V177L232 175V174L230 175V173L234 172L235 170H238V166H239V164H241V162L243 163V164H241V167H240L241 169L243 168V170H239V171H241V173H242V171H243V173H244L245 171H247L252 165H256V166L261 167L262 169H264V167H262L263 165H261V164H264V163H263V162H264V158H263V157H264V153H263V155H262V153H260V152H261V151H260L261 148H262L261 150H262V152H263V149H264L263 145H264V143H262L263 145H261L260 143H258V142H261L260 140H262V138H263V141H264V133H263L264 131H262L263 128H264V127H263V126H264V123L262 124V123H260ZM17 123H18L19 125H18ZM20 123H21V124H20ZM33 123H35V124H33ZM38 123H39V124H38ZM104 123H105L106 125L103 126ZM108 123H109V124H108ZM115 123H116V124H115ZM117 123H118V124H117ZM136 123H137V124H136ZM180 123H181L182 125L185 123V124L188 125V127L186 126V128H185L184 126H182V127H184V129H185V130H184V129L180 126ZM6 124H7V125H6ZM15 124H17L16 126H17L18 129L16 128ZM23 124H24L25 127L27 126L28 129L30 128V129H29L30 132H29L28 129H26V128L23 126ZM36 124H37V125H36ZM81 124L84 125V126H82ZM110 124H111V125H110ZM178 124H179V125H178ZM197 124H198V126H194V125H197ZM205 124H206V125H205ZM209 124H210L211 126H210ZM260 124H261V125H260ZM5 125H6V126H5ZM10 125H11L12 128H10ZM34 125H35V126H34ZM108 125H110V126H112V127H115L116 129L121 130V132L116 131V129H110V128H108V127H109ZM114 125H115V126H114ZM118 125H119L120 127H118ZM142 125H143V127H141ZM201 125L204 126V128L199 129V127H201ZM208 125H209L210 127H209ZM2 126H3V128H2ZM19 126L22 127L23 129L19 128ZM37 126H38V127H37ZM49 126H50V127H49ZM86 126H87L88 128H87ZM107 126H108V127H107ZM132 126H133L134 128H131ZM177 126H178V127H177ZM205 126H207L208 128H206ZM218 126H219V128H218ZM258 126L256 125V127H258ZM51 127H52V128H51ZM79 127H82L81 130H80ZM85 127H86V128H85ZM106 127H107V128H106ZM117 127H118V128H117ZM136 127H137V128H136ZM147 127H148L149 129H148ZM150 127L152 128V130H151ZM196 127H198V128H196ZM212 127H213L214 129H212ZM9 128H10V129H9ZM14 128L17 129V130L14 131ZM36 128H37V129H36ZM38 128H39V129H38ZM40 128H41V130H40ZM49 128H51V129H49ZM95 128H96V131L94 130ZM103 128L105 129V132H104V129H103ZM124 128H125V131H124ZM140 128H141V130H140ZM188 128H189V129H188ZM194 128H196V130H195ZM209 128L212 129V130H211L212 132L209 130ZM216 128H217V129H216ZM7 129L10 130V131H8ZM24 129H25V131H24ZM33 129H35L36 132H35ZM42 129H43L44 131H43ZM47 129H48L49 131H48ZM87 129H88V130H87ZM91 129H92V130H91ZM107 129H109L110 131L107 130ZM131 129H132V131H131ZM143 129H144V131L147 130L148 133H147V132L144 133V131H142ZM153 129H155V130L153 131ZM186 129H188V130H186ZM198 129H199L200 131H199ZM202 129H204V130H202ZM205 129L208 130V132H207ZM18 130H19V131H18ZM22 130H23V131H22ZM27 130H28V131H27ZM75 130H76V131H75ZM93 130H94L95 133H93ZM101 130H102V131H101ZM113 130H114V132H113ZM135 130H137V131H136V134L134 133ZM201 130H202V133H200ZM216 130H217V131H216ZM6 131H7V133H6ZM17 131H18V132H17ZM38 131H39V133H38ZM85 131H86V132L88 131L89 135H88V133L85 134ZM100 131H101V132H100ZM122 131H124V132L122 133ZM140 131L142 132V135H141ZM152 131H153V132H152ZM195 131L199 132L200 135H197V134H199V133H197V132H195ZM213 131H214V132H213ZM258 131H259V128H258ZM14 132H15V133H14ZM25 132H26V133L28 132V133L25 134ZM33 132H35V133H33ZM107 132H108V133H107ZM112 132H113V133H112ZM116 132L122 133V136L119 135V133L116 134ZM137 132H138V133H137ZM185 132H186V133H185ZM189 132H190V133H189ZM194 132H195V134H194ZM203 132H204V133H203ZM210 132H211V133H210ZM2 133H3L4 135H3ZM8 133H9L10 135L12 134L11 137H10V135H9ZM13 133H14V134H13ZM36 133H37V134H36ZM91 133L94 134V135H92ZM98 133H99V134H98ZM103 133H104V134H103ZM111 133H112V135L109 136V134H111ZM132 133H133V134H132ZM178 133H180L181 135H179ZM182 133H184V134H186V135L184 136V134H182ZM187 133L189 134L190 137H191V136H192V137L190 138V137L188 136ZM209 133H210V134H209ZM15 134H16V135H15ZM20 134H21V137H22V138H20ZM28 134H29V135H28ZM35 134H36V136L34 137ZM90 134H91V135H90ZM95 134H96V135H95ZM100 134H103V136L105 135V136H104L105 139H106V135H108V136H107L108 138L106 139V141H105V139H102V138H104V137L100 138L102 135L99 137ZM113 134H114V135H113ZM124 134L126 135V136H124V137H126V138L128 139V142H127V139H125V140H126L125 143H124L125 140H124L123 142H121L124 138H122V140H121V138H119L121 141H120L119 139H117L119 136H120V137H123ZM134 134L136 135V137L134 136ZM138 134H140V135H138ZM144 134H145V135H144ZM146 134H147V135H146ZM149 134H151L152 136L150 137ZM190 134H191V135H190ZM193 134H194V135H193ZM211 134H212V137H211ZM213 134H214V135H213ZM250 134H251V135H250ZM2 135H3L5 138H4ZM5 135H6V136H5ZM7 135H8V136H7ZM87 135H88L89 137H88ZM115 135L118 136V137L116 138ZM143 135H144L145 137H147V138H145ZM148 135H149V136H148ZM154 135H155V136H154ZM175 135H176V136L178 135V136H180V137H178V136L176 137ZM195 135H196V136H195ZM209 135H210V136H209ZM261 135H262L263 137H262ZM23 136H24V137H23ZM28 136H29V137H28ZM85 136H86L87 138H86ZM97 136H98V138H97ZM111 136H112V137H111ZM138 136H139V137H138ZM142 136H143V138H144L143 141H142V139H141ZM173 136H174V137H173ZM260 136H261L262 138H260ZM6 137H7V138H6ZM8 137H9L10 139H8ZM17 137H18V138H17ZM32 137H33V138H32ZM84 137H85L86 139H84ZM109 137H110V138H109ZM113 137H114V139H116V140H114ZM140 137H141V138H140ZM171 137H172V138H171ZM183 137L186 139V140H184L185 142L183 141V139H184ZM188 137H189V138H188ZM258 137H259V138H258ZM19 138H20V139H19ZM81 138H82V139H81ZM95 138H96V139H95ZM111 138H112V140H110ZM134 138H135L136 140H135ZM148 138H150V139H151V138H156V139H155V140H154V139H153V140H152V139H151V140L149 139L150 143L148 144V143H147V142H148V140H147ZM175 138H176L177 140H175ZM179 138H180V140H181L182 143H179L180 141L178 142ZM182 138H183V139H182ZM187 138H188L189 140H188ZM7 139H8V140H7ZM15 139H16V140H15ZM87 139H88V140H87ZM138 139H139V140H138ZM244 139H243V140H244ZM253 139H254V140H253ZM5 140H6V141H5ZM73 140L76 142V144H74L75 142H73ZM118 140H119V141H118ZM140 140H141V141H140ZM146 140H147V141H146ZM168 140H169V141H168ZM172 140H173V142H172ZM193 140H195V139H193ZM209 140H210V139H209ZM209 140H208V141H209ZM243 140H242V142H243ZM255 140H256V141L259 140V141H257V143L260 144L259 146L257 145L259 149L255 146V145L257 144ZM2 141H1V142H2ZM17 141H16V142H17ZM88 141H89V143H88ZM104 141H105V142H104ZM107 141L109 142V144L107 143ZM114 141H116V142H114ZM136 141H137L139 144H138ZM145 141H146V143H144ZM151 141H152V143H151ZM174 141H176L178 144L176 145V143H175ZM186 141H187V142H186ZM252 141H253V142H252ZM254 141H255V143H254ZM1 142H0V143H1ZM25 142H27V143H25ZM72 142H73V143H72ZM85 142H86V143H85ZM94 142H95V143H94ZM134 142H136V143L134 144ZM140 142H141V143H140ZM154 142H155V144H153ZM170 142H171V143H170ZM189 142H190V143H189ZM251 142H252V143H251ZM3 143H1L0 146L2 145V147H5V145H3ZM87 143H88V144H87ZM92 143H93V144H96V146H95V145H94V146H91ZM104 143H105V144L107 143V144L105 145ZM119 143H120V144H119ZM122 143H123V144H122ZM184 143H185V144H184ZM188 143H189V144H188ZM205 143H206V142H204V144H203L202 147H206V146H207L208 142H207L206 144H205ZM250 143H251V144H250ZM15 144H16L18 147L20 146V147H19V150H18V147H17V146H16L17 148L15 147ZM72 144H74V145L72 146ZM86 144L88 145L87 147L85 146ZM93 144H92V145H93ZM159 144H160V145H159ZM241 144H242V146H241ZM253 144H254V146H253L254 148H253V150H252V147L250 148L249 145L252 146ZM148 145H150V147H151V145H152V147L150 148V147H148ZM153 145H154V146H153ZM175 145H176L177 147H176ZM182 145H184V146H182ZM243 145L248 146L249 148H248V147H245V146H244L245 148H243ZM29 146H30V148H31L32 150H31L30 148H28V150H26L27 147H29ZM90 146H91V148L94 147L95 149H96V148H98V149L95 150V149L93 148L95 151H94L93 149H91L90 151H85V150H89V149H90V148H89ZM125 146H126L127 148H126ZM156 146H157V147H156ZM238 146H239V147H238ZM261 146H262V147H261ZM25 147H26V148H25ZM119 147L121 148V150L119 149ZM153 147H154V148H153ZM155 147H156V148H155ZM174 147H175V149H174V152H173V148H174ZM185 147H186V149H185ZM236 147H237V153H236V151H235ZM240 147H241V148H240ZM23 148H24L25 150H24ZM81 148H82V149H81ZM88 148H89V149H88ZM117 148H118L119 150H118ZM239 148H240V149H239ZM0 149H2V148L0 147ZM22 149H23L24 151H22ZM59 149H58V151L60 152ZM158 149H159V150L161 149V151H163V152H164V150L167 151V152L165 151V153H167V154L164 153V155H166L167 157L163 156V157H165L163 161H161L162 158H163V157L161 156V154L163 155V153L160 152ZM163 149H164V150H163ZM247 149H248V150H247ZM249 149H250V150H249ZM17 150H18V153H17ZM30 150H31V151H30ZM64 150H65V151H64ZM102 150H103V151H102ZM110 150H111V151H110ZM170 150H172L173 153H172ZM190 150H191V151H190ZM197 150H198V151H197ZM239 150H242V151L239 152ZM243 150H244V152H243ZM254 150H255V151L259 150V152L257 151L255 155H254L255 152H254L253 154L251 153V156H250V153H249V154H248L249 157H248L247 153L250 152V151L253 152ZM19 151H20V152H19ZM58 151H57V152H58ZM63 151H64V152H63ZM68 151H67V152H68ZM91 151H92V152L94 151V152H93L94 155H95V153H96V155H97L98 157H97L96 155H95V156H96V157H95ZM96 151H97V152H96ZM106 151H107V152H106ZM187 151H188V152H187ZM189 151H190V154H189ZM194 151H195V154L193 155ZM196 151H197V152H196ZM27 152H28V153L30 152V153H29L30 155L27 154ZM57 152H55V153H57ZM59 152L56 154L57 156H58L59 154H61V153H59ZM80 152H82V154H81ZM85 152H86V153H85ZM88 152H89V153H88ZM90 152H91V153H90ZM98 152H99V153H98ZM108 152L111 153V154L108 155ZM142 152H143V153H142ZM144 152H146V153H144ZM151 152H152V153H151ZM154 152H155V153L158 152V153H159V156H158V153H157L156 156H155V154H153ZM168 152H171V153H168ZM181 152H182V153H181ZM238 152H239V153H238ZM245 152H247V153H245ZM55 153H54V154H55ZM84 153L86 154L87 157H86L85 155H83ZM115 153H116V154H115ZM141 153H142V154H141ZM147 153H148V154H147ZM160 153H161V154H160ZM235 153H236V154H235ZM243 153H244V154H243ZM259 153H260L261 156L259 155ZM17 154H18V155H17ZM19 154H20V157H19ZM24 154H25V155H24ZM26 154H27V155H26ZM54 154H53V156L55 157L56 155H54ZM106 154H107V155H106ZM118 154H119V155H118ZM129 154H130V155H129ZM143 154H144V155H145V154L147 155V157H148V161H147V159H145V158H147L146 155L144 156ZM151 154H152V155H151ZM183 154H184V155H183ZM239 154H240V156H238ZM89 155H90V156H89ZM127 155H129V157H131V159H130ZM149 155H150V157H149ZM168 155H169V156H168ZM171 155H172V156H171ZM234 155H235V156H234ZM241 155H243V156H241ZM258 155H259L260 157L263 158V161H262V162H261V159H262V158H260ZM17 156H18V157H17ZM22 156H23V158H22ZM27 156H28V157H27ZM34 156H35V157L37 156V158H35ZM41 156H44L45 158H44V157L42 158ZM124 156L126 157V159H125ZM142 156H144V157H142ZM151 156H152V157H151ZM153 156H154V157H153ZM157 156H158L159 159L157 158ZM184 156H186V157H185L186 159L184 158ZM16 157H17V158H16ZM38 157H39V158H38ZM85 157H86V158H85ZM139 157H140L141 159H140ZM168 157H170V158H168ZM237 157H239V158H237ZM243 157L246 159L245 163H244V161H240V160H245ZM25 158H26V159H25ZM27 158H29L30 160L27 159ZM41 158H42V159H41ZM81 158H82V160H81ZM83 158H84V159H83ZM128 158H129L130 160H129ZM134 158H135V162L133 161ZM143 158H144V159H143ZM150 158H151V160H150ZM166 158L169 159V160L171 161V163L173 164V165H172V164L170 163V161L168 160V162L170 163V165H172V166L169 165L170 168H169V166L167 165V164H169V163L167 162V160H165ZM171 158H172V159H171ZM175 158H177V156H176ZM175 158H174V159H175ZM181 158H182V159H181ZM187 158H188V159H187ZM235 158H236V159H235ZM248 158H250V159H248ZM253 158H254L256 161H255ZM259 158H260V159H259ZM138 159H140V160H138ZM233 159H234L235 161H232ZM23 160H25V161H23ZM128 160H129V161H128ZM136 160H138V162H137ZM143 160H145V161H143ZM175 160H177V159H175ZM237 160H238V161H237ZM247 160H248V162H250V163H248L249 165L246 164ZM249 160H251V161H249ZM258 160H259V161H258ZM27 161H28V162H27ZM94 161H95V163H97V164L100 163V164H98V166H96V164L94 163ZM96 161H97V162H96ZM120 161H123V162H120ZM125 161L128 162V163H126ZM130 161H132V162L130 163ZM79 162H80V163L82 162V163H81L82 165H83V163H84V165H85V164H87V162H89V163L87 164V166H88L89 168L92 166L91 168L94 169V170L92 171V169H90V170L88 171L87 169H89V168H87V166H85V168H83L84 165L82 166ZM110 162H111V163H110ZM118 162H120V164H119ZM163 162H164V163H163ZM165 162H166V163H165ZM259 162L261 163L260 166H259ZM38 163H39V162H38ZM38 163L35 162V164L37 165L35 171H36V172L38 171L37 173H40L42 177H43V176H45V177L47 176V177H48V175H50V173L52 172V170H51V171H50V170L48 171V169H46V168H49L50 166L48 165V167H45V165L47 164V162H45V163L42 165L43 167H40L39 165H41V164H40V163L38 164ZM90 163H91V164H90ZM92 163H94L95 165H93ZM108 163H109V164H108ZM113 163H117L118 165H117V164H116V165H113ZM122 163H124V166H123ZM251 163H252V164H251ZM254 163H255V164H254ZM256 163H257V164H256ZM76 164H77V165L79 164L78 166H79V167L82 166V168H81V167L79 168ZM154 164H155L156 166H155ZM164 164H166V165H164ZM233 164H234V165H233ZM245 164H246V165H245ZM250 164H251V165H250ZM36 165H34V166H36ZM75 165H76V166H75ZM99 165H100V166H99ZM232 165H233V168H232ZM93 166H94V167H93ZM110 166H111V167H110ZM150 166H151V167H150ZM154 166H155V168H154ZM157 166H158V167H157ZM165 166H166V167H165ZM188 166H190V165H188ZM246 166H247V167H246ZM256 166H254V167H256ZM74 167H75V168H74ZM120 167H121V168H120ZM123 167H124V168H123ZM190 167H191V166H190ZM226 167H227V168H226ZM252 167H253V166H252ZM78 168H79L80 170H78ZM101 168H102V169H101ZM145 168H146V167H145ZM152 168H153V170H152ZM157 168H159L158 171H157ZM191 168H195V167L193 166V167H191ZM229 168H230V170H229ZM231 168H232V169H231ZM245 168H246L247 170H246ZM38 169H40V172H39ZM76 169H77V170H76ZM84 169L86 170V175H83V173H82L83 176H81V171L84 170ZM103 169H105V170H103ZM107 169H109V170H107ZM162 169H163V170H162ZM167 169H168V170H167ZM46 170H47V171H46ZM85 170L83 171L84 174H85ZM98 170H99V171L103 170V171L100 173ZM151 170H152V172H151ZM159 170H160V171H159ZM161 170H162V171H161ZM227 170H228V171H227ZM74 171H76V172H74ZM77 171H79L80 174H79V172H77ZM87 171H88V172H87ZM95 171H97V172H96L97 174L95 173ZM148 171H149V172H148ZM153 171H155L156 173H157V172H158V173L160 172V173H159V174H156V173H153ZM230 171H231V172H230ZM239 171H238V172H239ZM72 172H73L74 174H76V175H73ZM114 172H115L117 175H116ZM227 172H228V173L230 172V173L228 174ZM87 173H89V174H87ZM92 173H94V174H92ZM98 173H99V174H98ZM225 173H226L227 175H226ZM241 173H240V174H241ZM243 173H242V175H243ZM40 174L34 175L35 177H33V178H30L28 175H23L24 177L22 176V178H21V180H20V181H22V182L16 187V190H17V191L15 192V194L18 195L17 198L22 197V196H24V195L26 194V193H25V187H24V186H27L29 183H31V184H32V183L36 184V183L38 182L39 177H41ZM66 174H67V175H66ZM78 174H79V176H78ZM100 174H102V175H100ZM103 174H105L106 177H105ZM152 174H153V175H152ZM87 175L89 176V178H90V176H91V179H88V176H87ZM94 175H95V176H94ZM96 175H97V176H96ZM99 175H100V176H99ZM108 175H109V176H108ZM36 176H37V177H36ZM77 176H78L79 178H78ZM80 176H81L82 178H81ZM93 176H94V177H93ZM107 176H108V177H107ZM114 176H115V177H114ZM116 176H117V177H116ZM70 177H74V178H70ZM92 177L94 178L95 181H94V180L92 181V179H93ZM95 177H96L97 179H96ZM100 177H101V178H100ZM102 177H105V178L102 179ZM146 177H148V180L146 179ZM155 177H156V178H155ZM36 178H38V180H36ZM76 178H77V180H76ZM86 178H87V179H86ZM99 178H100V179H99ZM144 178H145V179H144ZM40 179H41V178H40ZM68 179H69V180H68ZM70 179H71V180H70ZM80 179L83 180L84 187L81 186V185H83V184H79V183H82V180L80 181ZM85 179H86V180H85ZM98 179H99V181H98ZM104 179H107V180H108V181H107L108 183L105 182L106 180H104ZM111 179H110V180H111ZM35 180H36L37 182H36ZM84 180H85V181H84ZM90 180H91V182H90ZM100 180H102V183H100V182H101ZM103 180H104V181H103ZM146 180H147V181H146ZM32 181H33V182H32ZM71 181H72L73 183H72ZM76 181H77V182H76ZM86 181H88L89 183H92V185H91V184H88V182H87L88 185H85V184H86ZM139 181L142 182V183L140 184ZM143 181H144V182H143ZM155 181H156V183H155ZM23 182H25V183L27 182L28 184H27V185H24ZM98 182H99V183H98ZM104 182H105V183H104ZM137 182H139V184H137ZM93 183H94V184H93ZM106 183H107L108 185H107ZM192 183L195 184L196 182H192ZM192 183H191V185H192ZM74 184H75V185L78 184V185L74 186ZM95 184H99L101 187L98 188L99 185L97 186V185H95ZM102 184H103V185H102ZM104 184H105V185H104ZM136 184H137L138 186H137ZM90 185H91V186H90ZM112 185H113V184H112ZM20 186H23L24 189H23V187H20ZM87 186H88V187H87ZM92 186H93L94 188H93ZM95 186H97V188H96ZM109 186H110V185H109ZM134 186H136V187H134ZM78 187H79V186H78ZM85 187H86V189H85ZM91 187L94 189V191H93V189H90ZM106 187H104V190H107ZM113 187H114V186H113ZM113 187H112V190L114 191ZM95 188H96L97 190H96ZM134 188H135V189H134ZM79 189H82V190H79ZM83 189H84V190H83ZM87 189H88V190H87ZM136 189H137V191H136ZM150 189H152V191H151ZM20 190H21V191H20ZM78 190H79V191H78ZM95 190H96V191H95ZM99 190H100V191H99ZM101 190H102V191H101ZM172 190H173V189H172ZM52 191H53V190H51V191H49V192L54 193V192H52ZM82 191H83V193H84V191H85V193L82 194ZM88 191H89V192H88ZM135 191H136V192H135ZM22 192H23V193H22ZM92 192H93V194L95 193V194L93 195V197H92ZM97 192H98L99 195H102V196H98ZM153 192H155V193H153ZM104 193H105V192H104ZM23 194H24V195H23ZM125 194H126V195H125ZM130 194H131L132 196H130ZM47 195H49V193H48ZM82 195H83V196L85 195V196H84L85 199H82V198H84ZM121 195H122V194H121ZM136 195H137V194H136ZM94 196H95V198H94ZM96 196H97L98 198H96ZM125 196H127V197H125ZM129 196H130V198H129ZM135 197H136V196H135ZM71 198H73V196H72ZM99 198H102V199H99ZM131 198H133V199L131 200ZM77 199H78V198H77ZM93 199L95 200V202H94ZM97 199H98V201H96ZM106 199H107V200H106ZM153 199H154L153 201H152V200H151V201L149 200V202H150V203H149V204H150L149 207H151L152 215H153V213H154V211H155L154 214H155V216H156V213H157L156 211L158 210V206L155 205V204H156V202H155V198H153ZM70 200L72 201V199H70ZM122 200H121V201H122ZM176 200H177V198L172 199V200H171L172 202L170 201V205H174V204H176V203H177ZM121 201H120V202H121ZM125 201H126V200H125ZM125 201H122L121 203L119 202V204H117V207L120 206V207H118L119 211H122V210H123V211L128 210V208L125 207V205H126V204H125ZM173 201H174V203H173ZM175 201H176V203H175ZM90 202H89V203H90ZM131 202H130V203H131ZM146 202H147V200H146ZM67 203H68L67 205L69 206V205H70V201H69V199H68V202H67ZM78 203H79V202H78ZM80 203H79V204H80ZM93 203H92V204H93ZM122 203H123L124 205H123ZM152 203H153V204H152ZM121 204L123 205V208H124V209L126 208L125 210L122 208V205H121ZM154 205H155V207H154ZM80 206H81V205H80ZM88 206H89V204H88ZM82 207H83V206H82ZM85 207H87V206H85ZM85 207H83L82 209H80V211L82 210V211H81L82 213L80 212V216H81V215H82V216L84 215V213H85V211H86V208H85ZM153 208H156V209H153ZM121 209H122V210H121ZM152 209H153V210H152ZM129 214H130V213H129ZM129 214H128V215H129ZM132 214H133V213H131V215H132ZM157 215H158V214H157ZM129 216H130V215H129ZM129 216H128V217H129ZM132 216H133V215H132ZM132 216H130V217H132ZM153 216H154V215H153ZM133 217H134V218H132L131 221H130L129 218H127L125 224H128L127 221H129L130 224L135 223V222L133 221V219H135V215H134ZM154 218H155V217H154ZM154 218L151 217V220H153ZM82 219H83V218H82ZM128 219H129V220H128ZM153 222H155V221H154V220L152 221V224H151L152 226H153V224H155V223H153ZM135 224H136V223H135ZM128 226L130 227V225H128ZM154 226H155V225H154ZM154 226L152 227V230H153ZM157 233H158V232H157L156 230L151 231L152 236H154V235L157 234ZM118 235L121 236V238L123 237V235H122L121 233L118 234ZM118 235H117V236H118ZM117 236H116V238H117ZM119 236H118V238H117L118 240H119V238H120ZM121 238H120V240H121ZM169 238H171V237L169 236ZM122 239H123V238H122ZM170 240H171V239H168V240H167L168 242H166V243H167V244H168V243L170 244ZM110 242H112V241H110ZM171 242H173V240H172ZM133 249H134V252H133ZM135 249H136V248H134V247H129V249H128V256H132V257H133V256H137L138 252L135 251ZM109 250H110V249H109ZM129 250H130V251H129ZM82 252H83V251H82ZM108 252H109V251H108ZM136 252H137V253H136ZM83 253H84V252H83ZM83 253H82V255H84ZM131 254H132V255H131ZM53 256H54V255H53ZM53 256H52V257H53ZM36 259H38V258H36ZM48 259H49V258H48ZM186 259H187V258H186ZM35 261H36V260H35ZM134 263H135V262H134ZM134 263H132V264H134Z\"/></svg>","mask_w":264,"mask_h":264}]
</instances>
